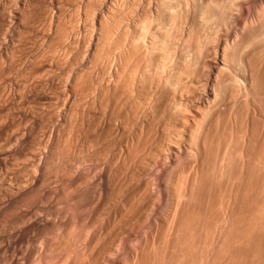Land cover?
I'll return each instance as SVG.
<instances>
[{
  "label": "rangeland",
  "instance_id": "1",
  "mask_svg": "<svg viewBox=\"0 0 264 264\" xmlns=\"http://www.w3.org/2000/svg\"><path fill=\"white\" fill-rule=\"evenodd\" d=\"M26 1V2H25ZM44 1V2H43ZM54 2V3H52V2ZM61 1V2H60ZM79 1V2H78ZM102 1H104V2H102ZM116 1V2H115ZM164 1H166V2H164ZM177 1V2H176ZM181 1H183V2H181ZM201 3H200V2ZM210 1V2H209ZM219 1V2H218ZM82 2V3H81ZM89 4H88V3ZM87 2H86V0L84 1V0H0V92H1V94H0V107L2 108V109H0V162L3 164V165H1V163H0V264H63V262H64V264H86V262L85 263H82V261H80L82 258L84 259V260H86V259H88V260H90V262H93V261H95V259H94V257H96V255H97V252H101L103 249H106V248H110V243L112 244L113 243V246L115 245H117L116 247L117 248H110L111 249V252L113 251V250H115V251H113L112 252V255H111V257H112V260H111V262H110V260L108 261V262H106V264H113L112 262H114V263H119V264H126V262H127V264H130V261L128 262L127 261V258H128V260H130L129 259V257L131 256V261L133 260V259H135V260H133L131 263L133 264H136V262L138 263V261L139 262H141V264H149V262L150 263H152L153 261H155L154 263L155 264H159V262H160V264H162L163 262L165 263V261H163L164 259H166V257L167 256H172V252L175 250L176 252L178 251V252H182V253H179L178 255H176L177 253L174 251L173 253H175V257H174V255H173V257L171 258L170 256H169V258H168V260H167V262H169V259H170V261H172L173 262V264H183V263H185L184 261H185V258L187 259V257L188 256H195L194 258H197V260L195 259L194 261H195V263L193 262V261H191L192 259H194V258H192L191 259V256L190 257H188L189 259H187L189 262L191 261V264L193 263V264H203L204 262V264H238L240 261V263L239 264H264V100H262V98L264 99V77H263V75H264V56H262V55H264V0H240V1H238V0H225V1H221V0H87ZM167 2H170V3H167ZM173 2V3H172ZM188 2V3H187ZM204 3V5H202L203 3ZM209 2V3H208ZM229 2V3H228ZM233 2V3H232ZM15 3V4H14ZM22 3H24V4H22ZM30 3V4H29ZM102 3V4H101ZM113 3V4H112ZM159 4V6H158V4ZM195 3V4H194ZM198 4V6H197V4ZM214 3V4H213ZM220 3V4H219ZM223 5H222V4ZM232 3V4H231ZM5 4V5H4ZM17 4V5H16ZM27 4V5H26ZM39 4H41V5H39ZM61 4V5H60ZM86 4V5H85ZM108 4V5H107ZM112 4V5H111ZM154 4V5H153ZM170 4V5H169ZM181 4V5H180ZM185 4H187L186 6H185ZM189 4V5H188ZM194 4V5H193ZM208 4V5H207ZM210 4V5H209ZM227 4H230V5H227ZM235 4V5H234ZM10 5V6H9ZM31 5V6H30ZM35 5V6H34ZM43 5V6H42ZM56 5V6H55ZM65 5V6H64ZM173 5V6H172ZM191 5V6H190ZM212 5V7L210 8V6ZM219 5V6H218ZM2 6H4V7H2ZM19 6H20V9H19ZM26 6V7H25ZM34 6V7H33ZM47 6V7H46ZM58 6V7H57ZM61 6V7H60ZM129 6V7H128ZM134 6V7H133ZM150 6H152V7H150ZM162 6V7H161ZM165 6V7H164ZM169 7V11L167 10L168 9V7ZM200 6V7H199ZM221 6V7H220ZM224 6V7H223ZM229 6V7H228ZM239 6V7H238ZM113 7V8H112ZM156 7V8H155ZM159 7V8H158ZM172 7V8H171ZM185 7V8H184ZM199 7V8H198ZM207 7V8H206ZM209 7V8H208ZM216 7V8H215ZM223 7V8H222ZM14 8V9H13ZM23 10H22V9ZM37 8V9H36ZM57 8H60V9H57ZM66 8V9H65ZM70 8V9H69ZM184 8V9H183ZM213 8V9H212ZM11 9V10H10ZM29 9V10H28ZM52 9V10H51ZM98 9H100V10H98ZM112 9V10H111ZM117 9V10H116ZM130 9H132L131 11H130ZM143 9H145V10H143ZM152 9V10H151ZM171 9V10H170ZM173 9V10H172ZM189 9H191V11L189 10ZM197 9V10H196ZM212 9V10H211ZM214 9H216V10H214ZM229 9V10H228ZM8 12H7V11ZM31 10H32V12H31ZM97 10V12H95ZM127 10V11H126ZM157 10L159 11V13H156L157 12ZM181 10V11H180ZM225 12H224V11ZM25 12V13H22V12ZM89 11V12H88ZM99 11V12H98ZM102 11V13H100ZM124 11V12H123ZM127 12V14H125L126 12ZM128 11L130 12L129 14H128ZM143 11V12H142ZM165 11V12H164ZM167 11V12H166ZM183 11V12H182ZM187 11H188V13H187ZM197 11V12H196ZM201 11V12H200ZM213 11V12H212ZM219 11H220V13H221V15H220V13H219ZM228 11V12H227ZM256 11V12H255ZM2 12V13H1ZM31 12V13H30ZM65 12V13H64ZM111 12H113V13H111ZM152 12V13H151ZM169 12V13H168ZM180 12V13H179ZM187 13V14H185V13ZM191 14H190V13ZM207 12V13H206ZM208 12H209V14H208ZM217 12V13H216ZM232 12V13H231ZM20 13H22V14H20ZM30 13V14H29ZM68 13V14H67ZM98 13V14H97ZM118 13H120V14H118ZM123 13V14H122ZM165 13V14H164ZM173 13V14H172ZM176 13V14H175ZM192 13L194 14V15H192ZM211 13H213V14H211ZM225 13V16L223 15ZM24 14H25V16H24ZM50 14V15H49ZM70 14V15H69ZM93 14V15H92ZM102 14V15H101ZM127 15V17L125 16V15ZM147 14H149V16H147ZM152 14V15H151ZM155 14V15H154ZM161 14H162V16H161ZM171 14V15H170ZM182 15V16H180V15ZM203 14V15H202ZM216 14V15H215ZM232 14V15H231ZM261 14V15H260ZM6 15V16H5ZM82 15V16H81ZM97 15V17H98V15H101V17H100V19L102 20H100V19H96V17L95 16ZM124 15V16H123ZM131 15V16H130ZM143 15V16H142ZM151 15V16H150ZM158 15V16H157ZM174 15V16H173ZM178 15V16H177ZM202 15V16H201ZM207 15V16H206ZM209 15V16H208ZM28 16H30V17H28ZM42 16V17H41ZM52 16H53V18H52ZM73 16V17H72ZM94 16V17H93ZM129 16V17H128ZM145 16V17H144ZM165 16V17H164ZM185 16H186V19H185ZM189 16V17H188ZM192 16H195V17H192ZM197 16V17H196ZM261 16V17H260ZM10 17H12V18H10ZM22 18V17H25V18H22V19H19V18ZM115 17V18H114ZM137 17V18H136ZM141 17V18H140ZM156 17H157V19H156ZM172 17V18H171ZM180 17V18H179ZM225 19H224V18ZM227 17V18H226ZM263 17V18H262ZM74 18V19H73ZM84 18V19H83ZM95 18V19H94ZM120 18V19H119ZM124 18H126V19H124ZM127 18H129V19H127ZM140 18V19H139ZM148 18V19H147ZM190 18V19H189ZM203 18V19H202ZM204 18H206V20L204 19ZM208 18V19H207ZM34 19V20H33ZM36 19V20H35ZM51 19V20H50ZM79 19V20H78ZM94 19V20H93ZM104 19V20H103ZM115 19H117V20H115ZM121 19H123V20H121ZM146 19V20H145ZM198 19V20H197ZM200 19V20H199ZM218 19V20H217ZM30 20V21H29ZM100 22H99V21ZM126 20V21H125ZM133 20V21H132ZM144 20V21H143ZM163 20H164V22H163ZM177 20V21H176ZM184 20V21H183ZM187 20V21H186ZM188 20H190L189 22H188ZM197 22V24H199V25H197L196 24V22ZM211 20H212V22H211ZM215 20V21H214ZM225 20V21H224ZM227 20V21H226ZM6 21V22H5ZM21 21V22H20ZM23 21V22H22ZM53 21V22H52ZM92 21V22H91ZM96 21V22H95ZM106 21V22H105ZM112 21V22H111ZM128 21H129V23H128ZM136 21V22H135ZM138 21V22H137ZM139 21H141V23L139 22ZM159 21V22H158ZM175 21V22H174ZM194 23H193V22ZM199 21H201L200 23H199ZM204 23H203V22ZM223 21V22H222ZM114 22V23H113ZM142 22H143V24H142ZM151 22V23H150ZM158 22V23H157ZM161 22H163V23H161ZM181 22V23H180ZM182 22H183V24H182ZM192 22V23H191ZM238 22V23H237ZM92 23H93V25H92ZM94 23H96L95 24V27H93L94 26ZM110 23H111V26H113V27H111V26H109L110 25ZM113 23V24H112ZM117 23V24H116ZM168 23V24H167ZM186 23H187V25H186ZM214 23V24H213ZM219 23V24H218ZM34 24V25H33ZM54 24V25H53ZM82 24V25H81ZM88 24V25H87ZM105 24V25H104ZM107 24V25H106ZM122 24V25H121ZM156 24V25H155ZM189 24H192V25H189ZM194 24V25H193ZM196 24V25H195ZM203 24V25H202ZM210 24V25H209ZM234 24V25H233ZM92 25V26H91ZM115 25H117V26H115ZM123 25H125V26H123ZM140 25V26H139ZM142 25H145V26H142ZM162 25V26H161ZM201 25V26H200ZM220 25V26H219ZM258 25V26H257ZM2 26V27H1ZM26 26V27H25ZM28 26V27H27ZM37 26V27H36ZM74 26V27H73ZM81 26V27H80ZM98 26V27H97ZM115 26V27H114ZM122 26V27H121ZM127 26H129V27H127ZM149 26V27H148ZM156 26H157V29H156ZM163 26L165 27V28H163ZM181 26V27H180ZM185 27V29H184V27ZM193 26V27H192ZM197 26V27H196ZM215 26V27H214ZM256 26V27H255ZM65 27V28H64ZM125 27H126V29H125ZM132 27V28H131ZM153 27V28H152ZM169 27V28H168ZM190 27H192V28H190ZM199 27V28H198ZM202 27H203V29H202ZM207 27H211V29L209 28V29H206ZM219 27V28H218ZM221 27V28H220ZM231 27V28H230ZM236 29H235V28ZM80 28V29H79ZM97 29V30H95V29ZM110 28V30H111V32H109L108 31V29ZM131 28V30L129 31V29ZM139 28V29H138ZM147 28V29H146ZM148 28H149V30H148ZM181 28V29H180ZM190 28V29H189ZM228 28V29H227ZM14 29V30H13ZM47 29V30H46ZM128 29V30H127ZM164 29V30H163ZM203 30V31H201V30ZM79 30H80V32H79ZM82 30V31H81ZM87 30V31H86ZM107 30V31H106ZM123 30V31H122ZM135 30V31H134ZM147 30V31H146ZM169 30V31H168ZM189 30V31H188ZM198 30V31H197ZM227 30H228V32H227ZM256 32H255V31ZM50 31H52V32H50ZM67 31V32H66ZM122 31V32H121ZM133 31V32H132ZM155 31V32H154ZM165 31V32H164ZM180 31V32H179ZM183 31H184V33H183ZM209 31H210V33L211 34H209ZM261 31V32H260ZM31 32V33H30ZM84 32V33H83ZM89 32V33H88ZM93 32H94V34H93ZM101 32L103 33V34H101ZM107 32H109V33H112V34H110L109 36H108V34H106ZM131 32V33H130ZM135 32V33H134ZM147 32H149V34L147 33ZM151 32V33H150ZM159 32H161V33H159ZM163 32V33H162ZM175 32V33H174ZM183 34H182V33ZM204 32V33H203ZM208 32V33H207ZM215 32V33H214ZM241 32V33H240ZM251 32V33H250ZM253 32V33H252ZM5 33V34H4ZM17 33V34H16ZM25 33V34H24ZM33 33V34H32ZM50 33V34H49ZM75 33V34H74ZM92 33V34H91ZM133 33V34H132ZM154 33V34H153ZM166 33V34H165ZM171 33V34H170ZM196 33V34H195ZM202 33V34H201ZM245 33V34H244ZM261 35H260V34ZM47 34V35H46ZM86 34V35H85ZM89 34V35H88ZM131 34V35H130ZM136 36H135V35ZM139 34H141V36L139 35ZM151 34V35H150ZM161 34V35H160ZM164 34V35H163ZM175 34V35H174ZM179 34V35H178ZM185 34V35H184ZM190 34V35H189ZM214 34V35H213ZM217 34V35H216ZM251 34V35H250ZM260 36H258V35ZM45 35V36H44ZM50 35V36H49ZM53 35H54V37H53ZM71 35V36H70ZM72 35H74V36H72ZM82 35V36H81ZM137 35H139L138 37H137ZM150 35V36H149ZM163 35V36H162ZM175 37H174V36ZM176 35H178V36H176ZM231 37H230V36ZM255 35V36H254ZM91 36V37H90ZM94 36V37H93ZM97 36V37H96ZM108 38H107V37ZM130 39V40H128L127 39V37ZM133 36V37H132ZM148 36V37H147ZM172 36V37H171ZM187 36H188V38H187ZM190 36V37H189ZM198 36H199V38H198ZM202 36V37H201ZM206 38H205V37ZM209 36H211V37H209ZM229 36V37H228ZM263 36V37H262ZM6 37H7V39H8V41H7V39H6ZM16 37V38H15ZM49 37H51V38H49ZM87 37V38H86ZM99 37V39H97ZM126 37V38H125ZM141 37V38H140ZM152 37H156V38H153L152 39ZM174 37V38H173ZM196 37V38H195ZM225 37V38H224ZM239 37V38H238ZM48 38V39H47ZM60 38V39H59ZM121 38V39H120ZM139 38V39H138ZM146 38V39H145ZM173 38V39H172ZM176 38V39H175ZM194 40H193V39ZM203 38V39H202ZM210 38V39H209ZM215 40V42H214V40ZM237 38V39H236ZM246 38H249V39H246ZM256 38V39H255ZM6 39V40H5ZM46 39V40H45ZM94 39V40H93ZM125 39V40H124ZM156 39V40H155ZM178 39V40H177ZM187 39H189V40H187ZM202 39V40H201ZM242 39V40H241ZM252 39V40H251ZM259 39V40H258ZM60 40V41H59ZM68 40V41H67ZM92 40V41H91ZM101 40V41H100ZM118 40H119V42H118ZM149 40V41H148ZM151 40V41H150ZM168 40V41H167ZM170 40V41H169ZM180 40V41H179ZM209 42H208V41ZM237 42H235V41ZM41 41V42H40ZM55 41V42H54ZM58 41V42H57ZM97 42V46L94 44V42ZM123 41V42H122ZM130 41H132V43L130 42ZM143 41V42H142ZM148 41V42H147ZM158 41V42H157ZM178 43H177V42ZM187 41H189V42H187ZM204 41V42H203ZM205 41H207V42H205ZM220 41V42H219ZM222 41V42H221ZM231 41V42H230ZM253 41V42H252ZM262 41V42H261ZM3 42V43H2ZM52 42H54V44L52 43ZM84 42V43H83ZM92 43V45H90L89 46V44H91ZM124 42L126 43H128V42H130L129 44H127L126 43V45L124 44ZM150 42V43H149ZM154 44H153V43ZM164 42V43H163ZM168 42V43H167ZM174 42V43H173ZM252 42V43H251ZM12 43V44H11ZM14 43V44H13ZM62 43V44H61ZM89 43V44H88ZM141 43V44H140ZM147 45H146V44ZM158 43V44H157ZM163 43V44H162ZM172 45H171V44ZM180 43V44H179ZM184 43H186V44H184ZM200 43H201V45H200ZM205 43V44H204ZM215 43V44H214ZM219 43V44H218ZM261 43V44H260ZM22 44V45H21ZM103 44V45H102ZM110 44V45H109ZM134 44V45H133ZM153 44V45H152ZM166 45V47H165V45ZM177 44H178V46H177ZM198 44V45H197ZM210 44V45H209ZM217 44V45H216ZM229 44V45H228ZM232 44V45H231ZM243 44V45H242ZM248 44V45H247ZM254 44H256V45H254ZM14 45H16V46H14ZM60 45V46H59ZM73 45V46H72ZM106 45V46H105ZM109 45V46H108ZM133 46V48H132V46ZM147 46V48H146V46ZM164 45V46H163ZM170 45V47H171V49L168 47ZM175 45V46H174ZM180 45V46H179ZM183 45V46H182ZM246 45V46H245ZM18 46V47H17ZM46 46H47V48H46ZM58 46V47H57ZM65 46V47H64ZM89 47V49H88V47ZM92 46V47H91ZM102 46V47H101ZM120 46V47H119ZM122 46V47H121ZM141 46V47H140ZM145 46V47H144ZM157 46V47H156ZM174 48H173V47ZM177 46V47H176ZM187 46V47H186ZM215 48H214V47ZM219 46H221L220 48H219ZM227 46H230V47H227ZM239 47V49H238V47ZM247 46H249V47H247ZM254 46H256V47H254ZM38 47V48H37ZM40 47V48H39ZM50 47V48H49ZM95 49H94V48ZM98 47H99V49H100V51H99V49H98ZM113 47V48H112ZM163 47H165V48H163ZM179 47V49H177ZM182 47V48H181ZM206 47V48H205ZM224 47V48H223ZM234 47V48H233ZM25 48V49H24ZM57 48V49H56ZM59 48V49H58ZM92 48H93V51H92ZM117 48V49H116ZM120 48V49H119ZM122 48H124L123 50H122ZM131 50H130V49ZM143 48V49H142ZM153 48V49H152ZM180 48H181V50H180ZM202 48V49H201ZM222 48V49H221ZM242 48V49H241ZM244 48V49H243ZM262 48V49H261ZM55 49V50H54ZM63 49V50H62ZM72 49V50H71ZM86 49H88V50H86ZM97 49V50H96ZM133 49H134V51H133ZM136 49V50H135ZM146 49H148L147 51H146ZM171 51H170V50ZM213 49V50H212ZM214 49H216V50H214ZM217 49H219V51H217ZM221 49V50H220ZM223 49H225V50H223ZM230 49H231V51H230ZM246 49H247V52H246ZM256 49V50H255ZM40 50V51H39ZM54 50V51H53ZM86 50V51H85ZM113 50V51H112ZM118 50H120V52L118 51ZM122 50V51H121ZM127 50V51H126ZM140 50V51H139ZM144 50V51H143ZM178 52L177 54H176V51ZM19 51V52H18ZM88 51H90V52H88ZM108 51H109V55H108ZM123 51H124V54L122 55V53H123ZM137 51H139V52H137ZM141 51H143L142 53H140ZM151 51H153V52H151ZM215 51V52H214ZM221 51V52H220ZM222 51H224V52H222ZM227 51V52H226ZM8 52V53H7ZM71 52V53H70ZM84 52H87V53H84V54H86V55H82ZM104 54H103V53ZM111 52V53H110ZM116 52H119V53H116ZM149 52L151 53V54H149ZM161 52H163V54H164V56H166V57H163V54H161ZM172 52H174V55H173V53ZM199 52V53H198ZM233 52H234V54L237 56H234L233 57ZM242 52V53H241ZM254 52V53H253ZM259 52V53H258ZM33 53V54H32ZM90 53V54H89ZM114 53V54H113ZM135 55H133V54ZM137 53V54H136ZM139 53H140V55H139ZM144 53V54H143ZM191 53V54H190ZM195 53V54H194ZM204 53H206V54H204ZM226 54V55H224V54ZM17 54V55H16ZM63 54H65V55H63ZM87 54H89V55H87ZM126 54V55H125ZM128 54V55H127ZM148 54V55H147ZM167 54V55H166ZM170 54V55H169ZM176 54V55H175ZM202 54V55H201ZM217 54V55H216ZM233 54V55H232ZM244 54V55H243ZM257 54V55H256ZM39 55V56H38ZM93 55V56H92ZM104 55V56H103ZM106 55V56H105ZM122 55V56H121ZM132 55H133V57H132ZM143 55V56H142ZM146 57H145V56ZM151 55V56H150ZM212 55V56H211ZM225 56L226 57V60H225V57H223V56ZM256 55V56H255ZM8 56V57H7ZM86 58H85V57ZM91 58H89V57ZM96 56V57H95ZM124 56V57H123ZM129 56H131L130 58H129ZM137 56V57H136ZM139 56V57H138ZM160 56H162L163 57V59H162V57H160ZM207 56V57H206ZM216 56H219V57H216ZM252 56H253V58H252ZM12 57V58H11ZM15 57V58H14ZM100 57V60L98 59ZM112 57V58H111ZM119 57H121V59L119 58ZM127 57V58H126ZM151 59H150V58ZM210 57V58H209ZM220 57H222V58H220ZM236 57V58H235ZM247 57V58H246ZM257 57V58H256ZM26 58V59H25ZM29 58H31V59H29ZM85 58V59H84ZM108 58V59H107ZM138 58V59H137ZM144 59V60H142V59ZM165 58V59H164ZM203 58V59H202ZM217 58H218V60H217ZM234 58V59H233ZM263 58V59H262ZM14 59V60H13ZM93 59V60H92ZM110 59V60H109ZM114 59H116V60H114ZM118 59V60H117ZM123 59V60H122ZM131 59V60H130ZM161 59V60H160ZM168 59V60H167ZM189 59V60H188ZM215 59H216V61H215ZM221 59H223V60H221ZM235 59H237V61L235 60ZM245 59V60H244ZM257 59V60H256ZM259 59V60H258ZM260 59H262V60H260ZM12 60V61H11ZM17 60V61H16ZM22 60H24V62L22 61ZM26 60V61H25ZM39 60V61H38ZM84 60H86L87 62H88V69H87V67H86V65L85 66H83V67H85V68H83L81 65H83L84 63ZM89 60H90V62H89ZM120 60H122V61H120ZM126 60V61H125ZM147 60V61H146ZM149 60V61H148ZM163 60V61H162ZM224 61V62H227V63H225V65H227V66H224V68H223V64H222V67H220V68H222L221 70H219V69H215V67H209L211 64V66H215V64H217V61ZM242 60H244V61H242ZM10 61V62H9ZM30 61V62H29ZM42 61V62H41ZM47 61V62H46ZM94 61V62H93ZM116 61V62H115ZM125 61V62H124ZM144 61V62H143ZM214 61L216 62V63H214ZM252 61V62H251ZM12 62H13V64H12ZM40 62V63H39ZM46 62V63H45ZM97 62V63H96ZM129 62V63H128ZM134 62V63H133ZM137 62L138 63H140V65L142 66L141 68L139 67L140 65L139 64H137ZM141 62H143V63H141ZM148 62H150V63H148ZM160 62H162V63H160ZM197 62V63H196ZM213 62V63H212ZM228 62H230V65H229V63ZM233 62V63H232ZM235 62H236V64H235ZM257 62V63H256ZM260 62V63H259ZM263 62V63H262ZM22 63H24V64H22ZM44 63H45V65H44ZM78 63V64H77ZM115 63H117L116 65H118V64H120L121 63V65H118L119 67H123L122 69L120 68V69H118L119 67H117V70H118V72L120 73V74H122L123 76H122V79L123 80H121V81H118L119 83H124L125 84V86H126V88H128L129 86H131L132 88H133V90H128L127 89V91H130V92H127L128 94L127 95H131V92H132V97H130V96H124L125 97V99H124V97L122 96L123 95V93L121 94H118V96H117V94H115V93H118V92H115V88H116V84L114 83V80H115V82H116V79H114V80H112V81H107L108 80V78H109V70H110V68L111 67H114V66H116L115 65ZM130 64V65H128V64ZM153 63V64H152ZM159 63V64H158ZM178 63V64H177ZM185 63V64H184ZM241 63H242V65H241ZM247 63V64H246ZM17 64H19V65H17ZM30 64V65H29ZM34 64V65H33ZM36 64V65H35ZM39 64V65H38ZM53 64V65H52ZM79 64H81V65H79ZM90 64H91V67H90ZM93 64V65H92ZM100 64V65H99ZM111 64V65H110ZM114 64V65H113ZM143 64V65H142ZM147 66H145V65ZM150 64V65H149ZM174 64V65H173ZM9 65V66H8ZM23 65V66H22ZM33 65V66H32ZM44 65V66H43ZM56 65V67H54ZM135 65L137 66V67H135ZM157 65V66H156ZM170 65V67H168L167 68V66H169ZM204 65V66H203ZM236 65V67H234ZM239 65V66H238ZM21 66H22V68H21ZM27 66V67H26ZM31 66V67H30ZM80 66V67H79ZM127 68H126V67ZM130 66V67H129ZM145 66V67H144ZM156 66V67H155ZM160 66V67H159ZM174 66V67H173ZM177 66H179V67H177ZM193 66V67H192ZM257 66V67H256ZM262 66V67H261ZM18 67V68H17ZM45 67H47V68H45ZM54 67V68H53ZM68 67V68H67ZM98 67V68H97ZM227 67V68H226ZM240 67V68H239ZM14 69V70H16V68H17V70L16 71H12L11 69ZM26 68V69H25ZM51 68V69H50ZM59 68V69H58ZM73 68V69H72ZM82 68H83V70H82ZM90 68V69H89ZM96 68V69H95ZM114 68H116V67H114ZM125 68V69H124ZM131 68V69H130ZM134 68H136V69H134ZM138 68V69H137ZM187 68H188V70H187ZM192 68V69H191ZM203 70H202V69ZM207 68H209V69H207ZM226 68V69H225ZM239 68V69H238ZM255 68V69H254ZM257 68H260V71H259V69H257ZM2 69H3V72H2ZM48 69H50V70H48ZM94 69V70H93ZM104 69V70H103ZM124 69V70H123ZM141 69H142V72H141ZM144 69V70H143ZM154 69V70H153ZM163 69V70H162ZM165 69V70H164ZM215 69V70H214ZM228 69V70H227ZM241 69V70H240ZM254 69V70H253ZM7 70V71H6ZM27 70V71H26ZM58 70V71H57ZM63 70V71H62ZM80 70V71H79ZM90 70V71H89ZM98 70V71H97ZM121 70H122V72H121ZM131 70V71H130ZM134 70H139V71H134ZM167 70V71H166ZM172 70V71H171ZM224 70H226V72H224ZM235 70H238V71H235ZM241 72H240V71ZM5 71V72H4ZM48 71V72H47ZM144 71H146V72H144ZM198 71V72H197ZM210 73L211 71V75L208 73V72ZM214 71V72H213ZM220 71H222L223 72V74L222 75H224L225 73V76H221L222 77V79L224 78V77H226V79L224 78L223 79V81L224 82H227L228 80H230L231 78L233 79V81H234V83H233V81L232 80H230V84L232 85V87L233 88H235V87H237L238 85L240 86H238L237 88H235L234 90H233V88L231 87V85L227 82V84L228 85H230V87H229V89H228V86H227V91L228 90H230V91H226L225 90V93H224V95H223V93L222 94H220L219 96H217V98H215L214 99V97L211 99V100H213V104H214V102H216L218 99H219V101L221 102L223 99H221V98H224V100L221 102V104H223V103H225L226 102V104L228 105V103L230 102L229 100L231 99V95L232 94H228L229 92L230 93H232L233 91L235 92V93H237V94H241V96H239V95H236V97H237V99L236 98H234V97H232L233 99H231L232 101L231 102H233V100H238L239 102L238 103H240L239 105H241V107L243 106V109L240 111L241 113H242V117L240 118L241 119V121L242 122H239V123H237L236 121H233L234 119H233V116L231 115V112L229 113V110H227L226 111V109H225V107L227 106H225V104H223V105H218L217 107L215 106V108H216V110L217 111H219V119L218 118H215V117H218L217 116V113H215V114H213L212 116L210 115V114H212V113H209V112H207L205 115H207V116H205L206 118H205V120L207 121V122H214V123H216V121L218 120V122L220 121V122H222L221 123V125H219L220 126V128H219V126H218V129L221 131L222 130V128L224 127V126H226V127H224V129L222 130L223 131V135L221 134V132L219 133V136H220V134H221V136H220V142H223V139L224 140H228V138H230L231 136H235L236 138L237 137H239L240 136V134H239V136H238V134H236V132H237V130H238V127H239V129H240V127H241V130H242V133H241V135H242V144L245 146H243L242 147V152H244V153H240V157L242 158H240L242 161L240 162V164L242 163V166L243 167H241V165L239 164V166L238 165H230V169H232L231 171H230V169H225V168H227L229 165H227V164H225V166H227V167H225V166H223L222 168H221V173H224V174H226V175H224V174H220V171H218L219 172V181H220V183H221V181H222V189H220L219 188V186H217L216 184H214V181H213V179L210 177V173H209V178H207L208 176H207V174H208V172H206V174L204 173L205 172V170L206 171H209L208 170V168L210 167H214L213 169H211V173H212V171L213 170H215V166L217 165V164H214L213 165V160H212V164H211V166H209L208 168H207V164L206 163H204V167H206L205 168V170L203 169V171H202V168H204L203 166H202V168L201 169H199L200 170V172L199 173H197V175H198V177H197V181L196 182H194L193 181V185L195 186V188L196 187H198V188H196V191H197V193H196V191H195V193L196 194H198V195H195L194 196V198L193 197H190L189 196V198H190V200L189 199H187L188 198V193L186 194V196H185V199H183L182 200V202H181V204L179 205V206H181V205H183V207L186 209L187 207H189V209H188V211H187V209L185 210V209H183V207L181 206L180 208L178 207V210L180 211V215H178V216H180L178 219H180V220H178V222L177 223H179L180 221H182V222H185V219H186V221H187V223L185 222V227H182L183 225H181V224H183L182 222L180 223V228L182 229H180V230H178V227L177 226H179V224H170V223H175V222H170V221H168V223H169V225H172L173 227V230H172V232L170 231V233L169 232H165L164 230V232L163 233H158V232H160V231H162V230H159V231H157L159 228L160 229H163L162 227H164V228H169V226H167L168 225V223H167V221H166V219L167 220H169V218H167L168 217V214H172V210H174L173 208L175 207V206H173L172 204H171V195H169L168 193L171 191V190H173V186L174 185H172V184H174L173 183V181L174 180H176L177 179V177H179L180 175L179 174H181L182 173V170H183V168H185L186 166V164H187V166H192V167H196V163L194 162V164L192 163L191 164V162H193L194 160H195V158H196V155H195V153L194 152H191V150H190V152H187V154H185V152L186 151H184V154H182L181 156H179L180 158L181 157H183L182 158V160H178V158L179 157H177L176 155L177 154H172L173 155V157H174V159H172L173 157H170V158H167L168 157V154H169V156H172L171 155V152L170 153H168L167 151H166V149H165V147L163 148L162 147V149L163 150H161V148H159L160 150H161V152L159 151L158 152V154H156V156H159L160 157V159L161 160H163L164 161V163L161 161V164H160V160H158V159H156V158H158V157H156L155 156V158L154 159H156L155 161L156 162H158L156 165H155V167L153 166V168H155V169H153V171H151V172H153L152 174L153 175H151V173H148V174H146L144 177H142V180L144 181H148V184L147 185H149V189H150V187H151V189H150V191L153 189V191L152 192H150V199L148 200V201H150L149 203H151L152 205L155 203V204H157V206H158V208L160 207L159 206V201L161 200V201H165V202H161L160 203V205H161V207H160V209L162 208V206H163V208L165 207V210L166 211H163V212H161L160 211V209H158L156 206H155V204H154V206L158 209V211H157V209L155 208L154 209V211H153V209H152V211H151V209L149 210V208H154V206H152V205H149V203H147L148 201H146V205H144V207L143 206H140L139 207V209L141 210L142 208H144V210H145V212L143 211V210H141V212H140V210H138L137 212L138 213H140L142 216L139 218V215H137L136 216V218L134 217V219L133 220H135V221H133L132 223H130L131 221H132V219L130 220V222H128V223H130V225H133V223L134 222H136V224L138 225V223H139V226L142 224L140 221H141V218H143L142 220H143V224H144V221H146L145 222V224L147 223V225H151V226H149V227H147L145 224L144 225H142L143 226V228H142V230H143V232H140V230H137V228L138 229H141V227H139V226H137V225H133L134 227L136 226L137 228L135 229V228H133V226L130 228L131 230H135L134 232L135 233H140L141 234V236L140 235H136L135 233H132L133 231H130L129 229H128V226H130V225H128L126 228H125V231L123 232L124 233V235H123V233H122V230H121V232H119V230H118V227H117V219L116 218H118V216L120 217V212H122V211H124L125 210V208L124 207H126L127 205H128V203H129V206H130V203H131V200H132V197H130L131 195H133L132 193L131 194H129L130 192H129V190L130 191H132L133 189V187H135L136 186V184H135V182H136V180H137V177L135 176V172L132 170V172L134 173V176H132V179L130 178L131 177V173H130V170H128L129 169V167L128 166H130V167H132V164H130V163H132L128 158H125L126 156H127V154H125V151L127 150L126 149V146L127 145H125V144H122L123 143V141H124V143H126V144H130V146H131V143H134L135 142V136L136 135H138L139 134V132L142 130V128H139V132H137L138 130H134V129H132L131 128V126H128V125H125V124H123V126L121 125L123 122V116L126 114V113H128L127 111H129L130 110V108L132 107V106H134L135 105V99H137L138 98V100H147L148 102H149V98H151L150 96H152L151 95V92L153 93V94H155V93H157V92H160V89H161V94H163V96L165 95H167V94H170V92L169 91H171L173 88V90H172V92L173 91H175L176 92V94H175V92H171L172 93V95H174V96H172L171 94V97H170V101H168V96L169 95H167V100L166 101H168V102H166L165 101V105L168 103V106L166 105V108H165V105H164V108L166 109V111L162 114V115H158V117L156 116V118H153V119H155V121H157V122H155L154 120H149V123L151 122V124H150V127L151 128H153V130H156V131H159V135H160V133H161V129H160V127H162V126H160L159 125V123L161 124V125H163V124H167L168 122V118H169V116L167 115V110L168 109H170L169 111H173V112H178V113H176V115H179V113H180V115L179 116H176V117H178V118H175V119H177V121H175V124H174V126H176V129H174L173 128V130L171 129V131H173L172 132V136L174 137V140H178V141H181V142H184L183 143V145L186 143V141H188V139H189V137L190 136H192L193 137V131H194V129L196 128L195 126H196V124H195V122L193 123L191 120H189V119H186L187 117L189 118V116L191 115V114H197L198 113V118H201L203 115V112H204V110L207 108L208 109V107L209 108H211L210 107V105L212 106V104H211V100L209 99V101H210V103H208L209 101H207V100H205V98H206V92H205V94L203 93L202 94V96L203 95H205V96H203V98H201V95H198L199 93L201 94V92H203L206 88V90H210V88H212V90H214V88H215V86L216 87H218L217 85H218V81L219 80H222L221 79V77H220V74L222 73V72H220ZM229 71V72H228ZM245 71V72H244ZM251 71H254L253 73L251 72ZM256 71V72H255ZM16 72V73H15ZM22 72V73H21ZM31 72V73H30ZM33 72H34V74H33ZM46 72V73H45ZM63 72V73H62ZM86 72V73H85ZM99 72V73H98ZM108 72V73H107ZM155 72V73H154ZM166 72V73H165ZM168 72V73H167ZM172 72V73H171ZM220 74H219V73ZM228 72V73H227ZM232 72V73H231ZM11 73V74H10ZM15 73V74H14ZM45 73V74H44ZM48 73V74H47ZM91 73V74H90ZM103 73V74H102ZM128 73V74H127ZM131 73H132V75H131ZM137 73H139V74H137ZM160 75H159V74ZM162 73V74H161ZM165 73V74H164ZM191 73V74H190ZM208 73V74H207ZM213 73H215L214 74V76H213ZM217 73V74H216ZM234 73H236V74H234ZM260 73V74H259ZM42 74V76L43 77H40V75ZM90 74V75H89ZM102 74V75H101ZM108 76H107V75ZM126 74V75H125ZM150 74V75H149ZM154 74V75H153ZM180 74V75H179ZM232 74H233V76H232ZM255 74V75H254ZM17 75V76H16ZM30 77H29V76ZM45 75H49L48 76V78H47V76H45ZM52 75H54V76H52ZM95 75V76H94ZM100 75V76H99ZM129 75V77L128 78H131V79H135L138 83H140V85L141 84H143L142 85V89H144L143 91H141L142 89H141V86H140V88H136V86H135V89H134V86H132L131 85V83L130 82H128V80L126 79V77ZM135 75L137 76V77H135ZM148 75V76H147ZM152 75V76H151ZM158 75V76H157ZM216 75V76H215ZM219 75V76H218ZM259 75H261V76H259ZM6 76H8V78L6 77ZM15 78H14V77ZM26 76H27V78H26ZM93 76V77H92ZM102 76V77H101ZM105 76V81L103 80V77ZM107 76V77H106ZM133 76V77H132ZM162 76V77H161ZM211 76L212 77H214V81L212 80L213 78H211ZM218 76V77H217ZM229 76V77H228ZM237 76H238V78H237ZM20 77V78H19ZM44 77H46L47 78V80H51V78L54 80V82H53V80H51V81H47L46 80V78L44 79ZM54 77V78H53ZM66 77V78H65ZM89 77V78H88ZM95 77V78H94ZM125 77V78H124ZM147 77V80L145 79ZM156 77V78H155ZM187 77L190 79V80H194V84L193 85H191L190 83L193 81H190L189 79H187ZM227 77L228 78H230V79H227ZM236 77V78H235ZM258 78V79H255V78ZM12 78V79H11ZM44 79V80H46V81H44V80H40V79ZM50 78V79H49ZM86 78V79H85ZM88 78V79H87ZM100 78V79H99ZM141 80H140V79ZM144 78V79H143ZM161 78H167L166 80H163V79H161ZM184 78V79H183ZM200 78H202V79H200ZM220 78V79H219ZM7 79V80H6ZM10 79V80H9ZM29 79L31 80V79H33V81H32V83H31V81H29ZM34 79H36V80H34ZM39 79V80H38ZM84 79V80H83ZM94 79V80H93ZM125 79V80H124ZM133 79V80H134ZM156 79V80H155ZM160 79V80H159ZM187 79V80H186ZM206 79H210L209 80V82H208V80H206ZM216 79H219V80H216ZM240 79V80H239ZM243 81H242V80ZM253 79H255V80H253ZM261 79V80H260ZM6 80V81H5ZM13 80H15V81H13ZM21 80V81H20ZM27 82H26V81ZM58 80V81H57ZM91 80H92V82H91ZM96 80H97V82H96ZM127 80V81H126ZM151 82H150V81ZM170 80V81H169ZM188 80L190 81V85H191V87H190V85H188L187 83H188ZM201 80V81H200ZM203 80L205 81V82H203ZM215 80H216V82H215ZM227 80V81H226ZM238 80V82H236ZM263 80V81H262ZM10 81V82H9ZM12 81V82H11ZM28 81L31 83H28ZM38 81H39V83H38ZM40 81H41V83L43 84V85H45V86H41L42 84H40ZM94 81V82H93ZM107 82V83H104V82ZM139 81H142V82H139ZM145 81V82H144ZM154 81V82H153ZM174 81V82H173ZM186 82L187 81V83H186V86L188 85V87L186 88V86H184L185 85V83H180V82ZM209 83V84H211V85H209V86H207L206 88H205V86L207 85V82ZM213 83H212V82ZM223 81H222V83H223ZM240 81V82H239ZM46 82V83H45ZM78 82V83H77ZM84 82V83H83ZM88 82V84L90 85H88L89 86V88H86L87 87V85H86V83ZM100 82H103L104 83V86L107 84V85H110L111 87L110 88H107V87H109V86H105L104 87V89L106 88L107 90H103V91H101V90H99V83ZM127 82V83H126ZM150 82V84L152 83V85H150L149 84V87L147 86L148 84L147 83H149ZM156 82V83H155ZM201 82V83H200ZM241 82H243V83H245L244 85H243V83L241 84ZM14 83H15V85H14ZM26 84L27 83V85H24V84ZM35 83H38V84H34ZM129 83V84H128ZM161 83V84H160ZM166 83V84H165ZM169 83V84H168ZM221 83V82H220ZM233 83V84H232ZM238 83H240V84H238ZM22 85V86H18V85ZM31 86H30V85ZM33 84V85H32ZM83 84V85H82ZM94 84V85H93ZM146 84V85H145ZM179 84V85H178ZM203 84V85H202ZM213 84V85H212ZM217 84V85H216ZM235 84H237L236 86H235ZM36 85H38V86H40L39 88H40V90L41 91H39L38 89H36L37 87H36ZM46 85H48V86H46ZM53 85V86H52ZM93 85V86H92ZM95 85H97V87L95 86ZM115 85V86H114ZM128 85V86H127ZM145 85V88L143 87ZM155 85V86H154ZM159 85V86H158ZM162 85H163V87H162ZM165 85H167V87L165 86ZM168 85H169V87H168ZM171 85V86H170ZM182 85V86H181ZM235 87H234V86ZM260 85V86H259ZM261 85H263V86H261ZM4 88H3V87ZM25 88H24V87ZM30 86V87H29ZM33 86H35L36 88L34 89V87ZM146 86L148 87V89L146 88ZM202 86H204V87H202ZM210 86H213V87H210ZM245 86V87H244ZM254 86H256V88H254ZM8 89H6V88ZM11 87V88H10ZM15 87V88H14ZM30 89H29V88ZM31 87H33V89L31 88ZM114 87V88H113ZM117 87H120L119 86V84H117ZM131 87H129V89L131 88ZM155 87H157L159 90L158 91H156V92H154V88ZM176 87V88H175ZM185 87V89H183ZM208 87H210V88H208ZM9 88H10V90H9ZM77 88V89H76ZM84 90H82V89ZM85 88V89H84ZM121 88V87H120ZM126 88H125V90H126ZM157 88H155L156 90H157ZM169 89V91H167V92H165L166 91V89ZM179 88V89H178ZM204 90H203V89ZM242 89V91H241V89ZM251 88V89H250ZM59 89V90H58ZM71 89H73L72 91H71ZM89 89V90H88ZM97 89V90H96ZM138 89V90H137ZM141 89V90H140ZM146 89H147V91H149V92H147L146 91ZM149 89H152L153 91H151V90H149ZM163 89V90H162ZM188 89V90H187ZM215 89H217V88H215ZM238 91H237V90ZM247 89V90H246ZM250 89V90H249ZM255 89V90H254ZM2 90V91H1ZM21 90V91H20ZM26 90H28V91H26ZM44 90V91H43ZM75 90H77L78 91V94L76 95V91ZM109 90H111V91H109ZM134 90H136V92H134L133 93V91ZM179 90V91H178ZM182 92H181V91ZM205 90V91H206ZM259 90V91H258ZM30 91H32V92H30ZM59 93H58V92ZM71 91V92H70ZM75 91V92H74ZM117 91V90H116ZM192 91V92H191ZM242 93H241V92ZM253 93H252V92ZM255 91H256V93H255ZM261 91H263V92H261ZM5 92V93H4ZM8 92H10V93H8ZM11 92H12V94H11ZM17 92V93H16ZM40 92H42V93H40ZM74 92V93H73ZM79 92H82V94L80 93V95H79ZM100 92V93H99ZM109 92V93H108ZM141 92V93H140ZM178 92H179V94H178ZM182 94H181V93ZM198 92V93H197ZM239 92V93H238ZM251 92V93H250ZM258 92V93H257ZM2 93H3V95H2ZM23 93V94H22ZM43 93H45V94H43ZM69 93V94H68ZM84 93V94H83ZM86 93V94H85ZM113 93V94H112ZM136 93V94H135ZM137 93H138V95H137ZM146 93V94H145ZM195 93V94H194ZM214 93H215V91H214ZM245 93V94H244ZM9 94V95H8ZM13 94H16L17 96H15V98L13 97L12 98V96H13ZM39 94V95H38ZM43 94V95H42ZM68 94V95H67ZM71 94H74V96H75V99H74V96L73 95H71ZM97 94V95H96ZM150 95V96H148V95ZM181 94V95H180ZM243 94L244 95H246L245 97L243 96ZM255 94V95H254ZM259 94V95H258ZM7 95V96H6ZM26 95V96H25ZM28 95V96H27ZM41 95V96H40ZM46 95V96H45ZM89 95V96H88ZM120 95V96H119ZM136 97H135V96ZM142 95H144V96H146V98L144 99V96H143V98L141 99L140 98V96ZM178 98H180V99H178V102H177V97ZM180 97H179V96ZM215 95V94H214ZM221 95H223V97L221 96ZM225 95H229V96H226V97H230V99L229 98H226V97H224ZM252 95V96H251ZM2 96V97H1ZM23 96L24 98H22V99H18V98H21V97ZM30 96V97H29ZM44 96V97H43ZM64 96V97H63ZM70 96H71V99H70ZM73 96V97H72ZM78 96V97H77ZM83 96V97H82ZM106 96V97H105ZM108 96V97H107ZM112 96V98H110V100H108L109 99V97H111ZM114 96V97H113ZM121 96L123 97V100H121ZM138 96V97H137ZM239 96V97H238ZM259 96V97H258ZM7 97V98H6ZM67 97V98H66ZM81 97V98H80ZM127 97V98H126ZM174 97V98H173ZM219 97V98H218ZM221 97V98H220ZM254 97V98H253ZM10 98H11V100L13 99L15 102H19V103H15L13 100V102L11 101V103L9 102V100H10ZM38 100H37V99ZM53 98V99H52ZM67 99V101H65V103L63 102V101H61L62 99L63 100H65V99ZM79 100H81V101H79ZM82 98H84V99H82ZM91 98H92V100H91ZM116 98H119V101H118V99H116ZM135 98V99H134ZM148 98V99H147ZM165 98V97H164ZM188 98V99H187ZM198 98V100H196ZM199 98H200V100H199ZM244 98V99H243ZM246 98V99H245ZM250 98H251V100H250ZM261 98V99H260ZM7 99V100H6ZM16 99V100H15ZM19 101H18V100ZM26 99V101H24ZM28 99V100H27ZM70 99V101H71V103H69L70 101H68ZM88 99H90V100H88ZM102 99V100H101ZM115 100V101H113V103H111L110 105L109 104H107V102L109 103V101H111L112 102V100ZM166 99V98H165ZM172 99L174 100H176V101H174V103H172ZM194 99V100H193ZM202 99V100H201ZM217 99V100H216ZM221 99V100H220ZM225 99H226V101H225ZM229 99V100H228ZM240 99V100H239ZM243 99V100H242ZM254 99V100H253ZM258 99H259V101H261V102H259L258 101ZM4 100V101H3ZM21 100H23V102L21 101ZM51 100V101H50ZM54 100V101H53ZM73 100H75V101H73ZM100 100V101H99ZM104 100V101H103ZM117 100V101H116ZM123 101V104L124 105H126L125 107H124V105L123 104H121L122 102L121 101ZM128 100V101H127ZM134 100V101H133ZM137 100V101H138ZM196 100V101H195ZM8 101V102H7ZM37 101V102H36ZM73 101V102H72ZM96 101V102H95ZM99 101V102H98ZM107 101V102H106ZM127 101V102H126ZM136 101V102H137ZM179 101H180V103H179ZM193 101V102H192ZM197 101H199V102H197ZM205 101V102H204ZM229 101V102H228ZM247 101V102H246ZM250 101V102H249ZM258 101V102H257ZM21 102V103H20ZM26 102V103H25ZM41 102V103H40ZM47 102V103H46ZM53 103V105H52V103ZM62 102H63V105H61L62 104ZM90 102V103H89ZM93 102H95V103H93ZM169 102H170V104H169ZM185 102H187V104L185 103ZM194 103V104H196V103H201L200 105H201V107H202V105H203V107L205 106L206 107V105H208V104H210V105H208L205 109L202 107V108H199V107H194L195 108V110L197 111V113H194V111H192L191 110V108L189 109V104L188 103H190L191 104V106H193V104L192 103ZM228 102V103H227ZM246 102V103H245ZM254 102V103H253ZM7 103V104H6ZM12 103H15V105H13ZM45 103V104H44ZM50 103H51V105H52V107L53 106H57V108H56V106L55 107H53V108H51V110L53 111H51V110H48V109H45V108H48V107H51V105H50ZM59 103V105H57ZM61 103V104H60ZM69 103V104H68ZM73 103V104H72ZM99 103H100V105H99ZM114 103H116V104H119L118 106L115 104L114 105ZM176 103H178L179 105H177ZM181 103H183V104H181ZM203 103V104H202ZM205 103V104H204ZM234 103V102H233ZM238 103H237V106H238ZM242 103H243V105H242ZM3 104V105H2ZM12 104V105H11ZM19 104H21V106H19ZM22 104H24V105H22ZM65 104V105H64ZM66 104H67V106H66ZM72 104V105H71ZM104 106H103V105ZM174 104V105H173ZM218 104V103H217ZM216 104V105H217ZM250 104V105H249ZM263 104V105H262ZM34 105H36V106H34ZM69 105V106H68ZM70 105H71V107H70ZM74 105V106H73ZM107 105H109V106H107ZM189 105V106H188ZM229 105H230V103H229ZM228 105V106H229ZM248 105V106H247ZM261 105V107H258V106H260ZM7 106H8V108H7ZM15 106V107H14ZM33 106V107H32ZM42 106V107H41ZM62 106H63V108H62ZM65 106V107H64ZM82 106V107H81ZM89 106V107H88ZM114 107V106H116V109L115 108H112L111 109V107ZM120 106V107H119ZM122 106V107H121ZM175 106V107H174ZM178 108H177V107ZM188 107V109H187V107ZM225 106V107H224ZM227 106V107H228ZM232 106H233V104H232ZM58 107H59V109L60 110H63V111H60L59 109H58ZM67 107V108H66ZM72 108V110H71V112L69 111V109L70 108ZM103 107H104V109H103ZM119 107V108H118ZM124 107V108H123ZM172 107L174 108V109H172ZM185 107V108H184ZM213 108H214V105L212 106ZM219 107V108H218ZM220 107H222V108H220ZM245 107V108H244ZM256 107H258L257 109H256ZM4 108V109H3ZM22 108V109H21ZM33 108H35V109H33ZM55 108L56 109H58V110H56V112H54L55 111ZM69 108V109H68ZM78 108V109H77ZM84 108H85V111H84ZM91 108V109H90ZM93 108V109H92ZM102 108V109H101ZM122 108V109H121ZM128 108H129V110H128ZM147 108V107H146ZM199 108V109H198ZM231 108V107H230ZM247 108V109H246ZM250 108V109H249ZM253 108V109H252ZM261 108V109H260ZM30 109V110H29ZM44 109V110H43ZM50 109V108H49ZM54 109V110H53ZM67 109V110H66ZM149 110L147 111L148 113H150V108H148ZM201 109V110H200ZM204 109V110H203ZM206 109V110H207ZM234 109H236V108H234ZM237 109L239 110V107H237ZM246 109V110H245ZM21 110V111H20ZM32 110H33V112H32ZM38 110V111H37ZM45 110H47V111H51L52 113H46L45 112ZM81 110V111H80ZM112 111V113H111V111ZM120 110V111H119ZM123 110V111H122ZM131 110H132V108H131ZM131 110L129 111V113L131 112ZM176 110H178V111H176ZM180 110V111H179ZM186 110V111H185ZM191 110V111H190ZM203 110V111H202ZM259 110H260V112H262V113H259ZM16 111V112H15ZM30 111V112H29ZM35 111H37V112H35ZM43 111V112H42ZM57 111H59V112H57ZM67 111H69V112H67ZM79 111V112H78ZM83 111V112H82ZM99 111V112H98ZM107 113H106V112ZM224 111H225V113L227 112V114H228V117H226V114L224 113ZM233 111V110H232ZM257 111V112H256ZM45 112V113H44ZM109 112V113H108ZM147 112H145V113H147ZM172 112V113H173ZM184 112H185V114L187 115H185L184 114ZM234 112V111H233ZM249 112V113H248ZM14 113V114H13ZM31 113H32V115H31ZM44 113V114H43ZM57 113H58V117H56V120H54L55 119V114H56V116H57ZM62 113V114H61ZM67 114V116H65L66 114ZM69 113V114H68ZM89 113V114H88ZM114 113V115H111V114H113ZM117 113V114H116ZM140 113V112H139ZM182 113V114H181ZM190 114V115H188V114ZM244 113V114H243ZM247 113H248V116H247ZM257 113V114H256ZM4 114V115H3ZM17 114V115H16ZM21 116H20V115ZM28 114V115H27ZM34 114V115H33ZM38 114H41V115H38ZM54 114V115H53ZM62 116H61V115ZM73 114V115H72ZM85 114V115H84ZM101 114V115H100ZM105 114V115H104ZM185 116H184V115ZM230 114V115H229ZM259 114H262V115H259ZM50 115V116H49ZM76 115V116H75ZM122 115V116H121ZM183 117H182V116ZM255 115V117H256V119H257V121H256V119H255V117H253ZM6 116V117H5ZM8 116V117H7ZM13 118H12V117ZM15 116V117H14ZM28 116V117H27ZM30 116H31V118H30ZM40 116V117H39ZM45 116V117H44ZM60 116H61V118H60ZM96 116V117H95ZM113 116V117H112ZM115 116V117H114ZM166 116V117H165ZM192 116V115H191ZM220 116L222 117H224V119L223 118H220ZM231 116V117H230ZM258 116V117H257ZM10 117V118H9ZM18 117V118H17ZM35 117H37V118H35ZM44 117V118H43ZM49 117H50V119H49ZM52 117H53V120H52ZM63 117L64 118H66V119H63ZM98 117H100L99 119H98ZM106 117V118H105ZM182 117V118H181ZM186 117V118H185ZM212 117L213 118H215V119H213V121H212ZM249 118V120H247L248 118ZM263 117V118H262ZM3 118V119H2ZM20 118H22V120L20 119ZM59 118H60V120H59ZM86 118V119H85ZM119 118H120V120H119ZM158 118H160L159 120H158ZM167 118V119H166ZM180 118V119H179ZM190 118H192V117H190ZM227 118H229V119H227ZM16 121H15V120ZM35 119H37V120H35ZM40 119H43V122H42V120H40ZM47 119V120H46ZM68 119V120H67ZM98 119V120H97ZM102 119V120H101ZM112 119H116V120H112ZM118 119V120H117ZM134 119H136V117L134 118ZM182 119V120H181ZM183 119H185V120H187V121H191V123H189V122H187V123H185L186 121L185 120H183ZM208 119V120H207ZM221 119H223V120H225V121H222ZM263 119V120H262ZM3 120H5L6 121V123H5V121H3ZM26 120V121H25ZM32 120V121H31ZM39 120V121H38ZM45 120H46V122H45ZM53 121V126L54 125H56V126H59L58 124L60 123V121H61V123H60V125H61V127L63 126V129H61V127L59 126V127H56V126H52V121ZM62 120H64V122L66 121L67 122V124L66 123H64L63 124V121ZM73 120H74V122H73ZM108 120V121H107ZM165 120V121H164ZM231 120H232V122H231ZM245 120V121H244ZM255 120V121H254ZM20 121V122H19ZM22 121V122H21ZM30 121V122H29ZM48 121V122H47ZM56 121V122H55ZM101 121V122H100ZM103 121V122H102ZM111 121V122H110ZM181 121H183V122H181ZM253 121V122H252ZM2 122V123H1ZM13 122V123H12ZM58 122V123H57ZM118 122V123H117ZM162 122V123H161ZM166 122V123H165ZM210 122V123H211ZM225 122L227 123V124H225ZM235 122V123H234ZM259 124H258V123ZM263 122V123H262ZM9 123V124H8ZM14 123H16V124H14ZM35 123H36V126H35ZM96 125H95V124ZM114 123H115V125H114ZM148 123V124H149ZM156 123V124H155ZM34 124V125H33ZM69 124V125H68ZM83 124V125H82ZM94 124V125H93ZM107 124H109V125H107ZM117 124H119L118 126H117ZM147 124V125H148ZM184 124H185V127H184ZM187 124H191V126L190 125H187ZM193 124H195V126L193 125ZM213 124V123H212ZM240 126H239V125ZM251 124H253V126L251 125ZM258 124V125H257ZM263 126H262V125ZM16 126V128H15V126ZM20 125H21V127H20ZM25 125V126H24ZM47 125H49L48 127H47ZM68 125V126H67ZM156 125V126H155ZM159 127H158V126ZM215 125V124H214ZM233 127V128H231V126ZM245 127H244V126ZM257 125V126H256ZM4 126V127H3ZM75 126V127H74ZM96 126H98V128L96 127ZM126 126V127H125ZM153 126V127H152ZM188 126V127H187ZM221 126H222V128H221ZM229 126H230V128H229ZM234 126H235V128H234ZM261 126V127H260ZM13 127V128H12ZM20 127V128H19ZM26 127V128H25ZM53 127V128H52ZM56 127V128H55ZM109 127H113V128H109ZM115 127V128H114ZM124 127V128H123ZM158 127V128H157ZM248 127V128H247ZM256 127V128H255ZM48 130H47V129ZM49 128H52V129H50L49 130ZM58 128V129H57ZM70 128V129H69ZM100 128V129H99ZM190 128H192V129H190ZM226 128H228L227 130H226ZM251 128V129H250ZM253 128V129H252ZM260 128V129H259ZM261 128H262V130H261ZM12 129H13V131H12ZM27 129V130H26ZM42 129V130H41ZM46 129V130H45ZM54 129V130H53ZM66 129V130H65ZM73 129V130H72ZM111 129H113V131H115V134H114V132L113 131H111ZM126 130L127 132H125L124 134H125V136H124V134H122L123 133V131L122 130ZM158 129V130H157ZM250 130L249 132L248 131H246V130ZM8 130V131H7ZM16 130V131H15ZM53 130V131H52ZM56 130V131H55ZM128 130H130L131 132H129V133H131V134H133L134 133V131H136L135 132V136L133 135H131V134H129L128 133ZM188 130V131H187ZM190 130V131H189ZM230 130V131H229ZM233 130L235 131L236 130V132H233ZM243 130H245L247 133H248V135H246L247 133L245 132V131H243ZM252 130V131H251ZM260 130H261V132H260ZM7 131V132H6ZM46 131V133L44 134V132ZM47 131H49V132H47ZM72 133H71V132ZM106 131V132H105ZM110 131V132H109ZM120 131V132H119ZM187 131V132H186ZM227 131V132H226ZM255 133H254V132ZM259 132V134L261 135H259L258 134V132ZM34 132V133H33ZM43 132V133H42ZM50 132H52V133H54L55 132V134H52L51 133V135H53V138H52V136L50 137ZM63 132V133H62ZM70 132V133H69ZM92 132V133H91ZM99 132V133H98ZM105 132V133H104ZM111 132H112V137L110 136L111 135ZM117 132V133H116ZM192 132V133H191ZM251 132H252V134H251ZM13 135H12V134ZM18 134V136L16 135V134ZM22 135V133H23V135H22V137H21V135ZM49 135H48V134ZM87 133H89V134H87ZM91 133V134H90ZM103 133V134H102ZM120 133V134H119ZM155 133V132H154ZM233 133V134H232ZM234 133L237 135H234ZM256 133H257V135H256ZM31 134V135H30ZM44 136V137H42V135ZM66 134V135H65ZM106 134H108V137L109 138H107V136H106ZM122 134V135H121ZM129 134V135H128ZM226 136H225V135ZM228 134H229V136H228ZM231 134V135H230ZM245 134V135H244ZM263 134V135H262ZM33 135V136H32ZM40 136V137H38V136ZM69 135V136H68ZM83 135V136H82ZM114 135H116L115 136V138L117 137V135H119V138L117 137V139H115L116 141V143L114 142V139H111V138H113V136ZM126 135H127V137H126ZM130 135H131V138H130V140L128 139V136L130 137ZM254 135H256V136H254ZM4 136V137H3ZM47 136V137H46ZM81 136V137H80ZM85 136V137H84ZM93 136V137H92ZM95 136V137H94ZM122 136V137H121ZM258 136V137H257ZM9 137L11 138V139H9ZM17 137V138H16ZM19 137V138H18ZM27 137V138H26ZM28 137H29V139H28ZM62 137V138H61ZM91 137V138H90ZM101 137V138H100ZM111 137V138H110ZM125 137V138H124ZM180 137H181V139H180ZM223 137V138H222ZM225 137V138H224ZM241 137V136H240ZM239 137V138H240ZM252 137H254L253 139H251ZM256 137V138H255ZM34 138H36V139H34ZM44 138V139H43ZM46 138L48 139V140H46ZM54 139L53 141L51 140V139ZM66 138V139H65ZM93 138V139H92ZM104 138V139H103ZM107 138V139H106ZM123 138V140H121V139ZM222 138V139H221ZM244 138V139H243ZM245 138H247V139H245ZM249 138V139H248ZM14 140V142H13V140ZM18 139V140H17ZM25 139V141L23 142V140ZM28 139V140H27ZM31 139H34V140H31ZM38 139V140H37ZM42 139V140H41ZM105 139L106 140H108L107 142L108 143H112L113 144V147H111V145H110V147L108 146H106L105 148L103 147L104 145H105ZM250 139L252 140V141H250ZM255 139H256V141H255ZM21 140V141H20ZM29 140H30V142H29ZM38 141V143H37V141ZM44 140V141H43ZM64 140H66V141H64ZM112 142H111V141ZM118 140H120V142L118 141ZM125 140H126V142H125ZM248 140V141H247ZM259 140V141H258ZM1 141H3V142H1ZM26 141H28V144L26 143ZM33 141V142H32ZM43 141V142H42ZM49 141V142H48ZM51 141H52V144H51ZM70 141V142H69ZM73 141V142H72ZM103 141H105V142H103ZM118 141V142H117ZM122 141V142H121ZM128 141H132L131 143L129 142L128 143ZM250 141V142H249ZM263 141V142H262ZM31 142H32V144H31ZM39 142H41L40 144H39ZM106 142V145H108V143ZM189 143H190V145H191V142L190 141H188ZM243 142H246V143H243ZM254 142V143H253ZM259 142H260V144H259ZM20 143V144H19ZM29 143H30V145H29ZM47 143V144H46ZM50 143V144H49ZM104 143V144H103ZM249 143V144H248ZM258 143V144H257ZM27 144V145H26ZM40 145V147H38V145ZM44 146H43V145ZM83 144V145H82ZM91 144V145H90ZM120 144H122L121 146H122V150L120 149L121 148V146H120ZM136 144H137V142H136ZM47 145V146H46ZM51 145V146H50ZM73 145V146H72ZM81 145V146H80ZM89 145V147H87ZM116 145H118L117 147H116ZM132 145H134V144H132ZM187 147H188V143H186L185 144ZM251 145V146H250ZM254 145V146H253ZM4 146V147H3ZM26 146V147H25ZM41 146H42V148H41ZM49 146L51 147V148H49ZM71 146V147H70ZM77 146V147H76ZM101 146V147H100ZM115 146V147H114ZM128 147V148H130L131 149V147ZM185 146V147H186ZM8 147V148H7ZM35 147V148H34ZM37 147H38V149H37ZM44 147H47V148H49V149H45ZM67 147V148H66ZM250 147H251V149H250ZM253 147V148H252ZM28 148V149H27ZM31 148H32V150H31ZM44 148V149H43ZM71 148V149H70ZM107 148H108V150H107ZM113 148H115V149H113ZM124 148V149H123ZM188 148H190V146L188 147ZM246 148V149H245ZM250 149V152L252 153V151L253 152H255V153H250V152H248L249 151V149ZM254 148H256V149H254ZM259 148H261V149H259ZM25 149V150H24ZM30 149V150H29ZM39 149L41 150V149H43V150H41L42 151V153L43 152H48L47 153V155L44 157V158H42L41 156H40V154H42V153H39L40 151H39ZM51 149V150H50ZM103 150V152L104 151H106L105 153H103V154H105V155H103V154H101L102 153V150ZM113 149V152L111 151ZM244 149V150H243ZM259 149V151H257ZM2 150V151H1ZM21 150V151H20ZM36 150H37V152H36ZM49 150V151H48ZM129 150V149H128ZM246 150V151H245ZM252 150V151H251ZM256 150V151H255ZM32 151V152H31ZM39 151V152H38ZM54 151V152H53ZM56 151V152H55ZM65 151V152H64ZM88 151V152H87ZM100 151V152H99ZM4 152V153H3ZM6 152V153H5ZM14 152V153H13ZM24 152V153H23ZM34 152V153H33ZM71 152V153H70ZM110 153L109 155H107L106 156V153ZM117 152V153H116ZM121 152V153H120ZM165 152H166V154H165ZM246 152V153H245ZM259 154H258V153ZM36 153H38V154H36ZM64 153V154H63ZM117 155H116V154ZM124 153V154H123ZM160 153H163L164 155H162V157L164 156H166V160H165V158H162L161 156H160ZM190 153V154H189ZM261 153V154H260ZM3 154H5V156H3ZM9 156V157H7V155ZM13 154V155H12ZM21 154V155H20ZM31 154H35V155H31ZM75 154V155H74ZM100 154V155H99ZM121 154V155H120ZM207 154V153H206ZM252 155L251 157H250V155ZM258 154V155H257ZM87 155V156H86ZM90 155V156H89ZM98 155V156H97ZM101 155H103L102 157H101ZM124 155H126V156H124ZM189 155H191L190 156V160H191V162L189 161V157L188 156ZM249 155V156H248ZM257 155V156H256ZM10 156H11V158H10ZM38 156H39V163H37L36 161H38ZM53 158H52V157ZM69 156V157H68ZM83 156V157H82ZM102 158V159H99L100 157ZM186 156L188 157V159L186 158ZM35 157V158H34ZM37 157V158H36ZM46 157H47V160H46ZM98 157V158H97ZM176 157H177V160H175L176 159ZM6 158V159H5ZM9 158V159H8ZM58 158V159H57ZM79 158V159H78ZM86 158V159H85ZM122 158V159H121ZM179 158V159H180ZM245 158H246V160H245ZM251 158H252V160H251ZM254 158V159H253ZM5 159V160H4ZM8 159V160H7ZM12 161H11V160ZM19 159V160H18ZM37 159V160H36ZM70 159V160H69ZM88 159V160H87ZM99 159V160H98ZM168 159V160H167ZM169 159H171L170 161H169ZM185 159H187V160H185ZM261 159V160H260ZM29 160V161H28ZM46 160V161H45ZM115 161V163H114V161ZM118 160V161H117ZM263 160V161H262ZM45 161V162H44ZM169 161V162H168ZM181 161V162H180ZM188 161V162H187ZM254 161V162H253ZM6 164H5V163ZM12 162V163H11ZM18 162V163H17ZM36 162V163H35ZM42 162V163H41ZM119 163V162H121V164L119 163V164H117V163ZM128 162H130V163H128ZM165 162H166V164H165ZM174 162V163H173ZM205 162H207V160L205 159ZM244 162V163H243ZM256 162H258V163H256ZM16 163H17V167L15 166L16 165ZM31 163V164H30ZM75 163V164H74ZM87 163V164H86ZM111 163H112V167H111ZM163 163V164H162ZM167 163L169 164V165H167ZM183 163V164H182ZM186 163V164H185ZM188 163H190V164H188ZM215 163V162H214ZM254 163V164H253ZM262 163V164H261ZM13 164H14V166H13ZM36 164H40L41 166H40V168H42L43 170L41 171V169L39 168V165H36ZM45 164V165H44ZM100 164V165H99ZM113 164H114V166H113ZM128 164V165H127ZM159 164V165H158ZM205 164H206V166H205ZM12 165V166H11ZM32 165H33V167H32ZM44 165V166H43ZM47 165H49L48 167H47ZM54 165H56V166H54ZM67 165V166H66ZM126 165H127V168L128 169H124V170H127L126 171V173H127V175H128V178L126 177L127 175H124L125 174V171L123 172V168H126ZM158 165V166H157ZM162 165H164V166H162ZM165 165L167 166V168H165ZM259 165H261V168L263 169H261L260 168V166ZM4 166V167H3ZM6 166V167H5ZM20 166V167H19ZM43 166V167H42ZM71 166H73V167H71ZM161 166L162 167H164V168H161ZM234 166H236V167H234ZM258 166V168H256ZM9 167H11V168H9ZM14 167V168H13ZM109 167H111V168H109ZM160 168L162 171H160V173H163L162 174V178L161 179H159V181L156 179L157 177H155L154 178V174L156 175V172H157V170H160V169H157L156 170V168ZM192 167H188L189 168V170L192 168ZM192 168V170H196V168ZM232 167V168H231ZM238 167V168H237ZM252 167V168H251ZM3 168H5V170L6 171H8V172H6V171H3L4 169ZM13 168V169H12ZM19 168H23V169H19ZM97 168H98V171H97ZM114 168V169H113ZM117 168V169H116ZM133 168V167H132ZM176 168V169H175ZM237 168V169H236ZM241 169V170H238V169ZM256 168V169H255ZM16 169V170H15ZM40 169V170H39ZM75 169H77V170H75ZM96 169V170H95ZM113 169V170H112ZM135 169H137V168H135ZM169 171V172H172V173H169V172H167V170ZM172 169H175V171H173ZM225 169V170H224ZM234 169H236L235 171H234ZM249 169V170H248ZM257 169H259V170H257ZM20 170V171H19ZM28 170V171H27ZM36 170V171H35ZM71 170V171H70ZM72 170H74V171H72ZM102 170V171H101ZM138 170V169H137ZM154 170H155V172H154ZM164 170V171H163ZM188 170V171H189ZM191 170V171H192ZM237 170L240 172H237ZM244 170V171H243ZM247 170V171H246ZM11 171V172H10ZM14 171H17V173H15ZM27 171V172H26ZM32 171V172H31ZM97 171V172H96ZM99 171H100V173H99ZM113 171V172H112ZM129 171V172H128ZM139 171V170H138ZM187 171V172H188ZM216 171V170H215ZM214 171V172H215ZM223 171V172H222ZM229 173V171H230V174H228L227 172ZM246 171V172H245ZM258 171V172H257ZM262 171V172H261ZM3 172V173H2ZM23 172V173H22ZM37 172V173H36ZM50 172V173H49ZM58 172V173H57ZM60 172V173H59ZM73 172V173H72ZM79 172V173H78ZM108 172V173H107ZM159 172V171H158ZM157 172V173H158ZM180 172V173H179ZM194 172V171H193ZM203 172V173H202ZM237 172V174H235ZM243 172V173H242ZM254 172V173H253ZM259 173V174H257V173ZM33 174L34 175V173H36V178H34V176L32 175V178H30L31 177V175L30 174ZM42 173V174H41ZM45 173V174H44ZM54 173V174H53ZM97 173V174H96ZM129 173V174H128ZM168 173L169 174H172L173 176H171V175H168ZM177 175H175V174ZM179 173V174H178ZM232 173H233V176L234 177H232ZM3 174H5V175H3ZM7 174H9L8 176H7ZM17 174H20L19 176L17 175ZM23 175V177H22V175ZM25 174V175H24ZM29 176H28V175ZM38 174V175H37ZM52 174V175H51ZM104 174V175H103ZM107 174H109V175H107ZM151 175V177H150V175ZM189 174V176L188 177H190V174H192V172H188L187 173V175ZM201 174V177H199V175ZM206 175V178H205V175ZM213 174V173H212ZM216 174V173H215ZM238 174H241V175H238ZM247 174V175H246ZM256 174V175H255ZM2 175V176H1ZM12 175V176H11ZM15 175V176H14ZM17 175V176H16ZM59 175V176H58ZM71 175V176H70ZM97 175V176H96ZM166 175H168V176H170V178L168 177V176H166ZM187 175L185 176V179H186V177H187ZM222 175H223V180L222 179H220L221 177H222ZM227 175H229V176H227ZM39 176V177H38ZM42 176V177H41ZM50 176V177H49ZM65 176V177H64ZM69 176V177H68ZM125 176V177H124ZM152 176H153V178L154 179H156L155 181H154V179L152 178ZM165 176V177H164ZM196 176V175H195ZM202 176H204V177H202ZM221 176V177H220ZM245 176V177H244ZM254 176V177H253ZM7 179H6V178ZM15 177V178H14ZM64 177V178H63ZM80 177V178H79ZM103 177V178H102ZM119 177V178H118ZM123 177V178H122ZM133 177L135 178V180H133ZM149 177H150V179H149ZM171 177H172V179H171ZM174 177H176V179L174 178ZM183 177V176H182ZM238 179H236V178ZM12 178V179H11ZM40 178V179H39ZM146 178V179H145ZM164 178V179H163ZM166 178H168V179H166ZM198 178L201 180H198ZM202 178H205V179H203L202 180ZM231 178L233 179V180H231ZM252 178V179H251ZM254 178H256V179H254ZM258 178V179H257ZM25 179V180H24ZM29 181H28V180ZM37 179V180H36ZM58 179V180H57ZM64 179V180H63ZM99 179V180H98ZM119 179H121V180H119ZM126 179H129L128 181L126 180ZM134 182V185H133V187L131 188L130 186H132V185H129L130 184V182L129 181H131V180ZM153 179V180H152ZM206 179H208V181L209 182H211V183H208L207 182V180ZM210 179H212V180H210ZM240 179V180H239ZM4 180H9V183H8V181L6 182V181H4ZM10 180H12L11 182H10ZM32 180V181H31ZM94 180V181H93ZM124 180L125 181H127L126 183L128 184H126L125 182H124ZM150 180H152V181H154V182H158V183H160V184H156V185H154L155 183H152V181H150ZM164 180V181H163ZM169 182H168V181ZM205 180H206V182H205ZM242 180V181H241ZM53 181V182H52ZM80 183H79V182ZM98 181V182H97ZM161 181V182H160ZM166 181V182H165ZM170 181H172L171 183H170ZM198 181H200V183L201 184H204V183H207L208 185H210V184H213V185H211L210 186V188H209V186L207 185V184H204L206 187H208V188H206L207 190H206V192H204V191H202V190H205V186L204 185H202V187H200V183L198 182ZM202 181H203V183H202ZM238 183H236V182ZM244 181V182H243ZM256 181V182H255ZM6 182V183H5ZM13 182V183H12ZM18 182V183H17ZM28 182V183H27ZM34 183V184H31V183ZM36 182V183H35ZM75 182V183H74ZM83 182H85V183H83ZM119 182H120V184H119ZM122 182V183H121ZM132 182V183H133ZM150 182V183H149ZM188 182V181H187ZM197 182H198V184H197ZM227 182V183H226ZM229 182V183H228ZM235 182V183H234ZM241 182V183H240ZM4 183V184H3ZM53 183V184H52ZM78 183V184H77ZM82 183V184H81ZM91 183V184H90ZM162 183V184H161ZM170 183V184H169ZM234 183V184H233ZM15 186H14V185ZM17 184H20V186L19 185H17ZM25 184V185H24ZM51 184V185H50ZM81 184V185H80ZM121 184H125L126 186L124 187V185H121ZM152 184V185H151ZM228 184V185H227ZM8 185V186H7ZM16 185L17 186H19V187H16ZM75 185V186H74ZM79 185V186H78ZM118 185V186H117ZM120 185L121 186H123L124 188H129V189H126V190H128L127 192H125L126 190L125 189H122L124 192H122L121 191V189H120ZM154 185V186H153ZM158 185V186H157ZM163 185V186H162ZM169 185H171L172 187H168ZM241 185H242V187H241ZM254 185V186H253ZM262 185H263V187H262ZM23 186H24V188L26 189H24L23 188ZM26 186V187H25ZM81 186V187H80ZM83 186H84V188H83ZM116 186H117V188H116ZM129 186V187H128ZM162 186V187H161ZM167 186V187H166ZM203 186H204V188H203ZM229 186V187H228ZM233 186V187H232ZM237 186V188H235ZM239 186V187H238ZM6 187V188H5ZM14 187V188H13ZM48 189H47V188ZM58 187V188H57ZM199 187H200V189L201 188H203V189H201V190H198L199 189ZM218 187V188H217ZM259 187V188H258ZM8 188V189H7ZM71 188V189H70ZM73 188V189H72ZM116 188V189H115ZM118 188L120 189L119 191H118ZM122 188V187H121ZM132 190H131V189ZM159 188H160V190H159ZM169 188V189H168ZM215 188V189H214ZM239 188V189H238ZM5 189V190H4ZM42 189V190H41ZM70 191H69V190ZM163 189V190H162ZM212 189V194H211V190ZM214 189V190H213ZM52 190H54V191H52ZM67 190V191H66ZM73 192H72V191ZM156 190H157V192L158 193H160V194H158V196L156 195L155 196V194L157 193L156 192ZM159 190V191H158ZM162 190V191H161ZM167 190V191H166ZM170 190V191H169ZM223 191V193H224V196H225V194L226 193H228V194H226V196L225 197H227V198H223L224 199V202H223V205L221 204V202H220V205L218 204V202H219V199H218V197H217V194H216V192H219V191ZM232 190V191H231ZM234 190V191H233ZM2 191H3V193H2ZM22 191V192H21ZM59 191V192H58ZM64 191V192H63ZM77 191V192H76ZM102 191V192H101ZM119 192V193H117V192ZM155 191V192H154ZM169 191V192H168ZM228 191H230V192H228ZM236 191V192H235ZM254 191V192H253ZM17 192V193H16ZM28 192V193H27ZM30 192V193H29ZM58 192V193H57ZM76 192V194H74ZM98 192V193H97ZM100 192V193H99ZM129 192V193H128ZM163 192L164 193H167V194H163ZM201 192V193H200ZM206 193V197L204 196V197H202L204 194H202V193ZM241 192V193H240ZM8 193V194H7ZM114 193V194H113ZM124 193H126V194H129L128 195V197L129 198H131V200H130V202H127V197L125 198V197H122V195ZM152 193H154L153 195L155 196V198H154V196L152 195ZM161 193H162V195H161ZM21 194V195H20ZM113 194V195H112ZM119 195L123 200H124V198L126 199L125 200V202H127V204L125 203H122V199L121 200H119V203H120V205H118L119 203H118V199L116 198V195ZM122 194V195H121ZM200 194V195H199ZM201 194H202V196H201ZM230 194V195H229ZM20 195V196H19ZM94 195V196H93ZM168 196V198H167V196ZM232 195V196H231ZM235 195V196H234ZM11 196V197H10ZM112 196V197H111ZM114 196V197H113ZM124 196H127V195H124ZM151 196H153V198H154V200H153V202H151V200H152V198H151ZM160 196V199L158 200H156V198H158ZM162 196V197H161ZM170 196V197H169ZM199 198H198V197ZM219 196V195H218ZM230 198H229V197ZM234 196V197H233ZM237 196V197H236ZM67 197H68V199H67ZM118 197V196H117ZM197 197V198H196ZM211 197V198H210ZM244 197V198H243ZM257 197V198H256ZM12 200H11V199ZM54 198V199H53ZM88 198H89V200H88ZM116 198V201H114L113 199H115ZM119 198V197H118ZM162 198H164V199H162ZM167 198V199H166ZM236 198V199H235ZM247 198V199H246ZM258 198H259V200H258ZM194 199H197L196 201H197V203H196V201L194 200ZM198 199H200V201L198 200ZM232 199V200H231ZM235 199V200H234ZM246 199V200H245ZM85 200H86V202H85ZM98 200V201H97ZM156 200V201H155ZM238 200V201H237ZM29 201V202H28ZM38 201V202H37ZM55 201V202H54ZM70 203H69V202ZM169 201L170 203H167V202ZM234 201H235V204H233L234 203ZM241 201V202H240ZM57 202V203H56ZM77 202V203H76ZM97 202V203H96ZM107 202V203H106ZM112 202H115L114 204L112 203ZM116 202H117V205H115L116 204ZM159 202V203H158ZM183 202H185L186 203V205L185 204H183ZM188 202V203H187ZM230 202V203H229ZM240 202V203H239ZM254 202V203H253ZM26 203V204H25ZM74 203V204H73ZM113 204V205H111V204ZM163 203H164V205H163ZM168 205H167V204ZM173 204H174V201L172 202ZM199 203V204H198ZM215 203H216V205H215ZM232 203V204H231ZM238 203H239V206H238ZM261 203V204H260ZM78 204V205H77ZM107 204V205H106ZM169 204H171L170 206H169ZM187 204H189V205H187ZM197 204H198V206H197ZM209 204V205H208ZM212 204V205H211ZM214 204V205H213ZM226 204V205H225ZM229 204V205H228ZM230 204H231V206H232V208H231V206H230ZM240 204H242V206H240ZM254 204V205H253ZM76 205V206H75ZM104 205V206H103ZM122 205H124V206H122ZM126 205V206H125ZM148 205V206H147ZM167 205V206H166ZM187 206V207H185V206ZM218 205V206H217ZM235 205H236V207H235ZM47 206V207H46ZM70 206H72V207H70ZM78 206H79V208H78ZM110 206H111V208H110ZM114 206H116V207H114ZM118 206H120V207H122V208H124V210L122 209V208H120L119 207V209H118ZM128 206V207H129ZM152 206V207H151ZM168 206L172 209H170V208H168ZM173 206V207H172ZM191 206V207H190ZM195 206V207H194ZM197 206V207H196ZM208 206V207H207ZM215 207V208H212V207ZM220 206H223V207H221L220 208ZM239 208H238V207ZM257 206V207H256ZM63 207V208H62ZM77 207V208H76ZM99 207V208H98ZM147 207H149L148 208V210H149V215L146 213V211H147V209H145V208H147ZM194 207V208H193ZM220 209H219V208ZM226 207V208H225ZM234 207V208H233ZM242 207V208H241ZM11 208V209H10ZM70 208V209H69ZM71 208H72V211H71ZM87 208V209H86ZM95 208V209H94ZM108 208V209H107ZM112 209V208H114L115 210H114V213H113V209H112V212H110L111 210L110 209ZM162 208V209H163ZM191 208V209H190ZM224 208V209H223ZM229 208V209H228ZM57 209V210H56ZM75 209V210H74ZM121 209V210H120ZM170 209V210H169ZM207 209V210H206ZM215 209V210H214ZM219 209V210H218ZM231 209V210H230ZM236 211H235V210ZM33 210H35V211H33ZM74 210V211H73ZM78 210V211H77ZM89 212H88V211ZM102 210V211H101ZM103 210H104V212H103ZM155 210H156V212L158 213H156L155 214ZM183 210H185V211H183ZM208 210H209V212H208ZM226 211L227 212V210H228V212H227V216L225 215V217L226 218H224L223 216V214H221L222 213V211ZM234 210V212H232ZM101 211V212H100ZM105 211H106V213H105ZM109 211V212H108ZM120 211V212H119ZM169 211V213H167ZM206 211V212H205ZM217 211V212H216ZM218 211H219V213H218ZM224 211V212H225ZM229 211H231V212H229ZM27 212V213H26ZM73 212V213H72ZM76 212H78V213H76ZM92 212V213H91ZM116 212L117 213H119V215H117L116 214ZM142 212L144 213V214H142ZM150 212H153V214H155V216H156V219H155V217H154V215L153 214H151ZM160 212V213H159ZM171 212V213H170ZM185 212V213H184ZM188 212V218H190V216H191V218L192 217H194V215H195V218L194 219H197L198 217L200 218H198L197 220H187L188 218H185L184 216L186 215V213ZM214 212V213H213ZM238 212L239 213H241L240 215L238 214ZM69 213V214H68ZM70 213H71V215H70ZM76 213V214H75ZM89 213V214H88ZM111 213V214H110ZM114 215H113V214ZM203 213V214H202ZM204 213H206V214H204ZM212 213V214H211ZM216 213V214H215ZM29 214V215H28ZM57 214V215H56ZM73 214V215H72ZM74 214H75V216L77 217V219L79 220V222H77L78 220L76 219L75 220V216H74ZM102 214V215H101ZM106 214H107V216H106ZM109 214L111 215V216H113L114 218H112L111 216L109 217ZM146 214V215H145ZM182 214V215H181ZM189 214H190V216H189ZM193 216H192V215ZM198 214V215H197ZM210 214H211V216H210ZM217 216L218 214H220L219 216H220V218H219V216H217L219 219H217V217H215V215ZM226 214V213H225ZM230 214V215H229ZM11 215V216H10ZM18 215V216H17ZM32 215V216H31ZM44 215V216H43ZM79 215V216H78ZM105 215V216H104ZM115 215H116V217H115ZM147 215H148V217H147ZM153 215V216H152ZM160 215V216H159ZM214 215V216H213ZM223 215V216H222ZM232 215H234V216H240V217H236V218H234ZM261 215V216H260ZM15 216V217H14ZM74 218H73V217ZM80 216H82V217H80ZM90 218H88V217ZM150 216H151V218H150ZM201 216V217H200ZM213 216V217H212ZM224 218V220L226 219V221H224L223 219H222V217ZM230 216V217H229ZM32 217V218H31ZM69 217H71V218H69ZM78 217H80V219L78 218ZM148 219H147V218ZM154 217V218H153ZM203 217H205L206 219L204 220V218ZM212 217V218H211ZM215 217V218H214ZM229 217V218H228ZM54 218V219H53ZM69 218V219H68ZM92 218V219H91ZM99 220H98V219ZM100 218H102V219H100ZM112 218V219H111ZM145 218V219H144ZM212 220H211V219ZM108 219V220H107ZM114 219V220H113ZM119 219V218H118ZM151 219V220H150ZM154 219L157 221V220H159V222L157 221V223H158V225H160V226H162V227H159L158 225H157V223H155V221H154ZM171 219V218H170ZM204 220V222H203V220ZM207 219H209V220H207ZM214 219H216L217 220V222H216V224L214 223L215 221H213ZM223 220L224 222H225V224H226V222H227V220H228V222H227V227L225 228V227H223V226H226L225 224H223V221H222V226H220L221 225V221L220 220ZM232 219H235V221L236 222H234V221H232ZM242 219V221H240ZM260 219V220H259ZM3 220V221H2ZM32 220V221H31ZM70 221L69 223H68V221ZM81 220V221H80ZM83 220V221H82ZM105 220V221H104ZM116 220V221H115ZM139 220V221H138ZM148 220H150L151 222L149 223V221ZM162 220V221H161ZM164 220V221H163ZM211 220V221H210ZM76 222L77 224H79V225H81V227L83 226V229L82 228H77V226L79 227V225H75V223L74 222ZM90 221V222H89ZM99 223H98V222ZM102 221H103V223H102ZM110 221V222H109ZM111 221H113V222H111ZM114 221H115V223H116V225H115V227H116V229H117V231L120 233H118V232H115L116 230H112L108 235H105L104 236V233H107L108 231H110L112 228L113 229H115L114 228V225H113V223H114ZM154 221V222H153ZM172 221H173V219H172ZM191 221V222H190ZM195 221L197 222V221H200V224H199V222H197V223H195ZM206 221V222H205ZM247 221V222H246ZM40 222V223H39ZM58 222V223H57ZM86 222V223H85ZM107 222V223H106ZM161 222V223H160ZM162 222H164L165 224H163ZM191 223V224H189L188 225V223ZM192 222H193V224H192ZM210 222V223H209ZM213 223V225H212V223ZM220 222V223H219ZM239 222V223H238ZM241 222V223H240ZM14 223V224H13ZM33 223V224H32ZM61 223V224H60ZM74 223V224H73ZM83 223V224H82ZM95 223V224H94ZM98 223V224H97ZM101 223L102 224H104L105 225V227H104V225L101 227ZM112 224L111 226L112 227H110L109 225H107V224ZM156 224V225H154V224ZM202 223H204V224H202ZM209 223V224H208ZM219 223V224H218ZM236 223V224H235ZM251 223V224H250ZM258 223V224H257ZM32 224V225H31ZM73 226H72V225ZM135 224V223H134ZM153 224V225H152ZM167 224V225H166ZM187 224V225H186ZM194 224H195V226H194ZM208 224V225H207ZM240 226H238V225ZM254 224V225H253ZM96 225V226H95ZM106 225L108 226V227H110L106 232H105V229L106 228H108V227H106ZM165 225L167 226V227H165ZM177 225V226H176ZM198 225V226H197ZM206 227H205V226ZM214 225H215V227H214ZM236 227H235V226ZM20 226V227H19ZM66 226H67V228H66ZM76 226V227H75ZM91 226H92V228H91ZM153 226V227H152ZM154 226H156V228H158V229H156V228H154ZM176 226V227H175ZM187 226H189V229H186V227ZM191 226L193 227V228H191ZM210 226H212V228L210 227ZM218 226H220V228H224V229H227V231L225 230V231H223L222 229L221 230H219V228H218ZM233 226V227H232ZM6 227V228H5ZM53 227V228H52ZM64 227V228H63ZM87 227V228H86ZM97 227V228H96ZM105 228V229H103V231H101V228ZM195 227V228H194ZM202 227V228H201ZM231 227V228H230ZM263 227V228H262ZM77 228V229H76ZM144 228H146V229H144ZM150 228H152V229H154V230H152V232H150L151 231V229ZM176 228V229H175ZM193 229V230H191V229ZM199 228V229H198ZM213 230V232H214V234H212L211 233V229ZM214 228V229H213ZM235 228V229H234ZM78 231L79 229H82V231H80L79 230V234L76 232V230ZM96 229H97V231H96ZM147 229H149V230H147ZM167 229H166V231H167ZM175 229V230H174ZM184 229H186V230H184ZM203 229V230H202ZM206 229V230H205ZM210 229V230H209ZM216 229H218V230H216ZM231 229V230H230ZM234 229V230H233ZM252 229V230H251ZM67 230V231H66ZM83 230H84V232H83ZM87 230V231H86ZM88 230H89V232H88ZM94 230V231H93ZM147 230V231H146ZM155 230L157 231V232H155ZM168 230H170V228L168 229ZM176 230H178L177 231V233L175 234L174 233V231L176 232ZM188 230V231H187ZM191 230V231H190ZM205 230V231H204ZM214 230H216V231H214ZM262 230V231H261ZM102 233H101V232ZM179 231H181V233H179V234H182V236L180 235H178L179 237H177V238H182V241L179 239V241L176 239V237L174 236V238L172 237V235H176L177 236V234H178V232ZM199 231V232H198ZM201 231V232H200ZM203 231V232H202ZM209 231V232H208ZM232 231V232H231ZM233 231H234V233H233ZM238 231V232H237ZM242 231V232H241ZM5 232V233H4ZM33 232V233H32ZM66 232V233H65ZM70 232H71V234H70ZM74 232V233H73ZM76 232V233H75ZM81 232H83L84 233V236H82L83 235V233H81ZM86 232H88L89 233V235H86ZM92 232H93V234H92ZM95 232V233H94ZM113 232H114V235L115 234H117L118 235V240L119 239H121V237H122V239H121V241L119 240H117L116 238H117V235H115L116 237H114V239H113ZM130 233V235L132 236L133 234V236H132V239L134 240V239H136V237H138V236H140V237H138L136 240H138V239H144L145 238V240H147L146 242L149 244V242H150V240H151V243H152V245H151V243L149 244L151 247L149 248V245H148V247H147V249H148V251H147V249L145 248V246L147 245V243H145V240H142V241H134L135 242V244H134V247H135V250L137 251V253H143V254H145V255H142V254H140L141 256L139 257V255H136L137 253H136V251L135 250H132V248L134 249V247H133V240H131V238H128L127 236L129 235V233L126 235V233ZM145 232H146V235L147 236H145ZM148 232V233H147ZM153 232L154 233H156L157 234V236H156V234H155V236L156 237H154V234H153ZM188 232V233H187ZM196 234H195V233ZM205 232H207V234L209 233V234H212V235H214V236H211V235H205ZM221 232V233H220ZM224 232V233H223ZM226 232V233H225ZM229 234H228V233ZM258 232V233H257ZM261 233V236H260V233ZM11 233V234H10ZM81 233V234H80ZM87 233V234H88ZM91 233V234H90ZM142 233L144 234V237L142 236ZM153 235H152V234ZM164 233L166 234V235H168V234H170L171 236H167V238H169V242L168 241H166V240H168L167 238H166V236H163L164 235ZM195 235H194V234ZM219 235V237H218V235ZM223 233V234H222ZM236 233V234H235ZM8 234V235H7ZM61 234V235H60ZM78 234V235H77ZM100 234V235H99ZM107 239H105V238H103L102 237V235ZM151 235V236H149V235ZM158 234L160 235L159 237H158ZM192 234V235H191ZM197 234H199V235H197ZM227 234V235H226ZM235 234V235H234ZM263 234V235H262ZM92 235V236H91ZM109 235H112L111 236V239H113V240H110V239H108V238H110V237H108ZM119 235H121V236H119ZM123 235V236H122ZM126 235V236H125ZM130 235H129V237H130ZM161 235L164 237L163 239L165 240V241H163L162 240V237H161ZM199 236V237H197V236ZM221 235V236H220ZM223 235V236H222ZM224 235L226 236V238H224V242H223V237H224ZM229 235V236H228ZM233 235V236H232ZM237 235V236H236ZM240 235V236H239ZM242 235V236H241ZM248 235V236H247ZM15 236V237H14ZM25 236H26V238H25ZM60 236V237H59ZM66 236V237H65ZM76 236V237H75ZM80 236H82V238H86V242H84V240L80 237ZM95 236V237H94ZM101 236V237H100ZM124 236H125V238H124ZM190 236V238L188 239V237ZM195 236V237H194ZM207 236H208V238H209V240H208V238H207ZM211 236V237H210ZM217 236V237H216ZM251 236H253V237H251ZM52 237V238H51ZM74 237V238H73ZM94 237V238H93ZM100 238V240L98 239V238ZM108 237V238H107ZM133 237H135V238H133ZM142 237V238H141ZM150 237H151V239H150ZM172 237V238H171ZM212 237H214V239H212ZM229 239H228V238ZM231 237H232V239L234 240V241H232V239H231ZM236 239H234V238ZM261 238V239H259V238ZM39 238V239H38ZM61 238V239H60ZM96 238V240H94ZM124 238V239H123ZM150 240H149V239ZM152 238H155V240H153L152 241ZM156 238H157V240H156ZM159 238H161V240L163 241V242H167L166 244H164L163 243V245L162 244H160L161 242V240L159 241L160 243H158V239ZM197 238V239H196ZM205 238H207V239H205ZM218 238V239H217ZM5 239V240H4ZM55 239V240H54ZM66 239V240H65ZM68 239V240H67ZM72 239V240H71ZM75 239H77V241L75 240ZM81 239V240H80ZM89 240V242H91L90 241V239L93 241V242H91L92 244H90L89 242L87 243V241ZM104 239V240H103ZM117 241H116V240ZM126 239H127V241H126ZM131 241H130V240ZM177 240V244L178 243H180L181 244V246H180V244H178V246L176 247L175 245H177L176 244V242H175V244H174V242H173V245H172V243H170V242H172L171 240ZM205 239V241H207V242H210V244H205L204 242L205 241H203ZM217 239V240H216ZM219 239H220V241H219ZM226 239V240H225ZM254 239V240H253ZM62 240V241H61ZM124 240V241H123ZM129 240V241H128ZM190 240V241H189ZM200 240V241H199ZM211 240H214V241H211ZM246 242H245V241ZM43 241V242H42ZM52 241V242H51ZM84 242V245H86V243H87V245L89 246V247H86V246H84L83 244L81 245V243H83ZM96 241V242H95ZM98 241H100V242H98ZM102 241H105L104 243H102ZM108 241H110V243L108 242ZM113 241V242H112ZM123 241V242H122ZM126 241V242H125ZM194 241V242H193ZM199 241V242H198ZM222 241V242H221ZM225 241H227V242H225ZM235 241H237L238 243H239V241L240 242H242V243H239V245H238V243L237 242H235ZM74 242H76V243H74ZM79 242H81V243H79ZM122 243V245L121 246H119L121 243ZM142 242H144V243H142ZM154 242V243H153ZM188 242H190V243H188ZM194 244H193V243ZM217 242V243H216ZM221 242V244H219ZM235 242V243H234ZM252 242V243H251ZM74 243V244H73ZM116 243V244H115ZM123 243H127L126 245L128 246V247H130L131 246V248H126V246L123 244ZM131 244L132 243V245H128V244ZM136 243L138 244V243H142V245L141 244H138V245H136ZM156 243V244H155ZM184 243L185 244H187V246L188 247H190V248H188V247H185V245H184ZM198 245H197V244ZM199 243H201V244H199ZM224 243H226L225 245H224ZM233 243V244H232ZM237 243V244H236ZM29 244V245H28ZM54 244V245H53ZM100 245L101 246V244L102 245H104L103 247H101L100 248V246H96L97 248H99V249H95V245ZM119 244V245H118ZM146 244V245H145ZM205 244V245H204ZM212 244V245H211ZM216 244V245H215ZM230 244V245H229ZM92 245H93V247H92ZM109 245V246H108ZM124 245V246H123ZM144 245V247L142 248V246ZM160 245L164 248H160ZM169 245H171V246H169ZM182 245H184V246H182ZM197 247L198 246V248H196L195 246ZM207 245V246H206ZM215 245V246H214ZM239 247H238V246ZM255 245V246H254ZM76 246H78L77 248H76ZM112 246V245H111ZM139 247V248H137V247ZM141 246V247H140ZM159 247V248H156V247ZM165 246H168L169 248H172V249H170L169 250V248H167V247H165ZM173 246V247H172ZM175 246V247H174ZM192 246L193 247H195L194 249L192 248ZM204 246V247H203ZM209 246L211 247V248H209ZM221 246H222V248H221ZM226 246V247H225ZM251 246H253V247H251ZM51 247V248H50ZM53 247V248H52ZM59 247V248H58ZM69 247V248H68ZM84 247V248H83ZM90 247L92 248L91 249V251H93V248H94V250H95V253L93 254V252L91 253V251L89 250L90 249ZM125 247V248H124ZM153 247V248H152ZM178 247L180 248L179 250H181V251H179L178 250ZM185 248V251H184V248ZM223 247H224V249H223ZM228 247V248H227ZM75 248H76V250H78L77 252H75L76 250H75ZM79 248V249H78ZM86 248L88 249L87 251H86ZM122 248V249H121ZM126 249V250H124V249ZM137 248V249H136ZM140 248H142V249H140ZM145 248V249H144ZM152 248V249H151ZM155 248H156V250L158 251V252H160V255L162 254L163 255V253H164V255L163 256H159V254H156V253H158L156 250H155ZM173 248H174V250H173ZM176 248H177V250H176ZM183 248V249H182ZM187 248V249H186ZM193 249V253L192 254H190L189 255V253H191V251H192V249ZM213 248V249H212ZM232 248V249H231ZM242 248V249H241ZM55 249V250H54ZM64 249V250H63ZM82 249V250H81ZM121 249V250H120ZM128 249V250H127ZM132 251H131V250ZM139 249H140V251H139ZM144 249V250H143ZM154 249V250H153ZM163 249V250H162ZM189 249V250H188ZM199 251H198V250ZM203 249V250H202ZM206 249V250H205ZM217 249H219V250H217ZM50 250V251H49ZM52 250V251H51ZM69 250V251H68ZM81 252H83V253H81ZM96 250H97V252H96ZM131 252H130V251ZM142 250L143 251H147V252H142ZM151 250V251H150ZM162 250V251H161ZM167 250V252H168V255H167V252H165ZM222 250H224L223 252H222ZM231 250V251H230ZM235 250H237V251H235ZM241 250H242V252H241ZM258 250V251H257ZM262 250V251H261ZM65 251V252H64ZM68 251V252H67ZM90 251V252H89ZM117 251V252H116ZM118 251L120 252L119 254H118ZM133 251H135V253L136 254H134L133 253V255L131 254ZM139 251V252H138ZM149 251H150V253L152 254H150L149 253ZM164 251V252H163ZM171 251V252H170ZM188 251V252H187ZM198 251V252H197ZM204 251H206V252H204ZM218 251V252H217ZM220 251H221V253H220ZM226 251V252H225ZM236 253H235V252ZM7 252V253H6ZM60 252V253H59ZM89 252V253H88ZM128 252H130V253H128ZM153 252H156V253H153ZM229 252V253H228ZM241 252V253H240ZM251 252V253H250ZM63 253V254H62ZM79 253H81V256H80V254ZM86 254V256H85V254ZM115 253L118 255H116L115 256ZM151 255H149V254ZM165 253H166V255H165ZM209 253V254H208ZM229 254V255H232V256H230L229 257V255H227V254ZM241 255H240V254ZM9 254V255H8ZM57 254V255H56ZM61 254V255H60ZM88 254H89V257H90V259L88 258ZM91 254H92V259L93 260H91ZM128 254H131V255H128ZM147 254H148V256H150L149 257V259L151 258L152 259V257L154 258V255H155V258L154 259H152L153 261H150L149 259H147L148 257H147ZM154 254V255H153ZM202 256H201V255ZM204 254V255H203ZM206 254V255H205ZM208 254V255H207ZM219 254V255H218ZM221 254L222 255H224V257L222 256L221 257ZM226 254V255H225ZM234 254V255H233ZM237 256H236V255ZM27 255V256H26ZM64 255V256H63ZM101 255V254H100ZM121 255V256H120ZM135 255H136V257H135ZM211 257H210V256ZM247 255V256H246ZM250 255V256H249ZM46 256V257H45ZM78 257V259H79V256H80V260H79V262H77V257ZM86 257V259H85V257ZM129 256V257H128ZM157 256V257H156ZM183 256V257H182ZM185 256H187V257H185ZM226 256V257H225ZM227 256H228V258H227ZM51 257V258H50ZM57 257V258H56ZM68 257V258H67ZM117 257V258H116ZM122 257V258H121ZM126 259H125V258ZM139 257V258H138ZM142 257V258H141ZM144 257H145V261H143L144 260ZM147 257V258H146ZM161 257H163V258H161ZM179 259V257H181L180 259H182L183 258V260H178V262H177V258ZM200 257V258H199ZM208 257V258H207ZM215 257V258H214ZM220 257V258H219ZM235 257V258H234ZM249 259H248V258ZM253 257V258H252ZM55 258V259H54ZM76 258V259H75ZM100 258V260L98 261L99 263L98 264H101L100 262H102L103 260H101V259H103V257H102V255L99 257ZM114 258H115V260H114ZM157 258H159L160 260H158ZM224 258H226V259H224ZM233 258V259H232ZM121 261H120V260ZM136 259H137V261H136ZM163 259V260H162ZM204 259H205V261H204ZM208 259V260H207ZM211 259H212V261H211ZM218 259H219V262H218ZM222 259V260H221ZM224 259V260H223ZM255 259H257V261L255 260ZM83 260V261H84ZM114 260V261H113ZM116 260H117V262H116ZM141 260V261H140ZM147 260H148V262H147ZM159 262H158V261ZM202 260V261H201ZM254 260V261H253ZM45 261V262H44ZM61 261H63V262H61ZM74 261V262H73ZM97 261V260H96ZM122 261H124V262H122ZM136 261V262H135ZM144 263H143V262ZM207 261V262H206ZM209 261V262H208ZM228 261V262H227ZM232 261V262H231ZM245 261V262H244ZM54 262V263H53ZM67 262V263H66ZM88 262V261H87ZM90 262H88V263H90ZM146 262V263H145ZM157 262V263H156ZM165 263V264H170V262L169 263ZM172 262H171V264H172ZM175 262V263H174ZM182 262V263H181ZM198 262V263H197ZM221 262V263H220ZM87 263V264H88ZM97 264V262H94L93 264ZM103 263H104V261H103ZM117 263V264H118ZM163 263V264H164ZM187 264H188V262H186ZM105 264V263H104ZM138 264H140V263H138ZM190 264V263H189Z\"/></svg>",
  "mask_w": 264,
  "mask_h": 264
},
{
  "label": "bare ground",
  "instance_id": "2",
  "mask_svg": "<svg viewBox=\"0 0 264 264\" xmlns=\"http://www.w3.org/2000/svg\"><path fill=\"white\" fill-rule=\"evenodd\" d=\"M10 1H11V0H10ZM15 1H16V0H15ZM17 1H18V0H17ZM56 1H57V0H56ZM68 1H69V0H68ZM84 1H85V0H84ZM100 1H101V0H100ZM122 1H123V0H122ZM136 1H137V0H136ZM192 1H193V0H192ZM206 1H207V0H206ZM221 1H222V0H221ZM223 1H225V0H223ZM238 1H240V0H238ZM25 2H26V1H25ZM43 2H44V1H43ZM51 2H52V1H51ZM54 2H55V1H54ZM54 2H52V3H54ZM60 2H61V1H60ZM78 2H79V1H78ZM86 2H87V0H86ZM102 2H104V1H102ZM115 2H116V1H115ZM164 2H166V1H164ZM176 2H177V1H176ZM181 2H183V1H181ZM199 2H200V1H199ZM209 2H210V1H209ZM209 2H208V3H209ZM218 2H219V1H218ZM81 3H82V2H81ZM87 3H88V2H87ZM167 3H170V2H167ZM172 3H173V2H172ZM187 3H188V2H187ZM200 3H201V2H200ZM202 3H203V2H202ZM228 3H229V2H228ZM232 3H233V2H232ZM232 3H231V4H232ZM14 4H15V3H14ZM22 4H24V3H22ZM29 4H30V3H29ZM88 4H89V3H88ZM101 4H102V3H101ZM112 4H113V3H112ZM112 4H111V5H112ZM157 4H158V3H157ZM194 4H195V3H194ZM194 4H193V5H194ZM196 4H197V3H196ZM213 4H214V3H213ZM219 4H220V3H219ZM221 4H222V3H221ZM223 4H224V3H223ZM223 4H222V5H223ZM4 5H5V4H4ZM16 5H17V4H16ZM26 5H27V4H26ZM39 5H41V4H39ZM60 5H61V4H60ZM85 5H86V4H85ZM107 5H108V4H107ZM153 5H154V4H153ZM169 5H170V4H169ZM180 5H181V4H180ZM186 5H187V4H185V6H186ZM188 5H189V4H188ZM202 5H204V3H203ZM207 5H208V4H207ZM209 5H210V4H209ZM227 5H230V4H227ZM234 5H235V4H234ZM9 6H10V5H9ZM30 6H31V5H30ZM34 6H35V5H34ZM34 6H33V7H34ZM42 6H43V5H42ZM55 6H56V5H55ZM64 6H65V5H64ZM158 6H159V4H158ZM172 6H173V5H172ZM190 6H191V5H190ZM197 6H198V4H197ZM218 6H219V5H218ZM2 7H4V6H2ZM25 7H26V6H25ZM46 7H47V6H46ZM57 7H58V6H57ZM60 7H61V6H60ZM128 7H129V6H128ZM133 7H134V6H133ZM150 7H152V6H150ZM161 7H162V6H161ZM164 7H165V6H164ZM167 7H168V6H167ZM199 7H200V6H199ZM199 7H198V8H199ZM211 7H212V5L210 6V8H211ZM220 7H221V6H220ZM223 7H224V6H223ZM223 7H222V8H223ZM228 7H229V6H228ZM238 7H239V6H238ZM112 8H113V7H112ZM155 8H156V7H155ZM158 8H159V7H158ZM171 8H172V7H171ZM184 8H185V7H184ZM184 8H183V9H184ZM206 8H207V7H206ZM208 8H209V7H208ZM215 8H216V7H215ZM13 9H14V8H13ZM19 9H20V6H19ZM21 9H22V8H21ZM36 9H37V8H36ZM57 9H60V8H57ZM65 9H66V8H65ZM69 9H70V8H69ZM212 9H213V8H212ZM212 9H211V10H212ZM10 10H11V9H10ZM22 10H23V9H22ZM28 10H29V9H28ZM51 10H52V9H51ZM98 10H100V9H98ZM111 10H112V9H111ZM116 10H117V9H116ZM131 10H132V9H130V11H131ZM143 10H145V9H143ZM151 10H152V9H151ZM167 10L169 11V7H168ZM170 10H171V9H170ZM172 10H173V9H172ZM189 10L191 11V9H189ZM196 10H197V9H196ZM214 10H216V9H214ZM228 10H229V9H228ZM6 11H7V10H6ZM126 11H127V10H126ZM126 11H125V12H126ZM180 11H181V10H180ZM223 11H224V10H223ZM7 12H8V11H7ZM31 12H32V10H31ZM31 12H30V13H31ZM88 12H89V11H88ZM95 12H97V10H96ZM98 12H99V11H98ZM123 12H124V11H123ZM142 12H143V11H142ZM164 12H165V11H164ZM166 12H167V11H166ZM182 12H183V11H182ZM196 12H197V11H196ZM200 12H201V11H200ZM212 12H213V11H212ZM224 12H225V11H224ZM227 12H228V11H227ZM255 12H256V11H255ZM1 13H2V12H1ZM22 13H25V12L23 11ZM22 13H20V14H22ZM30 13H29V14H30ZM64 13H65V12H64ZM100 13H102V11H101ZM111 13H113V12H111ZM129 13H130V12L128 11V14H129ZM151 13H152V12H151ZM156 13H159V11L157 10ZM168 13H169V12H168ZM179 13H180V12H179ZM184 13H185V12H184ZM187 13H188V11H187ZM187 13H185V14H187ZM189 13H190V12H189ZM206 13H207V12H206ZM216 13H217V12H216ZM219 13H220V11H219ZM221 13H222V12H221ZM221 13H220V15H221ZM231 13H232V12H231ZM67 14H68V13H67ZM97 14H98V13H97ZM102 14H103V13H102ZM102 14H101V15H102ZM118 14H120V13H118ZM122 14H123V13H122ZM125 14H127V12H126ZM125 14H124V15H125ZM164 14H165V13H164ZM172 14H173V13H172ZM175 14H176V13H175ZM190 14H191V13H190ZM194 14H195V13H194ZM194 14L192 13V15H194ZM208 14H209V12H208ZM211 14H213V13H211ZM49 15H50V14H49ZM69 15H70V14H69ZM92 15H93V14H92ZM101 15H98V17H97V15H96V16L94 15V16L96 17V19H97V18L100 19ZM124 15H123V16H124ZM151 15H152V14H151ZM151 15H150V16H151ZM154 15H155V14H154ZM170 15H171V14H170ZM179 15H180V14H179ZM202 15H203V14H202ZM202 15H201V16H202ZM209 15H210V14H209ZM209 15H208V16H209ZM215 15H216V14H215ZM223 15L225 16V13H224ZM231 15H232V14H231ZM260 15H261V14H260ZM5 16H6V15H5ZM24 16H25V14H24ZM81 16H82V15H81ZM94 16H93V17H94ZM125 16L127 17V15H125ZM130 16H131V15H130ZM142 16H143V15H142ZM147 16H149V14H147ZM157 16H158V15H157ZM161 16H162V14H161ZM173 16H174V15H173ZM177 16H178V15H177ZM180 16H182V15H180ZM206 16H207V15H206ZM263 16H264V15H263ZM28 17H30V16H28ZM41 17H42V16H41ZM72 17H73V16H72ZM128 17H129V16H128ZM144 17H145V16H144ZM164 17H165V16H164ZM188 17H189V16H188ZM192 17H195V16H192ZM196 17H197V16H196ZM260 17H261V16H260ZM10 18H12V17H10ZM18 18H19V17H18ZM22 18H25V17H22ZM22 18H19V19H22ZM52 18H53V16H52ZM101 18H102V17H101ZM114 18H115V17H114ZM136 18H137V17H136ZM140 18H141V17H140ZM140 18H139V19H140ZM171 18H172V17H171ZM179 18H180V17H179ZM223 18H224V17H223ZM226 18H227V17H226ZM262 18H263V17H262ZM73 19H74V18H73ZM83 19H84V18H83ZM94 19H95V18H94ZM94 19H93V20H94ZM119 19H120V18H119ZM124 19H126V18H124ZM127 19H129V18H127ZM147 19H148V18H147ZM156 19H157V17H156ZM185 19H186V16H185ZM189 19H190V18H189ZM202 19H203V18H202ZM204 19L206 20V18H204ZM207 19H208V18H207ZM224 19H225V18H224ZM33 20H34V19H33ZM35 20H36V19H35ZM50 20H51V19H50ZM78 20H79V19H78ZM100 20H101V19H100ZM103 20H104V19H103ZM115 20H117V19H115ZM121 20H123V19H121ZM145 20H146V19H145ZM197 20H198V19H197ZM199 20H200V19H199ZM217 20H218V19H217ZM29 21H30V20H29ZM98 21H99V20H98ZM101 21H102V20H101ZM123 21H124V20H123ZM125 21H126V20H125ZM132 21H133V20H132ZM143 21H144V20H143ZM176 21H177V20H176ZM183 21H184V20H183ZM186 21H187V20H186ZM189 21H190V20H188V22H189ZM194 21H195V20H194ZM214 21H215V20H214ZM224 21H225V20H224ZM226 21H227V20H226ZM5 22H6V21H5ZM20 22H21V21H20ZM22 22H23V21H22ZM52 22H53V21H52ZM91 22H92V21H91ZM95 22H96V21H95ZM99 22H100V21H99ZM105 22H106V21H105ZM111 22H112V21H111ZM135 22H136V21H135ZM137 22H138V21H137ZM139 22L141 23V21H139ZM158 22H159V21H158ZM158 22H157V23H158ZM163 22H164V20H163ZM163 22H161V23H163ZM174 22H175V21H174ZM192 22H193V21H192ZM192 22H191V23H192ZM195 22H196V21H195ZM200 22H201V21H199V23H200ZM202 22H203V21H202ZM211 22H212V20H211ZM222 22H223V21H222ZM113 23H114V22H113ZM113 23H112V24H113ZM128 23H129V21H128ZM150 23H151V22H150ZM180 23H181V22H180ZM193 23H194V22H193ZM203 23H204V22H203ZM237 23H238V22H237ZM95 24H96V23H94V26H93V27H95ZM116 24H117V23H116ZM142 24H143V22H142ZM167 24H168V23H167ZM182 24H183V22H182ZM196 24H197V22H196ZM196 24H195V25H196ZM213 24H214V23H213ZM218 24H219V23H218ZM33 25H34V24H33ZM53 25H54V24H53ZM81 25H82V24H81ZM87 25H88V24H87ZM92 25H93V23H92ZM92 25H91V26H92ZM104 25H105V24H104ZM106 25H107V24H106ZM121 25H122V24H121ZM155 25H156V24H155ZM186 25H187V23H186ZM189 25H192V24H189ZM193 25H194V24H193ZM197 25H199V24H197ZM202 25H203V24H202ZM209 25H210V24H209ZM233 25H234V24H233ZM109 26H111V23H110ZM115 26H117V25H115ZM115 26H114V27H115ZM123 26H125V25H123ZM139 26H140V25H139ZM142 26H145V25H142ZM161 26H162V25H161ZM200 26H201V25H200ZM219 26H220V25H219ZM257 26H258V25H257ZM1 27H2V26H1ZM25 27H26V26H25ZM27 27H28V26H27ZM36 27H37V26H36ZM73 27H74V26H73ZM80 27H81V26H80ZM97 27H98V26H97ZM111 27H113V26H111ZM121 27H122V26H121ZM127 27H129V26H127ZM148 27H149V26H148ZM180 27H181V26H180ZM183 27H184V26H183ZM185 27H186V26H185ZM185 27H184V29H185ZM192 27H193V26H192ZM192 27H190V28H192ZM196 27H197V26H196ZM214 27H215V26H214ZM255 27H256V26H255ZM64 28H65V27H64ZM131 28H132V27H131ZM131 28L129 29V31L131 30ZM152 28H153V27H152ZM163 28H165V27L163 26ZM168 28H169V27H168ZM190 28H189V29H190ZM198 28H199V27H198ZM209 28L211 29V27H207L206 29H209ZM218 28H219V27H218ZM220 28H221V27H220ZM230 28H231V27H230ZM234 28H235V27H234ZM79 29H80V28H79ZM94 29H95V28H94ZM125 29H126V27H125ZM138 29H139V28H138ZM146 29H147V28H146ZM156 29H157V26H156ZM180 29H181V28H180ZM202 29H203V27H202ZM227 29H228V28H227ZM235 29H236V28H235ZM13 30H14V29H13ZM46 30H47V29H46ZM95 30H97V29H95ZM109 30H110V28L108 29V31H109ZM127 30H128V29H127ZM148 30H149V28H148ZM163 30H164V29H163ZM200 30H201V29H200ZM263 30H264V29H263ZM81 31H82V30H81ZM86 31H87V30H86ZM106 31H107V30H106ZM122 31H123V30H122ZM122 31H121V32H122ZM134 31H135V30H134ZM146 31H147V30H146ZM168 31H169V30H168ZM188 31H189V30H188ZM197 31H198V30H197ZM201 31H203V30H201ZM254 31H255V30H254ZM256 31H257V30H256ZM256 31H255V32H256ZM50 32H52V31H50ZM66 32H67V31H66ZM79 32H80V30H79ZM109 32H111V30H110ZM109 32H107L106 34H108ZM132 32H133V31H132ZM154 32H155V31H154ZM164 32H165V31H164ZM179 32H180V31H179ZM227 32H228V30H227ZM260 32H261V31H260ZM30 33H31V32H30ZM83 33H84V32H83ZM88 33H89V32H88ZM130 33H131V32H130ZM134 33H135V32H134ZM147 33L149 34V32H147ZM150 33H151V32H150ZM159 33H161V32H159ZM162 33H163V32H162ZM174 33H175V32H174ZM181 33H182V32H181ZM183 33H184V31H183ZM183 33H182V34H183ZM203 33H204V32H203ZM207 33H208V32H207ZM214 33H215V32H214ZM240 33H241V32H240ZM250 33H251V32H250ZM252 33H253V32H252ZM4 34H5V33H4ZM16 34H17V33H16ZM24 34H25V33H24ZM32 34H33V33H32ZM49 34H50V33H49ZM74 34H75V33H74ZM91 34H92V33H91ZM93 34H94V32H93ZM101 34H103V33L101 32ZM110 34H112V33H109L108 36H109ZM132 34H133V33H132ZM153 34H154V33H153ZM165 34H166V33H165ZM170 34H171V33H170ZM195 34H196V33H195ZM201 34H202V33H201ZM209 34H211L210 31H209ZM244 34H245V33H244ZM259 34H260V33H259ZM46 35H47V34H46ZM85 35H86V34H85ZM88 35H89V34H88ZM130 35H131V34H130ZM134 35H135V34H134ZM139 35L141 36V34H139ZM139 35H137V37H138ZM150 35H151V34H150ZM150 35H149V36H150ZM160 35H161V34H160ZM163 35H164V34H163ZM163 35H162V36H163ZM174 35H175V34H174ZM174 35H173V36H174ZM178 35H179V34H178ZM178 35H176V36H178ZM184 35H185V34H184ZM189 35H190V34H189ZM213 35H214V34H213ZM216 35H217V34H216ZM250 35H251V34H250ZM257 35H258V34H257ZM260 35H261V34H260ZM44 36H45V35H44ZM49 36H50V35H49ZM70 36H71V35H70ZM72 36H74V35H72ZM81 36H82V35H81ZM110 36H111V35H110ZM135 36H136V35H135ZM229 36H230V35H229ZM229 36H228V37H229ZM231 36H232V35H231ZM231 36H230V37H231ZM254 36H255V35H254ZM258 36H259V35H258ZM53 37H54V35H53ZM90 37H91V36H90ZM93 37H94V36H93ZM96 37H97V36H96ZM106 37H107V36H106ZM126 37H127V36H126ZM126 37H125V38H126ZM132 37H133V36H132ZM147 37H148V36H147ZM171 37H172V36H171ZM174 37H175V36H174ZM174 37H173V38H174ZM189 37H190V36H189ZM201 37H202V36H201ZM204 37H205V36H204ZM209 37H211V36H209ZM259 37H260V36H259ZM262 37H263V36H262ZM15 38H16V37H15ZM49 38H51V37H49ZM86 38H87V37H86ZM107 38H108V37H107ZM140 38H141V37H140ZM153 38H156V37H152V39H153ZM173 38H172V39H173ZM187 38H188V36H187ZM195 38H196V37H195ZM198 38H199V36H198ZM205 38H206V37H205ZM224 38H225V37H224ZM238 38H239V37H238ZM6 39H7V37H6ZM6 39H5V40H6ZM47 39H48V38H47ZM59 39H60V38H59ZM97 39H99V37H98ZM120 39H121V38H120ZM127 39L130 40L128 37H127ZM138 39H139V38H138ZM145 39H146V38H145ZM175 39H176V38H175ZM192 39H193V38H192ZM202 39H203V38H202ZM202 39H201V40H202ZM209 39H210V38H209ZM212 39H213V38H212ZM236 39H237V38H236ZM246 39H249V38H246ZM255 39H256V38H255ZM45 40H46V39H45ZM93 40H94V39H93ZM124 40H125V39H124ZM153 40H154V39H153ZM155 40H156V39H155ZM177 40H178V39H177ZM187 40H189V39H187ZM193 40H194V39H193ZM213 40H214V39H213ZM241 40H242V39H241ZM251 40H252V39H251ZM258 40H259V39H258ZM7 41H8V39H7ZM59 41H60V40H59ZM67 41H68V40H67ZM91 41H92V40H91ZM100 41H101V40H100ZM148 41H149V40H148ZM148 41H147V42H148ZM150 41H151V40H150ZM167 41H168V40H167ZM169 41H170V40H169ZM179 41H180V40H179ZM207 41H208V40H207ZM207 41H205V42H207ZM234 41H235V40H234ZM40 42H41V41H40ZM54 42H55V41H54ZM54 42H52V43L54 44ZM57 42H58V41H57ZM118 42H119V40H118ZM122 42H123V41H122ZM130 42L132 43V41H130ZM130 42H128V43L126 42V43L129 44ZM142 42H143V41H142ZM157 42H158V41H157ZM176 42H177V41H176ZM187 42H189V41H187ZM203 42H204V41H203ZM208 42H209V41H208ZM208 42H207V43H208ZM214 42H215V40H214ZM219 42H220V41H219ZM221 42H222V41H221ZM230 42H231V41H230ZM235 42H236V41H235ZM252 42H253V41H252ZM252 42H251V43H252ZM261 42H262V41H261ZM2 43H3V42H2ZM83 43H84V42H83ZM90 43H91V42H90ZM95 43L97 44L96 41L94 42V44H95ZM126 43L124 42L125 45H126ZM149 43H150V42H149ZM152 43H153V42H152ZM163 43H164V42H163ZM163 43H162V44H163ZM167 43H168V42H167ZM173 43H174V42H173ZM177 43H178V42H177ZM236 43H237V42H236ZM11 44H12V43H11ZM13 44H14V43H13ZM61 44H62V43H61ZM88 44H89V43H88ZM94 44H93V45H94ZM96 44H95V45H96ZM140 44H141V43H140ZM145 44H146V43H145ZM153 44H154V43H153ZM153 44H152V45H153ZM157 44H158V43H157ZM170 44H171V43H170ZM179 44H180V43H179ZM184 44H186V43H184ZM204 44H205V43H204ZM214 44H215V43H214ZM218 44H219V43H218ZM260 44H261V43H260ZM21 45H22V44H21ZM90 45H92V43L89 44V46H90ZM93 45H92V46H93ZM102 45H103V44H102ZM109 45H110V44H109ZM109 45H108V46H109ZM133 45H134V44H133ZM146 45H147V44H146ZM146 45H145V46H146ZM164 45H165V44H164ZM164 45H163V46H164ZM171 45H172V44H171ZM197 45H198V44H197ZM200 45H201V43H200ZM209 45H210V44H209ZM216 45H217V44H216ZM228 45H229V44H228ZM231 45H232V44H231ZM242 45H243V44H242ZM247 45H248V44H247ZM254 45H256V44H254ZM14 46H16V45H14ZM59 46H60V45H59ZM72 46H73V45H72ZM92 46H91V47H92ZM96 46H97V45H96ZM105 46H106V45H105ZM126 46H127V45H126ZM131 46H132V45H131ZM145 46H144V47H145ZM174 46H175V45H174ZM177 46H178V44H177ZM177 46H176V47H177ZM179 46H180V45H179ZM182 46H183V45H182ZM245 46H246V45H245ZM17 47H18V46H17ZM57 47H58V46H57ZM64 47H65V46H64ZM87 47H88V46H87ZM101 47H102V46H101ZM119 47H120V46H119ZM121 47H122V46H121ZM140 47H141V46H140ZM156 47H157V46H156ZM165 47H166V45H165ZM165 47H163V48H165ZM168 47L171 49L170 45H169ZM172 47H173V46H172ZM186 47H187V46H186ZM213 47H214V46H213ZM220 47H221V46H219V48H220ZM227 47H230V46H227ZM237 47H238V46H237ZM247 47H249V46H247ZM254 47H256V46H254ZM37 48H38V47H37ZM39 48H40V47H39ZM46 48H47V46H46ZM49 48H50V47H49ZM93 48H94V47H93ZM93 48H92V51H93ZM112 48H113V47H112ZM132 48H133V46H132ZM146 48H147V46H146ZM173 48H174V47H173ZM181 48H182V47H181ZM181 48H180V50H181ZM205 48H206V47H205ZM214 48H215V47H214ZM223 48H224V47H223ZM233 48H234V47H233ZM24 49H25V48H24ZM47 49H48V48H47ZM56 49H57V48H56ZM58 49H59V48H58ZM88 49H89V47H88ZM88 49H86V50H88ZM94 49H95V48H94ZM98 49H99V47H98ZM116 49H117V48H116ZM119 49H120V48H119ZM123 49H124V48H122V50H123ZM129 49H130V48H129ZM142 49H143V48H142ZM152 49H153V48H152ZM170 49H169V50H170ZM177 49H179V47H178ZM201 49H202V48H201ZM221 49H222V48H221ZM221 49H220V50H221ZM238 49H239V47H238ZM241 49H242V48H241ZM243 49H244V48H243ZM261 49H262V48H261ZM54 50H55V49H54ZM54 50H53V51H54ZM62 50H63V49H62ZM71 50H72V49H71ZM86 50H85V51H86ZM89 50H90V49H89ZM96 50H97V49H96ZM122 50H121V51H122ZM130 50H131V49H130ZM135 50H136V49H135ZM147 50H148V49H146V51H147ZM182 50H183V49H182ZM182 50H181V51H182ZM212 50H213V49H212ZM214 50H216V49H214ZM223 50H225V49H223ZM255 50H256V49H255ZM39 51H40V50H39ZM99 51H100V49H99ZM112 51H113V50H112ZM118 51L120 52V50H118ZM126 51H127V50H126ZM133 51H134V49H133ZM139 51H140V50H139ZM139 51H137V52H139ZM143 51H144V50H143ZM143 51H141L140 53H142ZM170 51H171V50H170ZM175 51H176V50H175ZM217 51H219V49H217ZM230 51H231V49H230ZM18 52H19V51H18ZM88 52H90V51H88ZM119 52H116V53H119ZM147 52H148V51H147ZM151 52H153V51H151ZM214 52H215V51H214ZM220 52H221V51H220ZM222 52H224V51H222ZM226 52H227V51H226ZM246 52H247V49H246ZM7 53H8V52H7ZM70 53H71V52H70ZM82 53H83V52H82ZM84 53H87V52H84ZM84 53H83L82 55H86V54H84ZM102 53H103V52H102ZM110 53H111V52H110ZM140 53H139V55H140ZM172 53H173V55H174V52H172ZM177 53H178V52L176 51V54H177ZM198 53H199V52H198ZM241 53H242V52H241ZM253 53H254V52H253ZM258 53H259V52H258ZM0 54H1V53H0ZM32 54H33V53H32ZM89 54H90V53H89ZM89 54H87V55H89ZM103 54H104V53H103ZM113 54H114V53H113ZM123 54H124V51H123L122 55H123ZM132 54H133V53H132ZM134 54H135V53H134ZM134 54H133V55H134ZM136 54H137V53H136ZM143 54H144V53H143ZM149 54H151V53L149 52ZM161 54H163V52H161ZM176 54H175V55H176ZM190 54H191V53H190ZM194 54H195V53H194ZM204 54H206V53H204ZM223 54H224V53H223ZM233 54H234V52H233ZM233 54H232V55H233ZM16 55H17V54H16ZM63 55H65V54H63ZM108 55H109V51H108ZM122 55H121V56H122ZM125 55H126V54H125ZM127 55H128V54H127ZM133 55H132V57H133ZM147 55H148V54H147ZM166 55H167V54H166ZM169 55H170V54H169ZM201 55H202V54H201ZM216 55H217V54H216ZM224 55H226V54H224ZM243 55H244V54H243ZM256 55H257V54H256ZM256 55H255V56H256ZM38 56H39V55H38ZM92 56H93V55H92ZM103 56H104V55H103ZM105 56H106V55H105ZM109 56H110V55H109ZM134 56H135V55H134ZM142 56H143V55H142ZM144 56H145V55H144ZM150 56H151V55H150ZM211 56H212V55H211ZM222 56H223V55H222ZM226 56H227V55H226ZM234 56H236V55L234 54L233 57H234ZM262 56H264V55H262ZM7 57H8V56H7ZM84 57H85V56H84ZM88 57H89V56H88ZM95 57H96V56H95ZM123 57H124V56H123ZM130 57H131V56H129V58H130ZM136 57H137V56H136ZM138 57H139V56H138ZM145 57H146V56H145ZM160 57H162V56H160ZM163 57H166V56H164V54H163ZM163 57H162V59H163ZM206 57H207V56H206ZM216 57H219V56H216ZM223 57H225V56H223ZM227 57H228V56H227ZM236 57H237V56H236ZM236 57H235V58H236ZM11 58H12V57H11ZM14 58H15V57H14ZM85 58H86V57H85ZM85 58H84V59H85ZM89 58H90V57H89ZM111 58H112V57H111ZM119 58L121 59V57H119ZM126 58H127V57H126ZM149 58H150V57H149ZM209 58H210V57H209ZM220 58H222V57H220ZM246 58H247V57H246ZM252 58H253V56H252ZM256 58H257V57H256ZM25 59H26V58H25ZM29 59H31V58H29ZM90 59H91V58H90ZM98 59L100 60V57H99ZM107 59H108V58H107ZM137 59H138V58H137ZM141 59H142V58H141ZM150 59H151V58H150ZM164 59H165V58H164ZM202 59H203V58H202ZM233 59H234V58H233ZM262 59H263V58H262ZM262 59H260V60H262ZM13 60H14V59H13ZM92 60H93V59H92ZM109 60H110V59H109ZM114 60H116V59H114ZM117 60H118V59H117ZM122 60H123V59H122ZM122 60H120V61H122ZM130 60H131V59H130ZM142 60H144V59H142ZM160 60H161V59H160ZM167 60H168V59H167ZM188 60H189V59H188ZM217 60H218V58H217ZM221 60H223V59H221ZM221 60H220V61H217V64H215V66H211V65H212V64H211L209 67H210V68H211V67H215V69H219V70H221L222 68H220V67H222V64H223V68H224V66H227V65H225V63H227V62H224V61L222 62ZM225 60H226V57H225ZM235 60L237 61V59H235ZM244 60H245V59H244ZM244 60H242V61H244ZM256 60H257V59H256ZM258 60H259V59H258ZM11 61H12V60H11ZM16 61H17V60H16ZM22 61L24 62V60H22ZM25 61H26V60H25ZM38 61H39V60H38ZM125 61H126V60H125ZM125 61H124V62H125ZM146 61H147V60H146ZM148 61H149V60H148ZM162 61H163V60H162ZM215 61H216V59H215ZM215 61H214V63H216ZM226 61H227V60H226ZM9 62H10V61H9ZM29 62H30V61H29ZM41 62H42V61H41ZM46 62H47V61H46ZM46 62H45V63H46ZM89 62H90V60H89ZM93 62H94V61H93ZM115 62H116V61H115ZM143 62H144V61H143ZM143 62H141V63H143ZM251 62H252V61H251ZM39 63H40V62H39ZM45 63H44V65H45ZM83 63H84L83 65H81V64H79V65H81L82 67L86 65V67H87V69H88V62H87L86 60H84ZM96 63H97V62H96ZM128 63H129V62H128ZM128 63H127V64H128ZM133 63H134V62H133ZM148 63H150V62H148ZM160 63H162V62H160ZM196 63H197V62H196ZM212 63H213V62H212ZM228 63H229V65H230V62H228ZM232 63H233V62H232ZM256 63H257V62H256ZM259 63H260V62H259ZM262 63H263V62H262ZM12 64H13V62H12ZM22 64H24V63H22ZM77 64H78V63H77ZM116 64H117V63H115V65H116ZM137 64L140 65V63H138V62H137ZM152 64H153V63H152ZM158 64H159V63H158ZM177 64H178V63H177ZM184 64H185V63H184ZM235 64H236V62H235ZM246 64H247V63H246ZM17 65H19V64H17ZM29 65H30V64H29ZM33 65H34V64H33ZM33 65H32V66H33ZM35 65H36V64H35ZM38 65H39V64H38ZM44 65H43V66H44ZM52 65H53V64H52ZM92 65H93V64H92ZM99 65H100V64H99ZM110 65H111V64H110ZM113 65H114V64H113ZM118 65H121V63L118 64ZM118 65L114 66V67H116V68H114V67H111V68H110V70H109V78H108L107 81L110 82V81L116 79V82H115V80H114V83L116 84V88H115V89L117 90V91L115 90V92H118V93H115V94H117V96H118V94H120V93L122 94V93H123V95H122L123 97H124L125 95H126V96H130V97H132V92H131V95H130V94L127 95V94H128L127 92H130V91H127V89H128V90H133V88H132L131 86H129V87H131L130 89H129V87L126 88V86H125L124 83H119V82H118V81L123 80V79H122V76H123V75L120 74V73L118 72V70H117V67H119ZM128 65H130V64H128ZM142 65H143V64H142ZM144 65H145V64H144ZM149 65H150V64H149ZM173 65H174V64H173ZM236 65H237V64H236ZM236 65H235L234 67H236ZM241 65H242V63H241ZM8 66H9V65H8ZM22 66H23V65H22ZM22 66H21V68H22ZM130 66H131V65H130ZM130 66H129V67H130ZM145 66H146V65H145ZM145 66H144V67H145ZM156 66H157V65H156ZM156 66H155V67H156ZM203 66H204V65H203ZM238 66H239V65H238ZM26 67H27V66H26ZM30 67H31V66H30ZM54 67H56V65H55ZM54 67H53V68H54ZM79 67H80V66H79ZM90 67H91V64H90ZM125 67H126V66H125ZM131 67H132V66H131ZM135 67H137V66L135 65ZM139 67L141 68L142 66L140 65ZM146 67H147V66H146ZM159 67H160V66H159ZM168 67H170V65L167 66V68H168ZM173 67H174V66H173ZM177 67H179V66H177ZM192 67H193V66H192ZM256 67H257V66H256ZM261 67H262V66H261ZM17 68H18V67H17ZM17 68H16V70H17ZM45 68H47V67H45ZM67 68H68V67H67ZM83 68H85V67H83ZM83 68H82V70H83ZM97 68H98V67H97ZM120 68H121V67H119L118 69H120ZM122 68H123V67H122ZM122 68H121V69H122ZM126 68H127V67H126ZM132 68H133V67H132ZM226 68H227V67H226ZM226 68H225V69H226ZM239 68H240V67H239ZM239 68H238V69H239ZM25 69H26V68H25ZM50 69H51V68H50ZM50 69H48V70H50ZM58 69H59V68H58ZM72 69H73V68H72ZM89 69H90V68H89ZM95 69H96V68H95ZM124 69H125V68H124ZM124 69H123V70H124ZM130 69H131V68H130ZM134 69H136V68H134ZM137 69H138V68H137ZM191 69H192V68H191ZM201 69H202V68H201ZM207 69H209V68H207ZM211 69H212V68H211ZM215 69H214V70H215ZM254 69H255V68H254ZM254 69H253V70H254ZM257 69H259V71H260V68H257ZM263 69H264V68H263ZM11 70L13 71L14 69L12 68ZM16 70H14V71H16ZM93 70H94V69H93ZM103 70H104V69H103ZM143 70H144V69H143ZM153 70H154V69H153ZM162 70H163V69H162ZM164 70H165V69H164ZM187 70H188V68H187ZM202 70H203V69H202ZM212 70H213V69H212ZM227 70H228V69H227ZM240 70H241V69H240ZM240 70H239V71H240ZM0 71H1V70H0ZM6 71H7V70H6ZM14 71H13V72H14ZM26 71H27V70H26ZM57 71H58V70H57ZM62 71H63V70H62ZM79 71H80V70H79ZM83 71H84V70H83ZM89 71H90V70H89ZM97 71H98V70H97ZM130 71H131V70H130ZM134 71L136 72V71H139V70H134ZM166 71H167V70H166ZM171 71H172V70H171ZM235 71H238V70H235ZM2 72H3V69H2ZM4 72H5V71H4ZM47 72H48V71H47ZM121 72H122V70H121ZM139 72H140V71H139ZM141 72H142V69H141ZM144 72H146V71H144ZM197 72H198V71H197ZM207 72H208V71H207ZM211 72H212V71H211ZM211 72H210V73H211ZM213 72H214V71H213ZM220 72H222V71H220ZM224 72H226V70H224ZM228 72H229V71H228ZM228 72H227V73H228ZM240 72H241V71H240ZM244 72H245V71H244ZM251 72L253 73L254 71H251ZM255 72H256V71H255ZM263 72H264V71H263ZM15 73H16V72H15ZM15 73H14V74H15ZM21 73H22V72H21ZM30 73H31V72H30ZM45 73H46V72H45ZM45 73H44V74H45ZM62 73H63V72H62ZM85 73H86V72H85ZM98 73H99V72H98ZM107 73H108V72H107ZM142 73H143V72H142ZM154 73H155V72H154ZM165 73H166V72H165ZM165 73H164V74H165ZM167 73H168V72H167ZM171 73H172V72H171ZM208 73H209V72H208ZM208 73H207V74H208ZM210 73H209V74H210ZM218 73H219V72H218ZM231 73H232V72H231ZM10 74H11V73H10ZM33 74H34V72H33ZM47 74H48V73H47ZM90 74H91V73H90ZM90 74H89V75H90ZM102 74H103V73H102ZM102 74H101V75H102ZM127 74H128V73H127ZM137 74H139V73H137ZM158 74H159V73H158ZM161 74H162V73H161ZM190 74H191V73H190ZM211 74H212V73H211ZM211 74H210V75H211ZM214 74H215V73H213V76H214ZM216 74H217V73H216ZM219 74H220V73H219ZM222 74H223V72L220 74V77H221V76H225L226 73H225L224 75H222ZM234 74H236V73H234ZM259 74H260V73H259ZM34 75H35V74H34ZM106 75H107V74H106ZM125 75H126V74H125ZM131 75H132V73H131ZM149 75H150V74H149ZM153 75H154V74H153ZM159 75H160V74H159ZM179 75H180V74H179ZM254 75H255V74H254ZM16 76H17V75H16ZM28 76H29V75H28ZM45 76H47V75H45ZM48 76H49V75H48ZM48 76H47V78H48ZM52 76H54V75H52ZM94 76H95V75H94ZM99 76H100V75H99ZM107 76H108V75H107ZM107 76H106V77H107ZM147 76H148V75H147ZM151 76H152V75H151ZM157 76H158V75H157ZM215 76H216V75H215ZM218 76H219V75H218ZM218 76H217V77H218ZM232 76H233V74H232ZM259 76H261V75H259ZM6 77L8 78V76H6ZM13 77H14V76H13ZM29 77H30V76H29ZM40 77H43L42 74L40 75ZM92 77H93V76H92ZM101 77H102V76H101ZM128 77H129V75L126 77V79L128 80V82L131 83L132 86H134V89H135V86H136V88H140V86H141V89H142V85H143L144 83L140 85V83H138L134 78H133V79H134V80H133V79L128 78ZM132 77H133V76H132ZM135 77H137V76L135 75ZM161 77H162V76H161ZM228 77H229V76H228ZM228 77H227V79H230V78H231V77H230V78H228ZM263 77H264V75H263ZM14 78H15V77H14ZM19 78H20V77H19ZM26 78H27V76H26ZM45 78H46V77H44V79H45ZM47 78H46V80H47ZM53 78H54V77H53ZM65 78H66V77H65ZM88 78H89V77H88ZM88 78H87V79H88ZM94 78H95V77H94ZM124 78H125V77H124ZM155 78H156V77H155ZM211 78H213L212 80L214 81V77L211 76ZM224 78L226 79V77H224ZM224 78H223V79H224ZM235 78H236V77H235ZM237 78H238V76H237ZM11 79H12V78H11ZM44 79L41 78L40 80L42 81V80H44ZM49 79H50V78H49ZM85 79H86V78H85ZM99 79H100V78H99ZM106 79H107V78H106ZM106 79H105V76H104V77H103V80L105 81ZM139 79H140V78H139ZM141 79H142V78H141ZM141 79H140V80H141ZM143 79H144V78H143ZM145 79L147 80V77H146ZM161 79H163V78H161ZM166 79H167V78H166ZM166 79L164 78L163 80H166ZM183 79H184V78H183ZM187 79H189V78L187 77ZM187 79H186V80H187ZM200 79H202V78H200ZM219 79H220V78H219ZM219 79H216V80H219ZM221 79H222V77H221ZM223 79L218 81V85L216 84L218 87L215 86V88H217V89H215L213 86H210V87H213L214 90H212V88H210V87H208V88H210V90H206V89H207L206 87L209 86V85H211V84L208 83L210 79H209V80L206 79V80H208V82L206 81V82H207V85L205 86V88H206L205 90H206V91L202 88L204 91L201 92V94L199 93L198 95H201V98H203V96H205V95L202 96V94H203V93L205 94V92H206V98H205V100H207V101H209V99L211 100L213 97H214V99L217 98V96H219V95L222 94V93H223V95H224L225 90L227 91V89H226L227 86H228V89H229V87H230V85H231V84H230V83H231L230 80L233 81V79L231 78L230 80H228L230 83L226 80L230 85H228L227 82H224L225 80L223 81ZM255 79H258V78L256 77ZM255 79H253V80H255ZM6 80H7V79H6ZM6 80H5V81H6ZM9 80H10V79H9ZM31 80L33 81V79H31ZM31 80L29 79V81H31ZM34 80H36V79H34ZM38 80H39V79H38ZM46 80H44V81H46ZM51 80H53V79L51 78ZM51 80H47V81L49 82V81H51ZM83 80H84V79H83ZM93 80H94V79H93ZM124 80H125V79H124ZM127 80H126V81H127ZM155 80H156V79H155ZM159 80H160V79H159ZM189 80H190V79H189ZM189 80H188V83H187V81H186V82L183 81V82H180V83H182V84L185 83L184 86H186V83H187L188 85H190V84L193 85V84H194V83H193L194 80H193V79H192L193 81L190 80V81H192L191 83H190ZM216 80H215V82H216ZM239 80H240V79H239ZM241 80H242V79H241ZM260 80H261V79H260ZM13 81H15V80H13ZM20 81H21V80H20ZM25 81H26V80H25ZM29 81H28V83H30ZM32 81H31V83H32ZM41 81H40V84H42ZM47 81H46V82H47ZM57 81H58V80H57ZM104 81H103V82H104ZM149 81H150V80H149ZM169 81H170V80H169ZM200 81H201V80H200ZM222 81H223V83H222ZM242 81H243V80H242ZM262 81H263V80H262ZM9 82H10V81H9ZM11 82H12V81H11ZM26 82H27V81H26ZM33 82H34V81H33ZM46 82H45V83H46ZM51 82H52V81H51ZM53 82H54V80H53ZM91 82H92V80H91ZM93 82H94V81H93ZM96 82H97V80H96ZM103 82H100V83L98 82V83H99V87H98L99 90H101V91H103V90H107L106 88L104 89L105 86H106V87L109 86V87H107V88H110V87H111L110 85H107V84L104 86V83H107V82H104V83H103ZM139 82H142V81H139ZM144 82H145V81H144ZM150 82H151V81H150ZM150 82L147 83V84H148V85H147L148 87H149ZM153 82H154V81H153ZM173 82H174V81H173ZM203 82H205V81L203 80ZM211 82H212V81H211ZM220 82H221V83H220ZM236 82H238V80H237ZM239 82H240V81H239ZM263 82H264V81H263ZM31 83H30V84H31ZM38 83H39V81H38ZM38 83H35V84H38ZM77 83H78V82H77ZM83 83H84V82H83ZM85 83H86V82H85ZM126 83H127V82H126ZM155 83H156V82H155ZM189 83H190V84H189ZM200 83H201V82H200ZM212 83H213V82H212ZM233 83H234V81H233ZM233 83H232V84H233ZM242 83H243V82H241V84H242ZM23 84H24V83H23ZM23 84H22V85H23ZM30 84H29V85H30ZM33 84H34V83H33ZM33 84H32V85H33ZM35 84H34V85H35ZM87 84H88V82L86 83V85H87ZM117 84H119V86H120L121 88H120V87H117ZM128 84H129V83H128ZM160 84H161V83H160ZM165 84H166V83H165ZM168 84H169V83H168ZM238 84H240V83H238ZM244 84H245V83H243V85H244ZM14 85H15V83H14ZM22 85L19 84L18 86H22ZM24 85H27V83L24 84ZM82 85H83V84H82ZM88 85H89V84H88ZM88 85H87L86 88H89L90 85H89V86H88ZM93 85H94V84H93ZM93 85H92V86H93ZM145 85H146V84H145ZM145 85L143 86L144 88H145ZM150 85H152V83H151ZM178 85H179V84H178ZM188 85L186 86V88L188 87ZM191 85H190V87H191ZM194 85H195V84H194ZM202 85H203V84H202ZM212 85H213V84H212ZM236 85H237V84H235V86H236ZM15 86H16V85H15ZM30 86H31V85H30ZM30 86H29V87H30ZM37 86H38V85H36V87H37ZM41 86L43 87V86H45V85L42 84ZM46 86H48V85H46ZM52 86H53V85H52ZM95 86L97 87V85H95ZM114 86H115V85H114ZM127 86H128V85H127ZM147 86H146V88L148 89ZM154 86H155V85H154ZM158 86H159V85H158ZM165 86L167 87V85H165ZM170 86H171V85H170ZM181 86H182V85H181ZM233 86H234V85H233ZM235 86H234V87H235ZM238 86H239V85H238ZM238 86H237V87H238ZM259 86H260V85H259ZM261 86H263V85H261ZM2 87H3V86H2ZM23 87H24V86H23ZM29 87H28V88H29ZM33 87H34V89L36 88L35 86H33ZM33 87H31V88L33 89ZM39 87H40V86H38L36 89H38L39 91H41V90H40L41 87H40V88H39ZM150 87H151V86H150ZM150 87H149V88H150ZM162 87H163V85H162ZM168 87H169V85H168ZM202 87H204V86H202ZM231 87H232V85H231ZM237 87H235V88H237ZM239 87H240V86H239ZM239 87H238V88H239ZM244 87H245V86H244ZM3 88H4V87H3ZM5 88H6V87H5ZM10 88H11V87H10ZM10 88H9V90H10ZM14 88H15V87H14ZM24 88H25V87H24ZM113 88H114V87H113ZM125 88H126V90H125ZM151 88H152V87H151ZM153 88H154V87H153ZM155 88H157V87H155ZM155 88H154V92H156V91L159 90L158 88H157V90H156ZM175 88H176V87H175ZM232 88H233V87H232ZM235 88H233V90H234ZM254 88H256V86H254ZM6 89H7V88H6ZM29 89H30V88H29ZM34 89H33V90H34ZM76 89H77V88H76ZM81 89H82V88H81ZM84 89H85V88H84ZM141 89H140V90H141ZM147 89H146V91H147ZM173 89H174V88H173ZM173 89H172V90H173ZM178 89H179V88H178ZM183 89H185V87H184ZM240 89H241V88H240ZM250 89H251V88H250ZM250 89H249V90H250ZM7 90H8V89H7ZM58 90H59V89H58ZM72 90H73V89H71V91H72ZM82 90H83V89H82ZM88 90H89V89H88ZM96 90H97V89H96ZM137 90H138V89H137ZM143 90H144V89H142L141 91H143ZM149 90L153 91L152 89H149ZM162 90H163V89H162ZM172 90L169 91V89L167 88L165 92L169 91L170 94L172 95V93L175 92V91L172 92ZM187 90H188V89H187ZM230 90H231V89H230ZM230 90H228V91H230ZM236 90H237V89H236ZM238 90H239V89H238ZM238 90H237V91H238ZM246 90H247V89H246ZM254 90H255V89H254ZM1 91H2V90H1ZM10 91H11V90H10ZM20 91H21V90H20ZM26 91H28V90H26ZM43 91H44V90H43ZM71 91H70V92H71ZM75 91L77 92V93H76V95H77V94H78V91H77V90H75ZM75 91H74V92H75ZM83 91H84V90H83ZM109 91H111V90H109ZM144 91H145V90H144ZM144 91H143V92H144ZM178 91H179V90H178ZM180 91H181V90H180ZM214 91H215V93H214ZM228 91H227V92H228ZM241 91H242V89H241ZM241 91H240V92H241ZM258 91H259V90H258ZM30 92H32V91H30ZM57 92H58V91H57ZM74 92H73V93H74ZM103 92H104V91H103ZM134 92H136V90H134L133 93H134ZM147 92H149V91H147ZM162 92H163V91H162ZM162 92H161V89H160V92H157V93H155V94H153V93L151 92V95H152V96H150V95L147 94L148 96L151 97V98H149V99H150L149 102L145 99L146 96H144V95H143V96H144V99H145V100H138V98H137V99L134 98L136 101H137V100H138V101H137V102H136V101L134 102L135 105L131 107L132 110H131V108H130L131 112L129 113L130 110H129V108H128V110H129V111H127L128 113H126V114L123 116V121H122L123 123L121 124L122 126H123V124L128 125V126H131L132 129H134V130H138L137 132L140 131L139 128H142V130L139 132L138 135L135 134L136 131H134V133L131 134L132 132H131L130 130H128V133L131 132V133H129V134H131L132 136H133V135H134V136L136 135V136L134 137V138H135V142H134V143H131L132 141H131V142L128 141V143H129V142L131 143V146H130V144L128 145V144L124 143V141H123V143H122V144L127 145V146H126V149H127V150L125 151V154H127V156H126V155H124V156H126L125 158H128V159L132 162V163H130V162H128V163L132 164V167H133V168L130 167V166H131V165H130V166H128V167H129V169H128V168H127V165H128V164H127V165H126V168H123V172L125 171V174H124V175H127V173H126L127 170H124V169H128V170H130V173H131L132 170H133V171L135 172V176L137 177V180H136V182H135L136 186H135V185H134V182L131 180V179H132V176H134V173L132 172V173L130 174V175H131V177H130V178H131V179H130L131 181H129V182H130L129 185H132V184H133V185L135 186V187H133V185L130 186L131 188L133 187V188H132L133 190L130 188L132 191L129 190L130 193L128 192L129 194H131V193L133 194V195L130 196V197H132V200H131V198L128 197L129 194H126V193H124V194L122 193L123 195L121 194L122 197H125V198L127 197V199H128L127 202H130V200H131L130 206H129V203H128L127 206L125 205V206H126V207H124L125 210H124V208L118 206V209H119V207H120V208H122V209L124 210V211H122V212L119 211V212H120V217L118 216L119 219L116 218V219H117V227H118V230H119V232H121V230H122V233L125 231V228H126L128 225H130V223H132L133 221H135V220H133L134 217L136 218V216L140 214V213L137 212L138 210H140L139 207H140V206H143V207H144V205H146L147 203L150 202V201H148V200L150 199V192H152L154 188L150 191L151 187H150V189H149V185H147V184H148V181H145V180L143 181V180H142V177H144V176H145L146 174H148V173H151V175H153V174H152L153 172H151V171H153V169H155V168H153V166L155 167V165L158 163V162L155 161L156 159L160 160V164H161V161L164 163V161H163L164 159L161 160L159 156H156V154H158L159 151L161 152V150H163L162 147H163V148L165 147V149H166V151H167L168 153L171 152V155H172V154H174V155L177 154V155H176L177 157H179V156H181L182 154H184V151H186L185 154H187V152H190V150H191V152H194L195 155H196V158H195V160H194L193 162H191V160H190V156H191V155H189V156L187 155V156L189 157V161L191 162V164H192V163L194 164V162L196 163L195 165H196L197 168L194 166V167L196 168V170H192V168H194V167H192V166H187V164L185 163V164H186V165H185L186 167L183 168L182 173H181V174H179L180 172L178 173L180 176L177 177V179H176V177H174L176 180H174V181H173L174 184H172V185H174V186H173V187H174L173 190H171V191L169 190L170 192L168 191V192H169L168 194L171 195V201H172V202L174 201V204H173L172 202H171V204H172L173 206H175V207L173 208L174 210H172V209L169 207L171 204H169L168 208H170L173 212H172V214H168V217H167V218L170 217L171 219H170V218H169V220L166 219V221H167V223H168V221H170V222H175V223H170V222H169V223L172 224V225H173V224H174V225H175V224H179V226L176 225V226L178 227V230L181 229V228H180L181 225H183L182 227H185V226H184V225H185V222L187 223L186 219H185V222H182V221H183V220H182V221H180L179 223H177L178 220H180V219H178V218L180 217V216H178V215H180V211L178 210V207H179V208H180L181 206L183 207V205H181V206H179V205L181 204L182 200L185 199V196H186L187 193H188V195H187L188 198H187V199H189V200H190L189 196L194 198L195 195H198V194H196V193H197L196 188H198V187L195 188L196 185H195V184H194L195 186L193 185V181H194V182L197 181V180H196L197 177H198L197 173L200 172L199 169H201L202 166L204 167V163L207 164V168H208L209 166H211V164H212V160H213V165H214V164H217V165L215 166V170H216V171H215V170L212 171L213 174L211 173V169L214 168L213 166H212L211 168H210V167L208 168L209 171H206V170H205L206 167L202 168V171H203V169H204V170H205V172H204L205 174H206V172H208V174H207L208 177H207V178H209V173H210V177L213 179L214 184H216L217 186H219L220 189H222V181H221V183H220V181H219V175H220V174H224V173H221V168H222L223 166H225V164H227V165H229V164L232 165V164H233V165H238V166H239L240 162L242 161V160H241L242 158L240 157V153H241V154L244 153V152H242V147H243L245 144H244V145L242 144V135H241L242 130H241V127H240V129H239V127H238L237 132H236V130H235V131L233 130V132H236V134H238V136H239V134H240V136H241V137L239 136L240 138H239V137L236 138L235 136H231L230 138H228V140H224V139H223V142H220V136H221V134L223 135V131H222V130H223L224 127H226L227 125L224 126L223 128H222V126H221L222 130L220 131V130L218 129V126L221 125L222 122H220V121L218 122V120H217L216 123L211 122V121H210V122H211V123H210V122H207V121L205 120V118H206L205 116H207V115H205V114H206L207 112L212 113V114H210L211 116H212L213 114H215V113H217V116L219 115V114H218L219 111L216 110L215 106L217 107L218 105H220L221 102L224 100V98H221V97H220L221 99H223L221 102L219 101V99H218V100L216 99L217 101L214 102V104H213V100H214V99L211 100V101H212L211 104H212V106L214 105V108H213L210 104H208V105H210L211 108L208 107V109H207L206 107H207L208 105H206V107L204 106V107L207 109V110H206V109L203 107V105H202V107H203L205 110L203 109L204 112H203V114H202L203 116H202L201 118H198L199 115H198L197 111H196L195 108H194V107H196V108H197V107L202 108L201 105H200L201 103H199V104H198V103L194 104V103H192V102H193V101H192L191 103L193 104V106H191V104L188 103V104L190 105V106L188 105V106H189V109L191 108V110L194 111V113H197V114H191L192 116H191L190 114L187 113V114L190 115V116H189V118H188V117H187V118L185 117L186 119L191 120L193 123L196 121V122H195L196 126H195V124H193V125L196 127V128L194 129V131H193V137L190 136L189 139H188V141L191 142V145H190V143H189L188 141H186V143L189 144L188 147L190 146V148H188V147L185 145L186 143L183 145L184 142H181V141H178V140H174V137L172 136V132H173V131H171V129H172V130H173V128L176 129V126H174V124H175V121H177V119H175V118H178V117H176V116H179L180 113H179V115H176V113H178V112H173V111H172V112H173V113H172L171 111H169L171 108L168 109L167 112H166L167 115L169 116L168 121H167L168 123H167L166 125H165V124L161 125V124L159 123V125L162 126V127H160V129H161V133H160V135H159V131L153 130V128L150 127L151 122L149 123V120L152 119V120L155 121V119H153V118H156V116L158 117V115H162V114L166 111L165 108H166V105L168 106V103H167L166 105H165L164 103H165V101L167 100V95H169V96H168V101H170L169 99H170L171 95H170V94H167L166 96H165V95L163 96V94H161ZM171 92H172V93H171ZM181 92H182V91H181ZM181 92H180V93H181ZM191 92H192V91H191ZM251 92H252V91H251ZM251 92H250V93H251ZM261 92H263V91H261ZM4 93H5V92H4ZM8 93H10V92H8ZM16 93H17V92H16ZM40 93H42V92H40ZM58 93H59V92H58ZM80 93L82 94V92H79V95H80ZM99 93H100V92H99ZM104 93H105V92H104ZM108 93H109V92H108ZM140 93H141V92H140ZM167 93H168V92H167ZM197 93H198V92H197ZM238 93H239V92H238ZM241 93H242V92H241ZM252 93H253V92H252ZM255 93H256V91H255ZM257 93H258V92H257ZM0 94H1V92H0ZM11 94H12V92H11ZM22 94H23V93H22ZM43 94H45V93H43ZM43 94H42V95H43ZM68 94H69V93H68ZM68 94H67V95H68ZM83 94H84V93H83ZM85 94H86V93H85ZM112 94H113V93H112ZM135 94H136V93H135ZM145 94H146V93H145ZM173 94H174V93H173ZM175 94H176V92H175ZM178 94H179V92H178ZM181 94H182V93H181ZM181 94H180V95H181ZM194 94H195V93H194ZM214 94H215V95H214ZM228 94H232L231 96L234 97V98H236V99H237L236 95H239V94L235 93L234 91H233L232 93L229 92ZM244 94H245V93H244ZM244 94H243V96L245 97L246 95H244ZM2 95H3V93H2ZM8 95H9V94H8ZM38 95H39V94H38ZM71 95L74 96V94H71ZM76 95H75V96H76ZM96 95H97V94H96ZM137 95H138V93H137ZM223 95H221V96L223 97ZM254 95H255V94H254ZM258 95H259V94H258ZM6 96H7V95H6ZM15 96H17V95H16V94H13L12 98H13V97L15 98ZM25 96H26V95H25ZM27 96H28V95H27ZM40 96H41V95H40ZM45 96H46V95H45ZM73 96H72V97H73ZM75 96H74V99H75ZM88 96H89V95H88ZM119 96H120V95H119ZM122 96H121V100H123V97H122ZM134 96H135V95H134ZM139 96H140V95H139ZM143 96L141 95L140 98L142 99ZM172 96H174V95H172ZM175 96H176V95H175ZM178 96H179V95H178ZM226 96H229V95H225L224 97H226ZM239 96H241V94H240ZM239 96H238V97H239ZM251 96H252V95H251ZM1 97H2V96H1ZM20 97H21V96H20ZM29 97H30V96H29ZM43 97H44V96H43ZM63 97H64V96H63ZM77 97H78V96H77ZM82 97H83V96H82ZM105 97H106V96H105ZM107 97H108V96H107ZM113 97H114V96H113ZM135 97H136V96H135ZM137 97H138V96H137ZM164 97H165L166 99H165ZM176 97H177V96H176ZM179 97H180V96H179ZM232 97H231V99H233ZM258 97H259V96H258ZM6 98H7V97H6ZM22 98H24V97L22 96L21 98H18V99L20 100V99H22ZM66 98H67V97H66ZM80 98H81V97H80ZM110 98H112V96L109 97L108 100H110ZM126 98H127V97H126ZM132 98H133V97H132ZM173 98H174V97H173ZM218 98H219V97H218ZM226 98H229V99H230V97H226ZM253 98H254V97H253ZM18 99H17V100H18ZM36 99H37V98H36ZM52 99H53V98H52ZM64 99H65V98H64ZM70 99H71V96H70ZM70 99H69L68 101H70ZM77 99H78V98H77ZM82 99H84V98H82ZM116 99H118V101H119V98H116ZM124 99H125V97H124ZM147 99H148V98H147ZM178 99H180V98L177 97V102H178ZM187 99H188V98H187ZM203 99H204V98H203ZM221 99H220V100H221ZM229 99H228V100H229ZM231 99L229 100L230 102L228 101V102L230 103V105H229V103L227 102L229 106L226 104V102L223 103V104H225V106H226V105L228 106V107H227V106H226V107L224 106V107H225V109L227 108L226 111L229 110V113L231 112V115L233 116V119H234L233 121H236L237 123L242 122L241 119H240V118L242 117V113H241L240 111L243 109V106L241 107V105H239L240 103H238V102H239L238 100H237V101H236V100H233V102H234V103H233V102H231V101H232ZM243 99H244V98H243ZM243 99H242V100H243ZM245 99H246V98H245ZM260 99H261V98H260ZM6 100H7V99H6ZM12 100H13V99H12ZM12 100H11V98H10L9 102L11 103ZM15 100H16V99H15ZM19 100H18V101H19ZM27 100H28V99H27ZM37 100H38V99H37ZM75 100H76V99H75ZM75 100H73V101H75ZM78 100H79V99H78ZM88 100H90V99H88ZM91 100H92V98H91ZM101 100H102V99H101ZM111 100H112V99H111ZM121 100H120V101H121ZM193 100H194V99H193ZM196 100H198V98H197ZM196 100H195V101H196ZM199 100H200V98H199ZM201 100H202V99H201ZM239 100H240V99H239ZM250 100H251V98H250ZM253 100H254V99H253ZM262 100H264V99L262 98ZM3 101H4V100H3ZM13 101H14V100H13ZM13 101H12V102H13ZM21 101L23 102V100H21ZM24 101H26V99H25ZM50 101H51V100H50ZM53 101H54V100H53ZM61 101H63V102L65 103V101H67V99H65V100L62 99ZM73 101H72V102H73ZM79 101H81V100H79ZM99 101H100V100H99ZM99 101H98V102H99ZM103 101H104V100H103ZM113 101H115V100H112V102L109 101V103H108L107 101H106V102H107V104L110 105L111 103H113ZM116 101H117V100H116ZM127 101H128V100H127ZM127 101H126V102H127ZM133 101H134V100H133ZM168 101H166V102H168ZM174 101H176V100H175V99H174V100L172 99V103H174ZM225 101H226V99H225ZM258 101H259V99H258ZM258 101H257V102H258ZM7 102H8V101H7ZM14 102H15V101H14ZM36 102H37V101H36ZM63 102H62V104H61V103H60V104L63 105ZM95 102H96V101H95ZM95 102H93V103H95ZM121 102H122L121 104H123V101H121ZM197 102H199V101H197ZM204 102H205V101H204ZM246 102H247V101H246ZM246 102H245V103H246ZM249 102H250V101H249ZM259 102H261V101H259ZM15 103H19V102H15ZM15 103H12V104L15 105ZM20 103H21V102H20ZM25 103H26V102H25ZM40 103H41V102H40ZM46 103H47V102H46ZM51 103H52V102H51ZM51 103H50V105H51ZM69 103H71V101H70ZM69 103H68V104H69ZM89 103H90V102H89ZM179 103H180V101H179ZM185 103L187 104V102H185ZM208 103H210V101H209ZM217 103H218V104H217ZM237 103H238V106H237ZM253 103H254V102H253ZM6 104H7V103H6ZM12 104H11V105H12ZM44 104H45V103H44ZM72 104H73V103H72ZM72 104H71V105H72ZM115 104H116V103H114V105H115ZM169 104H170V102H169ZM176 104L179 105L178 103H176ZM181 104H183V103H181ZM202 104H203V103H202ZM204 104H205V103H204ZM216 104H217V105H216ZM223 104H221V105H223ZM232 104H233V106H232ZM0 105H1V104H0ZM2 105H3V104H2ZM22 105H24V104H22ZM52 105H53V103H52ZM52 105H51V107H48V108H45V109L51 110V108H53V107L56 106V105H55V106L52 107ZM57 105H59V103H58ZM64 105H65V104H64ZM71 105H70V107H71ZM99 105H100V103H99ZM102 105H103V104H102ZM109 105H107V106H109ZM116 105L118 106L119 104H116ZM123 105H124V104H123ZM164 105H165V108H164ZM173 105H174V104H173ZM221 105H220V106H221ZM242 105H243V103H242ZM249 105H250V104H249ZM262 105H263V104H262ZM19 106H21V104H19ZM34 106H36V105H34ZM66 106H67V104H66ZM68 106H69V105H68ZM73 106H74V105H73ZM103 106H104V105H103ZM125 106H126V105H124V107H125ZM247 106H248V105H247ZM14 107H15V106H14ZM32 107H33V106H32ZM41 107H42V106H41ZM64 107H65V106H64ZM70 107H69V108H70ZM81 107H82V106H81ZM88 107H89V106H88ZM110 107H111V106H110ZM119 107H120V106H119ZM119 107H118V108H119ZM121 107H122V106H121ZM124 107H123V108H124ZM146 107H147V108H146ZM168 107H169V106H168ZM174 107H175V106H174ZM176 107H177V106H176ZM186 107H187V106H186ZM230 107H231V108H230ZM237 107H239V110L237 109ZM258 107H261V105L258 106ZM258 107H256V109H257ZM7 108H8V106H7ZM49 108H50V109H49ZM56 108H57V106H56ZM56 108H55V111H54V112H56V110L59 109V107H58V109H56ZM62 108H63V106H62ZM66 108H67V107H66ZM69 108H68V109H69ZM112 108H115V109H116V106L111 107V109H112ZM148 108H150V110H151L150 113L147 112V111L149 110ZM177 108H178V107H177ZM184 108H185V107H184ZM199 108H198V109H199ZM218 108H219V107H218ZM220 108H222V107H220ZM234 108H236V109H234ZM241 108H242V109H241ZM244 108H245V107H244ZM0 109H2V108L0 107ZM3 109H4V108H3ZM21 109H22V108H21ZM33 109H35V108H33ZM77 109H78V108H77ZM90 109H91V108H90ZM92 109H93V108H92ZM101 109H102V108H101ZM103 109H104V107H103ZM121 109H122V108H121ZM172 109H174V108L172 107ZM187 109H188V107H187ZM240 109H241V110H240ZM246 109H247V108H246ZM246 109H245V110H246ZM249 109H250V108H249ZM252 109H253V108H252ZM258 109H259V108H258ZM258 109H257V110H258ZM260 109H261V108H260ZM29 110H30V109H29ZM43 110H44V109H43ZM53 110H54V109H53ZM59 110H60V109H59ZM66 110H67V109H66ZM71 110H72V108L69 109L70 112H71ZM191 110H190V111H191ZM200 110H201V109H200ZM203 110H202V111H203ZM232 110H233L234 112H233ZM20 111H21V110H20ZM37 111H38V110H37ZM37 111H35V112H37ZM46 111H47V110H45V112H46ZM51 111H52V110H51ZM51 111H47L46 113H49V112L52 113L53 111H52V112H51ZM60 111H63V110H60ZM69 111H67V112H69ZM80 111H81V110H80ZM84 111H85V108H84ZM110 111H111V110H110ZM119 111H120V110H119ZM122 111H123V110H122ZM176 111H178V110H176ZM179 111H180V110H179ZM185 111H186V110H185ZM15 112H16V111H15ZM29 112H30V111H29ZM32 112H33V110H32ZM42 112H43V111H42ZM45 112H44V113H45ZM57 112H59V111H57ZM78 112H79V111H78ZM82 112H83V111H82ZM98 112H99V111H98ZM105 112H106V111H105ZM139 112H140V113H139ZM145 112H147V113H145ZM256 112H257V111H256ZM262 112H263V111H262ZM262 112H260V110H259V113H262ZM33 113H34V112H33ZM44 113H43V114H44ZM50 113H49V114H50ZM106 113H107V112H106ZM108 113H109V112H108ZM111 113H112V111H111ZM224 113H225V111H224ZM248 113H249V112H248ZM248 113H247V116H248ZM0 114H1V113H0ZM13 114H14V113H13ZM61 114H62V113H61ZM61 114H60V115H61ZM65 114H66V113H65ZM68 114H69V113H68ZM88 114H89V113H88ZM116 114H117V113H116ZM181 114H182V113H181ZM184 114H185V112H184ZM184 114H183V115H184ZM225 114H226V117H228L227 112H226ZM243 114H244V113H243ZM256 114H257V113H256ZM262 114H263V113H262ZM262 114H259V115H262ZM3 115H4V114H3ZM16 115H17V114H16ZM19 115H20V114H19ZM27 115H28V114H27ZM31 115H32V113H31ZM33 115H34V114H33ZM38 115H41V114H38ZM53 115H54V114H53ZM72 115H73V114H72ZM84 115H85V114H84ZM100 115H101V114H100ZM104 115H105V114H104ZM111 115H114V113L111 114ZM163 115H164V114H163ZM163 115H162V116H163ZM185 115H186V114H185ZM185 115H184V116H185ZM215 115H216V114H215ZM229 115H230V114H229ZM20 116H21V115H20ZM49 116H50V115H49ZM61 116H62V115H61ZM61 116H60V118H61ZM65 116H67V114H66ZM75 116H76V115H75ZM121 116H122V115H121ZM181 116H182V115H181ZM186 116H187V115H186ZM5 117H6V116H5ZM7 117H8V116H7ZM11 117H12V116H11ZM14 117H15V116H14ZM27 117H28V116H27ZM39 117H40V116H39ZM44 117H45V116H44ZM44 117H43V118H44ZM56 117H58V113H57V116H56V114H55V119H54V120H56ZM95 117H96V116H95ZM112 117H113V116H112ZM114 117H115V116H114ZM135 117H136V119H134ZM165 117H166V116H165ZM182 117H183V116H182ZM182 117H181V118H182ZM190 117H192V118H190ZM230 117H231V116H230ZM253 117H255V115H254ZM257 117H258V116H257ZM9 118H10V117H9ZM12 118H13V117H12ZM17 118H18V117H17ZM30 118H31V116H30ZM35 118H37V117H35ZM60 118H59V120H60ZM66 118H67V117H66ZM66 118L63 117V119H66ZM99 118H100V117H98V119H99ZM105 118H106V117H105ZM215 118H218V119H219V116H218V117H215ZM215 118L212 117V121H213V119H215ZM220 118H223V119H224L223 116H222V117L220 116ZM247 118H248V117H247ZM262 118H263V117H262ZM2 119H3V118H2ZM20 119L22 120V118H20ZM49 119H50V117H49ZM85 119H86V118H85ZM98 119H97V120H98ZM159 119H160V118H158V120H159ZM166 119H167V118H166ZM179 119H180V118H179ZM223 119H221V120H222V121H225V120H223ZM227 119H229V118H227ZM255 119H256V117H255ZM14 120H15V119H14ZM35 120H37V119H35ZM40 120H42V122H43V119H40ZM46 120H47V119H46ZM46 120H45V122H46ZM52 120H53V117H52ZM52 120H51V121H52ZM67 120H68V119H67ZM101 120H102V119H101ZM112 120H116V119H112ZM117 120H118V119H117ZM119 120H120V118H119ZM181 120H182V119H181ZM183 120H185V119H183ZM207 120H208V119H207ZM219 120H220V119H219ZM247 120H249V118H248ZM262 120H263V119H262ZM3 121H5V120H3ZM15 121H16V120H15ZM25 121H26V120H25ZM31 121H32V120H31ZM38 121H39V120H38ZM62 121H63V124H64V123L67 124L66 121H65V122H64V120H62ZM107 121H108V120H107ZM159 121H160V120H159ZM164 121H165V120H164ZM185 121H186L185 123H187V122L191 123V121H187V120H185ZM244 121H245V120H244ZM254 121H255V120H254ZM256 121H257V119H256ZM19 122H20V121H19ZM21 122H22V121H21ZM29 122H30V121H29ZM47 122H48V121H47ZM55 122H56V121H55ZM73 122H74V120H73ZM100 122H101V121H100ZM102 122H103V121H102ZM110 122H111V121H110ZM155 122H157V121H155ZM181 122H183V121H181ZM231 122H232V120H231ZM252 122H253V121H252ZM1 123H2V122H1ZM5 123H6V121H5ZM12 123H13V122H12ZM43 123H44V122H43ZM57 123H58V122H57ZM60 123H61V121H60ZM60 123H59L58 125L61 127ZM117 123H118V122H117ZM148 123H149V124H148ZM161 123H162V122H161ZM165 123H166V122H165ZM183 123H184V122H183ZM212 123H213V124H212ZM232 123H233V122H232ZM234 123H235V122H234ZM257 123H258V122H257ZM262 123H263V122H262ZM8 124H9V123H8ZM14 124H16V123H14ZM53 124H54V123H53V121H52V126H53ZM94 124H95V123H94ZM94 124H93V125H94ZM147 124H148V125H147ZM155 124H156V123H155ZM214 124H215V125H214ZM222 124H223V123H222ZM225 124H227V123L225 122ZM239 124H240V123H239ZM239 124H238V125H239ZM258 124H259V123H258ZM258 124H257V125H258ZM16 125H17V124H16ZM33 125H34V124H33ZM64 125H65V124H64ZM68 125H69V124H68ZM68 125H67V126H68ZM82 125H83V124H82ZM95 125H96V124H95ZM107 125H109V124H107ZM114 125H115V123H114ZM118 125H119V124H117V126H118ZM187 125H190V126H191V124H187ZM251 125L253 126V124H251ZM257 125H256V126H257ZM261 125H262V124H261ZM14 126H15V125H14ZM24 126H25V125H24ZM35 126H36V123H35ZM48 126H49V125H47V127H48ZM54 126H56V125H54ZM54 126H53V127H54ZM59 126H56V127H59ZM65 126H66V125H65ZM155 126H156V125H155ZM157 126H158V125H157ZM230 126H231V125H230ZM230 126H229V128H230ZM239 126H240V125H239ZM243 126H244V125H243ZM262 126H263V125H262ZM0 127H1V126H0ZM3 127H4V126H3ZM20 127H21V125H20ZM20 127H19V128H20ZM53 127H52V128H53ZM56 127H55V128H56ZM74 127H75V126H74ZM96 127L98 128V126H96ZM125 127H126V126H125ZM152 127H153V126H152ZM158 127H159V126H158ZM158 127H157V128H158ZM184 127H185V124H184ZM187 127H188V126H187ZM191 127H192V126H191ZM244 127H245V126H244ZM260 127H261V126H260ZM12 128H13V127H12ZM15 128H16V126H15ZM25 128H26V127H25ZM52 128H49V130L52 129ZM109 128H113V127H109ZM114 128H115V127H114ZM123 128H124V127H123ZM219 128H220V126H219ZM231 128H233V127L231 126ZM234 128H235V126H234ZM247 128H248V127H247ZM255 128H256V127H255ZM46 129H47V128H46ZM46 129H45V130H46ZM57 129H58V128H57ZM61 129H63V126L61 127ZM69 129H70V128H69ZM99 129H100V128H99ZM190 129H192V128H190ZM227 129H228V128H226V130H227ZM235 129H236V128H235ZM250 129H251V128H250ZM252 129H253V128H252ZM259 129H260V128H259ZM26 130H27V129H26ZM41 130H42V129H41ZM47 130H48V129H47ZM53 130H54V129H53ZM53 130H52V131H53ZM63 130H64V129H63ZM65 130H66V129H65ZM72 130H73V129H72ZM157 130H158V129H157ZM245 130H246V129H245ZM245 130H243V131H245ZM261 130H262V128H261ZM261 130H260V132H261ZM263 130H264V129H263ZM7 131H8V130H7ZM7 131H6V132H7ZM12 131H13V129H12ZM15 131H16V130H15ZM50 131H51V130H50ZM55 131H56V130H55ZM111 131H113V129H111ZM122 131H123L122 134H124L125 132H127V131L124 130V129H123ZM187 131H188V130H187ZM187 131H186V132H187ZM189 131H190V130H189ZM219 131L221 132L220 136H219V133H220ZM229 131H230V130H229ZM246 131H248V130H246ZM246 131H245V132H246ZM249 131H250V130H249ZM249 131H248V132H249ZM251 131H252V130H251ZM47 132H49V131H47ZM70 132H71V131H70ZM70 132H69V133H70ZM105 132H106V131H105ZM105 132H104V133H105ZM109 132H110V131H109ZM113 132H114V134H115V131H113ZM119 132H120V131H119ZM154 132H155V133H154ZM226 132H227V131H226ZM253 132H254V131H253ZM257 132H258V131H257ZM33 133H34V132H33ZM42 133H43V132H42ZM45 133H46V131L44 132V134H45ZM51 133H52V132H50V137L52 136V138H53V135H51ZM62 133H63V132H62ZM71 133H72V132H71ZM91 133H92V132H91ZM91 133H90V134H91ZM98 133H99V132H98ZM116 133H117V132H116ZM191 133H192V132H191ZM246 133H247V132H246ZM254 133H255V132H254ZM11 134H12V133H11ZM15 134H16V133H15ZM19 134H20V133H19ZM47 134H48V133H47ZM52 134H55V132L52 133ZM87 134H89V133H87ZM102 134H103V133H102ZM119 134H120V133H119ZM122 134H121V135H122ZM129 134H128V135H129ZM232 134H233V133H232ZM236 134L234 133V135H236ZM251 134H252V132H251ZM258 134H259V132H258ZM12 135H13V134H12ZM16 135L18 136V134H16ZM20 135H21V134H20ZM22 135H23V133H22ZM22 135H21V137H22ZM30 135H31V134H30ZM41 135H42V134H41ZM48 135H49V134H48ZM55 135H56V134H55ZM65 135H66V134H65ZM131 135H130V137L128 136V139H129V140H130V138H131ZM224 135H225V134H224ZM226 135H227V134H226ZM226 135H225V136H226ZM230 135H231V134H230ZM244 135H245V134H244ZM246 135H248V133H247ZM256 135H257V133H256ZM256 135H254V136H256ZM259 135H260V134H259ZM262 135H263V134H262ZM32 136H33V135H32ZM37 136H38V135H37ZM68 136H69V135H68ZM82 136H83V135H82ZM106 136H107V138H109V137H108V134H106ZM110 136L112 137V132H111V135H110ZM115 136H116V135H114L113 138H111V137H110V138H111V139H114ZM124 136H125V134H124ZM228 136H229V134H228ZM236 136H237V135H236ZM260 136H261V135H260ZM3 137H4V136H3ZM38 137H40V136H38ZM42 137H44V136L42 135ZM46 137H47V136H46ZM80 137H81V136H80ZM84 137H85V136H84ZM92 137H93V136H92ZM94 137H95V136H94ZM117 137L119 138V135H117ZM117 137H116L115 139H117ZM121 137H122V136H121ZM126 137H127V135H126ZM257 137H258V136H257ZM16 138H17V137H16ZM18 138H19V137H18ZM22 138H23V137H22ZM26 138H27V137H26ZM61 138H62V137H61ZM90 138H91V137H90ZM100 138H101V137H100ZM107 138H106V139H107ZM124 138H125V137H124ZM222 138H223V137H222ZM222 138H221V139H222ZM224 138H225V137H224ZM253 138H254V137H252L251 139H253ZM255 138H256V137H255ZM9 139H11V138L9 137ZM28 139H29V137H28ZM28 139H27V140H28ZM34 139H36V138H34ZM34 139H31V140H34ZM43 139H44V138H43ZM50 139H51V138H50ZM65 139H66V138H65ZM92 139H93V138H92ZM103 139H104V138H103ZM106 139H105V141L107 142L108 140H106ZM115 139H114V142L116 141ZM120 139H121V138H120ZM131 139H132V138H131ZM180 139H181V137H180ZM243 139H244V138H243ZM245 139H247V138H245ZM248 139H249V138H248ZM251 139H250V141H252ZM263 139H264V138H263ZM12 140H13V139H12ZM17 140H18V139H17ZM37 140H38V139H37ZM37 140H36V141H37ZM41 140H42V139H41ZM46 140H48V139L46 138ZM51 140L53 141L54 139H51ZM121 140H123V138H122ZM253 140H254V139H253ZM20 141H21V140H20ZM24 141H25V139L23 140V142H24ZM34 141H35V140H34ZM43 141H44V140H43ZM43 141H42V142H43ZM52 141H51V144H52ZM64 141H66V140H64ZM105 141H103V142H105ZM110 141H111V140H110ZM118 141L120 142V140H118ZM118 141H117V142H118ZM247 141H248V140H247ZM250 141H249V142H250ZM255 141H256V139H255ZM258 141H259V140H258ZM1 142H3V141H1ZM13 142H14V140H13ZM29 142H30V140H29ZM32 142H33V141H32ZM32 142H31V144H32ZM48 142H49V141H48ZM69 142H70V141H69ZM72 142H73V141H72ZM106 142H105V145L103 146L104 148H105L106 146H107V147H108V146L110 147V145L113 143L112 141H111V142H112L111 144L107 142L108 145H106ZM121 142H122V141H121ZM125 142H126V140H125ZM136 142H137V144H136ZM262 142H263V141H262ZM26 143L28 144V141H26ZM37 143H38V141H37ZM40 143H41V142H39V144H40ZM115 143H116V142H115ZM243 143H246V142H243ZM253 143H254V142H253ZM19 144H20V143H19ZM27 144H26V145H27ZM46 144H47V143H46ZM49 144H50V143H49ZM103 144H104V143H103ZM109 144H110V145H109ZM113 144H114V143H113ZM113 144L111 145V147H113ZM122 144H120V146H121ZM132 144H134V145H132ZM248 144H249V143H248ZM257 144H258V143H257ZM259 144H260V142H259ZM29 145H30V143H29ZM37 145H38V144H37ZM42 145H43V144H42ZM44 145H45V144H44ZM44 145H43V146H44ZM82 145H83V144H82ZM90 145H91V144H90ZM242 145H243V146H242ZM46 146H47V145H46ZM50 146H51V145H50ZM50 146H49V148H51ZM72 146H73V145H72ZM80 146H81V145H80ZM117 146H118V145H116V147H117ZM129 146L131 147V149L128 148ZM185 146H186V147H185ZM250 146H251V145H250ZM253 146H254V145H253ZM0 147H1V146H0ZM3 147H4V146H3ZM25 147H26V146H25ZM38 147H40V145H38ZM38 147H37V149H38ZM70 147H71V146H70ZM76 147H77V146H76ZM87 147H89V145H88ZM100 147H101V146H100ZM114 147H115V146H114ZM244 147H245V146H244ZM7 148H8V147H7ZM34 148H35V147H34ZM41 148H42V146H41ZM44 148L46 149L47 147H44ZM44 148H43V149H44ZM49 148H47V149H49ZM66 148H67V147H66ZM159 148H161V150H160ZM252 148H253V147H252ZM27 149H28V148H27ZM43 149H41V150H43ZM70 149H71V148H70ZM113 149H115V148H113ZM113 149L111 150L112 152H113ZM120 149L122 150V146H121ZM123 149H124V148H123ZM128 149H129V150H128ZM245 149H246V148H245ZM248 149H249V148H248ZM250 149H251V147H250ZM250 149H249L248 152H250ZM254 149H256V148H254ZM259 149H261V148H259ZM259 149H258L257 151H259ZM24 150H25V149H24ZM29 150H30V149H29ZM31 150H32V148H31ZM41 150L39 149L40 152H39V151H38V152H39V153H42ZM50 150H51V149H50ZM101 150H102V149H101ZM107 150H108V148H107ZM243 150H244V149H243ZM1 151H2V150H1ZM20 151H21V150H20ZM43 151H44V150H43ZM48 151H49V150H48ZM108 151H109V150H108ZM245 151H246V150H245ZM251 151H252V150H251ZM255 151H256V150H255ZM260 151H261V150H260ZM260 151H259V152H260ZM31 152H32V151H31ZM36 152H37V150H36ZM53 152H54V151H53ZM55 152H56V151H55ZM64 152H65V151H64ZM87 152H88V151H87ZM99 152H100V151H99ZM105 152H106V151L103 152V150H102V153H101V154H103V153H105ZM191 152H190V153H191ZM3 153H4V152H3ZM5 153H6V152H5ZM13 153H14V152H13ZM23 153H24V152H23ZM33 153H34V152H33ZM47 153H48V152H46V153L43 152L42 154H40V156H41L42 158H44V157L47 155ZM70 153H71V152H70ZM116 153H117V152H116ZM116 153H115V154H116ZM120 153H121V152H120ZM190 153H189V154H190ZM206 153H207V154H206ZM245 153H246V152H245ZM250 153H251V152H250ZM252 153H255V152L252 151ZM252 153H251V154H252ZM257 153H258V152H257ZM36 154H38V153H36ZM63 154H64V153H63ZM109 154H110V153L107 152V153H106V156L109 155ZM123 154H124V153H123ZM165 154H166V152H165ZM258 154H259V153H258ZM258 154H257V155H258ZM260 154H261V153H260ZM6 155H7V154H6ZM12 155H13V154H12ZM20 155H21V154H20ZM31 155H35V154H31ZM74 155H75V154H74ZM99 155H100V154H99ZM103 155H105V154H103ZM103 155H101V157H102ZM110 155H111V154H110ZM116 155H117V154H116ZM120 155H121V154H120ZM158 155H159V154H158ZM162 155H164V154H163V153H160V156H161V157H162ZM166 155H167V154H166ZM249 155H250V154H249ZM249 155H248V156H249ZM257 155H256V156H257ZM3 156H5V154H3ZM86 156H87V155H86ZM89 156H90V155H89ZM97 156H98V155H97ZM155 156L158 157V158L154 159ZM187 156H186V158L188 159ZM251 156H252V155H250V157H251ZM7 157H9V156L7 155ZM51 157H52V156H51ZM68 157H69V156H68ZM82 157H83V156H82ZM99 157H100V156H99ZM101 157H100L99 159H102L104 156H103L102 158H101ZM170 157H173V155H172V156H169V154H168V157H167V158H170ZM174 157H175V156H174ZM174 157H173L172 159H174ZM177 157H176L175 160H177ZM0 158H1V157H0ZM10 158H11V156H10ZM34 158H35V157H34ZM36 158H37V157H36ZM52 158H53V157H52ZM97 158H98V157H97ZM162 158H165V160H166V156H165V157L163 156ZM179 158H180V157H179ZM179 158H178V160H182L183 157H181L180 159H179ZM240 158H241V159H240ZM5 159H6V158H5ZM5 159H4V160H5ZM8 159H9V158H8ZM8 159H7V160H8ZM37 159H38V161H36V162L39 163V162L41 161V160L39 161V156H38ZM37 159H36V160H37ZM57 159H58V158H57ZM78 159H79V158H78ZM85 159H86V158H85ZM99 159H98V160H99ZM121 159H122V158H121ZM187 159H185V160H187ZM205 159L207 160V162H205ZM253 159H254V158H253ZM10 160H11V159H10ZM18 160H19V159H18ZM46 160H47V157H46ZM46 160H45V161H46ZM48 160H49V159H48ZM48 160H47V161H48ZM69 160H70V159H69ZM87 160H88V159H87ZM167 160H168V159H167ZM170 160H171V159H169V161H170ZM245 160H246V158H245ZM251 160H252V158H251ZM260 160H261V159H260ZM11 161H12V160H11ZM28 161H29V160H28ZM45 161H44V162H45ZM113 161H114V160H113ZM117 161H118V160H117ZM169 161H168V162H169ZM262 161H263V160H262ZM36 162H35V163H36ZM180 162H181V161H180ZM187 162H188V161H187ZM214 162H215V163H214ZM253 162H254V161H253ZM0 163H1V162H0ZM4 163H5V162H4ZM11 163H12V162H11ZM17 163H18V162H17ZM17 163H16V165H15L16 167H17ZM41 163H42V162H41ZM114 163H115V161H114ZM116 163H117V162H116ZM119 163L121 164V162H119ZM119 163H117V164H119ZM163 163H162V164H163ZM173 163H174V162H173ZM243 163H244V162H243ZM256 163H258V162H256ZM5 164H6V163H5ZM30 164H31V163H30ZM74 164H75V163H74ZM86 164H87V163H86ZM117 164H116V165H117ZM165 164H166V162H165ZM182 164H183V163H182ZM188 164H190V163H188ZM206 164H205V166H206ZM253 164H254V163H253ZM261 164H262V163H261ZM263 164H264V163H263ZM1 165H3V164L1 163ZM36 165H39V168H40V166H41L40 164H36ZM44 165H45V164H44ZM44 165H43V166H44ZM99 165H100V164H99ZM116 165H115V166H116ZM121 165H122V164H121ZM158 165H159V164H158ZM158 165H157V166H158ZM167 165H169V164L167 163ZM230 165H229L228 167L225 166V167H227V168H225V169H230V168H229ZM233 165H232V166H233ZM240 165H241V167H243V166H242V163H241ZM11 166H12V165H11ZM13 166H14V164H13ZM43 166H42V167H43ZM48 166H49V165H47V167H48ZM54 166H56V165H54ZM66 166H67V165H66ZM113 166H114V164H113ZM115 166H114V167H115ZM162 166H164V165H162ZM162 166H161V168H164V167H162ZM259 166H260V168H261V165H259ZM3 167H4V166H3ZM5 167H6V166H5ZM19 167H20V166H19ZM32 167H33V165H32ZM71 167H73V166H71ZM111 167H112V163H111ZM111 167H109V168H111ZM188 167H189V168L192 167V168L189 170ZM234 167H236V166H234ZM0 168H1V167H0ZM9 168H11V167H9ZM13 168H14V167H13ZM13 168H12V169H13ZM130 168H131L132 170H131ZM135 168H137L139 171H138L137 169H135ZM165 168H167L166 165H165ZM168 168H169V167H168ZM168 168H167V169H168ZM223 168H224V167H223ZM231 168H232V167H231ZM237 168H238V167H237ZM237 168H236V169H237ZM251 168H252V167H251ZM256 168H258V166H257ZM256 168H255V169H256ZM3 169H4L3 171H6L5 168H3ZM19 169H23V168H19ZM40 169H41V171L43 170L42 168H40ZM40 169H39V170H40ZM113 169H114V168H113ZM113 169H112V170H113ZM116 169H117V168H116ZM157 169H160V168L158 167V168H156V170H157ZM167 169H166V170H167ZM175 169H176V168H175ZM175 169H172V170L175 171ZM225 169H224V170H225ZM236 169H234V171H235ZM241 169H242V168H241ZM241 169L239 168L238 170H241ZM261 169H262V168H261ZM15 170H16V169H15ZM75 170H77V169H75ZM95 170H96V169H95ZM188 170H189L190 172H192V174H190V177H188L189 174L187 175V173L189 172ZM191 170H192V171H191ZM231 170H232V169H230V171H231ZM238 170H237V172H239ZM248 170H249V169H248ZM257 170H259V169H257ZM262 170H263V169H262ZM19 171H20V170H19ZM27 171H28V170H27ZM27 171H26V172H27ZM35 171H36V170H35ZM70 171H71V170H70ZM72 171H74V170H72ZM97 171H98V168H97ZM97 171H96V172H97ZM101 171H102V170H101ZM158 171H159V172H158ZM160 171H162V170H161V169H160V170H157L158 173L156 172V175L154 174V178L157 177L156 179H157L158 181H159V179L162 178V174H163V173H160ZM163 171H164V170H163ZM169 171H170V170H169ZM169 171L167 170V172H169ZM187 171H188V172H187ZM193 171H194V172H193ZM198 171H199V172H198ZM214 171H215V172H214ZM218 171H220V174H219ZM230 171H229V173H228L227 171H226V172H227L228 174H230ZM243 171H244V170H243ZM246 171H247V170H246ZM246 171H245V172H246ZM6 172H8V171H6ZM10 172H11V171H10ZM14 172L17 173V171H14ZM31 172H32V171H31ZM112 172H113V171H112ZM128 172H129V171H128ZM154 172H155V170H154ZM175 172H176V171H175ZM222 172H223V171H222ZM237 172H236L235 174H237ZM257 172H258V171H257ZM257 172H256V173H257ZM261 172H262V171H261ZM263 172H264V171H263ZM2 173H3V172H2ZM22 173H23V172H22ZM36 173H37V172H36ZM36 173H34V175L29 173V174L31 175L30 178H32V175L34 176V178H36V176H35ZM49 173H50V172H49ZM57 173H58V172H57ZM59 173H60V172H59ZM72 173H73V172H72ZM78 173H79V172H78ZM99 173H100V171H99ZM107 173H108V172H107ZM169 173H172V172H169ZM169 173H168V175L173 176V175H172L173 173H172V174H169ZM202 173H203V172H202ZM215 173H216V174H215ZM239 173H240V172H239ZM242 173H243V172H242ZM253 173H254V172H253ZM0 174H1V173H0ZM41 174H42V173H41ZM44 174H45V173H44ZM53 174H54V173H53ZM96 174H97V173H96ZM128 174H129V173H128ZM174 174H175V173H174ZM205 174H204V175H205ZM257 174H259V173H257ZM263 174H264V173H263ZM3 175H5V174H3ZM8 175H9V174H7V176H8ZM17 175L19 176L20 174H17ZM17 175H16V176H17ZM21 175H22V174H21ZM24 175H25V174H24ZM27 175H28V174H27ZM37 175H38V174H37ZM51 175H52V174H51ZM103 175H104V174H103ZM107 175H109V174H107ZM149 175H150V174H149ZM151 175H150V177H151ZM168 175H166V176H168ZM175 175H176V174H175ZM186 175H187V177H186V179H185V176H186ZM195 175H196V176H195ZM224 175H226V174H224ZM238 175H241V174H238ZM246 175H247V174H246ZM255 175H256V174H255ZM1 176H2V175H1ZM11 176H12V175H11ZM14 176H15V175H14ZM28 176H29V175H28ZM58 176H59V175H58ZM70 176H71V175H70ZM96 176H97V175H96ZM176 176H177V175H176ZM182 176H183V177H182ZM227 176H229V175H227ZM234 176H235V175H234ZM234 176H233V173H232V177H234ZM263 176H264V175H263ZM22 177H23V175H22ZM38 177H39V176H38ZM41 177H42V176H41ZM49 177H50V176H49ZM64 177H65V176H64ZM64 177H63V178H64ZM68 177H69V176H68ZM124 177H125V176H124ZM126 177L128 178V175H127ZM150 177H149V179H150ZM164 177H165V176H164ZM168 177L170 178V176H168ZM199 177H201V174L199 175ZM202 177H204V176H202ZM220 177H221V176H220ZM244 177H245V176H244ZM253 177H254V176H253ZM5 178H6V177H5ZM14 178H15V177H14ZM79 178H80V177H79ZM102 178H103V177H102ZM118 178H119V177H118ZM122 178H123V177H122ZM152 178H153V176H152ZM154 178H153V179H154ZM195 178H196V179H195ZM205 178H206V175H205ZM205 178H202V180L205 179ZM235 178H236V177H235ZM263 178H264V177H263ZM6 179H7V178H6ZM11 179H12V178H11ZM39 179H40V178H39ZM145 179H146V178H145ZM153 179H152V180H153ZM156 179H154V181H155ZM163 179H164V178H163ZM166 179H168V178H166ZM171 179H172V177H171ZM212 179H210V180H212ZM220 179L223 180V175H222V177H221ZM236 179H237V178H236ZM251 179H252V178H251ZM254 179H256V178H254ZM257 179H258V178H257ZM0 180H1V179H0ZM24 180H25V179H24ZM27 180H28V179H27ZM36 180H37V179H36ZM57 180H58V179H57ZM63 180H64V179H63ZM98 180H99V179H98ZM119 180H121V179H119ZM126 180L128 181L129 179H126ZM133 180H135L134 177H133ZM152 180H150V181H152ZM195 180H196V181H195ZM198 180H200V179L198 178ZM206 180H207L208 183H211V182L208 181V179H206ZM206 180H205V182H206ZM231 180H233V179L231 178ZM237 180H238V179H237ZM239 180H240V179H239ZM4 181H6V180H4ZM7 181H8V183H9V180H7ZM7 181H6V182H7ZM11 181H12V180H10V182H11ZM28 181H29V180H28ZM31 181H32V180H31ZM93 181H94V180H93ZM127 181L124 180L125 183H126ZM154 181H152V183H155L154 185H156V184H160V183H158V182H154ZM163 181H164V180H163ZM167 181H168V180H167ZM187 181H188V182H187ZM200 181H201V180H200ZM200 181H198V182L200 183ZM203 181H204V180H203ZM203 181H202V183H203ZM241 181H242V180H241ZM6 182H5V183H6ZM52 182H53V181H52ZM78 182H79V181H78ZM97 182H98V181H97ZM132 182H133V183H132ZM160 182H161V181H160ZM165 182H166V181H165ZM168 182H169V181H168ZM171 182H172V181H170V183H171ZM198 182H197V184H198ZM235 182H236V181H235ZM235 182H234V183H235ZM243 182H244V181H243ZM255 182H256V181H255ZM12 183H13V182H12ZM17 183H18V182H17ZM27 183H28V182H27ZM35 183H36V182H35ZM74 183H75V182H74ZM79 183H80V182H79ZM83 183H85V182H83ZM121 183H122V182H121ZM127 183H128V182H127ZM127 183H126V184H127ZM149 183H150V182H149ZM170 183H169V184H170ZM226 183H227V182H226ZM228 183H229V182H228ZM234 183H233V184H234ZM236 183H237V182H236ZM240 183H241V182H240ZM3 184H4V183H3ZM31 184H34V183L32 182ZM52 184H53V183H52ZM77 184H78V183H77ZM81 184H82V183H81ZM81 184H80V185H81ZM90 184H91V183H90ZM119 184H120V182H119ZM161 184H162V183H161ZM204 184H207V183H204ZM204 184H201V183H200V187H202V185H204ZM237 184H238V183H237ZM13 185H14V184H13ZM17 185L20 186V184H17ZM17 185H16V187H19V186H17ZM24 185H25V184H24ZM50 185H51V184H50ZM121 185H124V187L126 186L125 184H121ZM121 185H120V189H121L122 192H124L122 189H125V190H126V189H129V188H124V187L121 186ZM127 185H128V184H127ZM151 185H152V184H151ZM154 185H153V186H154ZM207 185H208V184H207ZM211 185H213V184L208 185L209 188H210ZM227 185H228V184H227ZM7 186H8V185H7ZM14 186H15V185H14ZM74 186H75V185H74ZM78 186H79V185H78ZM117 186H118V185H117ZM117 186H116V188H117ZM157 186H158V185H157ZM162 186H163V185H162ZM162 186H161V187H162ZM204 186H205V185H204ZM204 186H203V188H204ZM253 186H254V185H253ZM0 187H1V186H0ZM25 187H26V186H25ZM80 187H81V186H80ZM121 187H122V188H121ZM128 187H129V186H128ZM166 187H167V186H166ZM168 187L170 188V187H172V186L169 185ZM200 187H199L198 190L203 189V188L200 189ZM228 187H229V186H228ZM232 187H233V186H232ZM238 187H239V186H238ZM241 187H242V185H241ZM262 187H263V185H262ZM5 188H6V187H5ZM13 188H14V187H13ZM23 188H24V186H23ZM46 188H47V187H46ZM57 188H58V187H57ZM83 188H84V186H83ZM116 188H115V189H116ZM169 188H168V189H169ZM206 188H208V187L205 186V190H202V191L206 192V190H207ZM217 188H218V187H217ZM235 188H237V186H236ZM258 188H259V187H258ZM7 189H8V188H7ZM24 189H25V188H24ZM47 189H48V188H47ZM70 189H71V188H70ZM72 189H73V188H72ZM120 189L118 188V191H119ZM170 189H171V188H170ZM214 189H215V188H214ZM214 189H213V190H214ZM238 189H239V188H238ZM4 190H5V189H4ZM25 190H26V189H25ZM41 190H42V189H41ZM68 190H69V189H68ZM159 190H160V188H159ZM159 190H158V191H159ZM162 190H163V189H162ZM162 190H161V191H162ZM52 191H54V190H52ZM66 191H67V190H66ZM69 191H70V190H69ZM71 191H72V190H71ZM127 191H128V190H126L125 192H127ZM166 191H167V190H166ZM195 191H196V193H195ZM210 191H211V194H212V192H213L212 189H211ZM231 191H232V190H231ZM233 191H234V190H233ZM0 192H1V191H0ZM21 192H22V191H21ZM58 192H59V191H58ZM58 192H57V193H58ZM63 192H64V191H63ZM72 192H73V191H72ZM76 192H77V191H76ZM76 192H75L74 194H76ZM101 192H102V191H101ZM116 192H117V191H116ZM119 192H120V191H119ZM119 192H117V193H119ZM154 192H155V191H154ZM156 192H157V190H156ZM204 192L202 193V194H204L203 196H202V194H201L202 197H204V196L206 197V193H204ZM228 192H230V191H228ZM235 192H236V191H235ZM253 192H254V191H253ZM2 193H3V191H2ZM16 193H17V192H16ZM27 193H28V192H27ZM29 193H30V192H29ZM97 193H98V192H97ZM99 193H100V192H99ZM200 193H201V192H200ZM240 193H241V192H240ZM263 193H264V192H263ZM7 194H8V193H7ZM113 194H114V193H113ZM113 194H112V195H113ZM153 194H154V193H152V195H153ZM158 194H160V193L157 192V193L155 194V196H156V195L158 196ZM163 194H167V193H164V192H163ZM216 194H217V197H218V199H219L218 204L220 205V202L222 201L221 204L223 205L224 199L227 198V197H225V196H226V194H228V193H226L225 196H224L223 191L220 190L219 192H216ZM20 195H21V194H20ZM20 195H19V196H20ZM119 195H120V194H119ZM119 195H118V194L116 195V198L118 199V203H119V200L122 199ZM124 195H127V196H124ZM161 195H162V193H161ZM199 195H200V194H199ZM218 195H219V196H218ZM229 195H230V194H229ZM0 196H1V195H0ZM93 196H94V195H93ZM117 196H118L119 198H118ZM153 196H154V195H153ZM153 196H151V198H152L151 202H153V200H154V198H155V196H154V198H153ZM166 196H167V195H166ZM187 196H186V197H187ZM231 196H232V195H231ZM234 196H235V195H234ZM234 196H233V197H234ZM10 197H11V196H10ZM111 197H112V196H111ZM113 197H114V196H113ZM161 197H162V196H161ZM169 197H170V196H169ZM197 197H198V196H197ZM197 197H196V198H197ZM199 197H200V196H199ZM199 197H198V198H199ZM228 197H229V196H228ZM236 197H237V196H236ZM263 197H264V196H263ZM116 198L113 199V200L116 201ZM120 198H121V199H120ZM125 198H124V200L122 199V200H123L122 203H124V204L126 203V204H127V202H125V200H126ZM167 198H168V196H167ZM167 198H166V199H167ZM210 198H211V197H210ZM223 198H224V199H223ZM229 198H230V197H229ZM243 198H244V197H243ZM256 198H257V197H256ZM10 199H11V198H10ZM53 199H54V198H53ZM67 199H68V197H67ZM157 199L159 200V199H160V196H159L158 198H156V200H157ZM162 199H164V198H162ZM235 199H236V198H235ZM235 199H234V200H235ZM246 199H247V198H246ZM246 199H245V200H246ZM11 200H12V199H11ZM68 200H69V199H68ZM88 200H89V198H88ZM156 200H155V201H156ZM185 200H186V199H185ZM194 200L196 201L197 199H194ZM198 200L200 201V199H198ZM220 200H221V201H220ZM231 200H232V199H231ZM258 200H259V198H258ZM97 201H98V200H97ZM146 201H148V202L146 203ZM237 201H238V200H237ZM28 202H29V201H28ZM37 202H38V201H37ZM54 202H55V201H54ZM68 202H69V201H68ZM85 202H86V200H85ZM159 202L161 203V202H165V201H161V200H160ZM159 202H158V203H159ZM166 202H167V201H166ZM240 202H241V201H240ZM240 202H239V203H240ZM56 203H57V202H56ZM69 203H70V202H69ZM76 203H77V202H76ZM96 203H97V202H96ZM106 203H107V202H106ZM112 203L114 204L115 202H112ZM120 203H121V202H120ZM120 203H119L118 205H120ZM145 203H146V204H145ZM155 203H156V202H155ZM155 203H154V204H155ZM160 203H159V206L161 207ZM167 203H170V202L168 201ZM167 203H166V204H167ZM187 203H188V202H187ZM196 203H197V201H196ZM229 203H230V202H229ZM239 203H238V206H239ZM253 203H254V202H253ZM25 204H26V203H25ZM73 204H74V203H73ZM110 204H111V203H110ZM113 204H111V205H113ZM154 204L152 205L151 203H149V205H152V206H154ZM183 204L186 205L185 202H183ZM198 204H199V203H198ZM198 204H197V206H198ZM231 204H232V203H231ZM231 204H230V206H231ZM233 204H235V201H234ZM260 204H261V203H260ZM77 205H78V204H77ZM106 205H107V204H106ZM115 205H117V202H116ZM163 205H164V203H163ZM167 205H168V204H167ZM167 205H166V206H167ZM185 205H184V206H185ZM187 205H189V204H187ZM208 205H209V204H208ZM211 205H212V204H211ZM213 205H214V204H213ZM215 205H216V203H215ZM225 205H226V204H225ZM228 205H229V204H228ZM253 205H254V204H253ZM75 206H76V205H75ZM103 206H104V205H103ZM122 206H124V205H122ZM128 206H129V207H128ZM147 206H148V205H147ZM152 206H151V207H152ZM155 206L158 208L157 204H155ZM155 206H154V208H149V207L145 208V209H147L146 213H147V212L149 213V210H150V209H151V211H152V209H153V211H154V209L156 208ZM173 206H172V207H173ZM197 206H196V207H197ZM217 206H218V205H217ZM238 206H237V207H238ZM240 206H242V204H240ZM46 207H47V206H46ZM70 207H72V206H70ZM114 207H116V206H114ZM160 207H159L158 209H160ZM185 207H187V206H185ZM190 207H191V206H190ZM194 207H195V206H194ZM194 207H193V208H194ZM207 207H208V206H207ZM211 207H212V206H211ZM215 207H216V206H215ZM215 207H212V208H215ZM221 207H223V206H220V208H221ZM235 207H236V205H235ZM256 207H257V206H256ZM62 208H63V207H62ZM76 208H77V207H76ZM78 208H79V206H78ZM98 208H99V207H98ZM110 208H111V206H110ZM110 208H109V209H110ZM116 208H117V207H116ZM140 208H141V207H140ZM148 208H149V210H148ZM157 208H156V209H157ZM162 208H163V206H162ZM162 208L160 209L161 212L166 211V210H165V207H164L163 209H162ZM187 208L189 209V207H187ZM187 208H186V209H187ZM218 208H219V207H218ZM220 208H219V209H220ZM225 208H226V207H225ZM231 208H232V206H231ZM233 208H234V207H233ZM238 208H239V207H238ZM241 208H242V207H241ZM10 209H11V208H10ZM69 209H70V208H69ZM86 209H87V208H86ZM94 209H95V208H94ZM107 209H108V208H107ZM112 209H113V213H114V210H115V209H114V208H112ZM112 209H110V210H111L110 212H112ZM158 209H157V211H158ZM170 209H169V210H170ZM183 209H185V208L183 207ZM186 209H185V210H186ZM188 209H187V211H188ZM190 209H191V208H190ZM219 209H218V210H219ZM223 209H224V208H223ZM228 209H229V208H228ZM56 210H57V209H56ZM74 210H75V209H74ZM74 210H73V211H74ZM116 210H117V209H116ZM116 210H115V211H116ZM120 210H121V209H120ZM141 210H143V211L145 212L144 208H142ZM141 210H140V212H141ZM185 210H183V211H185ZM206 210H207V209H206ZM214 210H215V209H214ZM230 210H231V209H230ZM234 210H235V209H234ZM234 210H233L232 212H234ZM33 211H35V210H33ZM71 211H72V208H71ZM77 211H78V210H77ZM87 211H88V210H87ZM101 211H102V210H101ZM101 211H100V212H101ZM117 211H118V210H117ZM224 211H225V210H224ZM224 211H222L221 214L224 213V214H223L224 216H223V215H222V216H223L224 218H226L225 215L227 216V212H228V210H227V212H226V211L224 212ZM235 211H236V210H235ZM88 212H89V211H88ZM103 212H104V210H103ZM108 212H109V211H108ZM205 212H206V211H205ZM208 212H209V210H208ZM216 212H217V211H216ZM229 212H231V211H229ZM26 213H27V212H26ZM72 213H73V212H72ZM76 213H78V212H76ZM76 213H75V214H76ZM91 213H92V212H91ZM105 213H106V211H105ZM113 213H112V214H113ZM148 213H147V214H148ZM150 213L153 214V212H150ZM156 213H157V212H156V210H155V214H156ZM159 213H160V212H159ZM167 213H169V211H168ZM170 213H171V212H170ZM184 213H185V212H184ZM213 213H214V212H213ZM218 213H219V211H218ZM225 213H226V214H225ZM68 214H69V213H68ZM75 214H74V216H75ZM88 214H89V213H88ZM110 214H111V213H110ZM110 214H109V217L111 216ZM116 214L119 215V213H117V212H116ZM136 214H137V215H136ZM142 214H144V213L142 212ZM155 214H153V215H154V217H155V219H156V216H157V215L155 216ZM157 214H158V213H157ZM187 214H188V212H187L186 215L184 216L185 218H188V215H187ZM202 214H203V213H202ZM204 214H206V213H204ZM211 214H212V213H211ZM211 214H210V216H211ZM215 214H216V213H215ZM215 214H214V215H215ZM238 214L240 215L241 213L238 212ZM28 215H29V214H28ZM56 215H57V214H56ZM70 215H71V213H70ZM72 215H73V214H72ZM101 215H102V214H101ZM113 215H114V214H113ZM145 215H146V214H145ZM148 215H149V214H148ZM148 215H147V217H148ZM153 215H152V216H153ZM181 215H182V214H181ZM191 215H192V214H191ZM197 215H198V214H197ZM214 215H213V216H214ZM219 215H220V214H218L217 216H219ZM229 215H230V214H229ZM10 216H11V215H10ZM17 216H18V215H17ZM31 216H32V215H31ZM43 216H44V215H43ZM78 216H79V215H78ZM104 216H105V215H104ZM106 216H107V214H106ZM141 216H142V215L140 214V215H139V218H140ZM159 216H160V215H159ZM189 216H190V214H189ZM192 216H193V215H192ZM213 216H212V217H213ZM217 216L215 215V217H217ZM222 216H221V217H222ZM232 216H233L234 218H236V217H240V216H234V215H232ZM260 216H261V215H260ZM14 217H15V216H14ZM72 217H73V216H72ZM75 217H76V216H75ZM80 217H82V216H80ZM80 217H78V218L80 219ZM87 217H88V216H87ZM111 217L114 218L113 216H111ZM115 217H116V215H115ZM137 217H138V216H137ZM147 217H146V218H147ZM154 217H153V218H154ZM157 217H158V216H157ZM200 217H201V216H200ZM212 217H211V218H212ZM215 217H214V218H215ZM223 217H222V219L224 220ZM229 217H230V216H229ZM229 217H228V218H229ZM31 218H32V217H31ZM69 218H71V217H69ZM69 218H68V219H69ZM73 218H74V217H73ZM88 218H89V217H88ZM112 218H111V219H112ZM148 218H149V217H148ZM148 218H147V219H148ZM150 218H151V216H150ZM180 218H181V217H180ZM182 218H183V217H182ZM182 218H181V219H182ZM194 218H195V215H194V217H192V218H191V216H190V218H188L187 220H188V221L191 220V219L193 220ZM198 218H199V217H198ZM198 218H197V219H198ZM203 218H204V220L206 219L205 217H203ZM211 218H210V219H211ZM219 218H220V216H219ZM219 218L217 217V219H219ZM240 218H241V217H240ZM53 219H54V218H53ZM71 219H72V218H71ZM76 219H77V217L75 218V220H76ZM89 219H90V218H89ZM91 219H92V218H91ZM97 219H98V218H97ZM100 219H102V218H100ZM131 219H132V221L130 222ZM142 219H143V218H141V221H140V222H141L142 224H141L140 226H139V223H138V225H137L136 222H134L135 224L133 223V225H137V226L141 227V226L144 225L145 222H146V221H144V224H143V220H142ZM144 219H145V218H144ZM151 219H152V218H151ZM151 219H150V220H151ZM155 219H154L155 223H157V221L159 222V220L156 221ZM172 219H173V221H172ZM197 219H194V220H197ZM199 219H200V218H199ZM222 219L220 220V221H221V225H220V226H222V221H223ZM72 220H73V219H72ZM77 220H78V219H77ZM98 220H99V219H98ZM107 220H108V219H107ZM113 220H114V219H113ZM150 220H148L149 223L151 222ZM192 220H191V221H192ZM202 220H203V219H202ZM204 220H203V222H204ZM207 220H209V219H207ZM211 220H212V219H211ZM211 220H210V221H211ZM259 220H260V219H259ZM2 221H3V220H2ZM31 221H32V220H31ZM67 221H68V220H67ZM80 221H81V220H80ZM82 221H83V220H82ZM104 221H105V220H104ZM115 221H116V220H115ZM115 221H114V223H113L115 229L112 228V229H111L110 231H108L107 233H104V236H105V235H108L112 230H116L115 232H118L117 229H116V227H115V225H116ZM138 221H139V220H138ZM154 221H153V222H154ZM161 221H162V220H161ZM163 221H164V220H163ZM191 221H190V222H191ZM213 221H215L214 223L216 224L217 220L214 219ZM224 221H226V219H225ZM224 221H223V224H225ZM232 221L236 222L235 219H232ZM240 221H242V219H241ZM69 222H70V221H68V223H69ZM73 222H74V221H73ZM77 222H79V220H78ZM89 222H90V221H89ZM97 222H98V221H97ZM109 222H110V221H109ZM111 222H113V221H111ZM128 222H130V223H128ZM181 222H182L183 224L180 225ZM190 222L188 223V225L191 224ZM197 222H199V224H200V221H197ZM197 222L195 221V223H197ZM205 222H206V221H205ZM227 222H228V220H227ZM227 222H226V224H227ZM246 222H247V221H246ZM39 223H40V222H39ZM57 223H58V222H57ZM74 223H75V225H79V224H77L76 222H74ZM74 223H73V224H74ZM85 223H86V222H85ZM98 223H99V222H98ZM98 223H97V224H98ZM102 223H103V221H102ZM102 223H101V227L104 225V224H102ZM106 223H107V222H106ZM160 223H161V222H160ZM162 223L165 224L164 222H162ZM169 223H168V225H167V224H166V225L169 226L170 230H168L169 228L167 229V228H164V227L158 225V223H157V225H158L159 227H162L163 229H160V228L158 229V228H156V226H154V228L158 229L157 231L162 230V231H160V232H158V233H163L164 231L170 233V231L172 232V230H173L172 227H173L174 225H173V226H172V225H169ZM209 223H210V222H209ZM209 223H208V224H209ZM211 223H212V222H211ZM219 223H220V222H219ZM219 223H218V224H219ZM238 223H239V222H238ZM240 223H241V222H240ZM13 224H14V223H13ZM32 224H33V223H32ZM32 224H31V225H32ZM60 224H61V223H60ZM82 224H83V223H82ZM94 224H95V223H94ZM153 224H154V223H153ZM153 224H152V225H153ZM192 224H193V222H192ZM202 224H204V223H202ZM208 224H207V225H208ZM226 224H225V225H226ZM235 224H236V223H235ZM250 224H251V223H250ZM257 224H258V223H257ZM71 225H72V224H71ZM107 225H109L110 227L113 226L112 224H111V225H112V226H111L109 223H108ZM107 225H106V227H108ZM133 225L128 226V229H129L130 231H133V230L130 229ZM145 225H146L147 227L151 226V225H147V223H146ZM154 225H156V224H154ZM166 225H165V227H167ZM186 225H187V224H186ZM212 225H213V223H212ZM216 225H217V224H216ZM237 225H238V224H237ZM239 225H240V224H239ZM239 225H238V226H239ZM253 225H254V224H253ZM72 226H73V225H72ZM95 226H96V225H95ZM176 226H175V227H176ZM194 226H195V224H194ZM197 226H198V225H197ZM204 226H205V225H204ZM220 226H218L219 230H221L223 227H225V228L227 227V225H226V226H223L222 228H220ZM234 226H235V225H234ZM19 227H20V226H19ZM75 227H76V226H75ZM101 227H100V228H101ZM104 227H105V225H104ZM104 227L101 228V231H103V229H105ZM110 227L106 228V229H105V232H106ZM152 227H153V226H152ZM205 227H206V226H205ZM210 227L212 228V226H210ZM214 227H215V225H214ZM232 227H233V226H232ZM235 227H236V226H235ZM239 227H240V226H239ZM5 228H6V227H5ZM52 228H53V227H52ZM63 228H64V227H63ZM66 228H67V226H66ZM77 228H82V229H83V226L81 227V225H79V227L77 226ZM77 228H76V229H77ZM86 228H87V227H86ZM91 228H92V226H91ZM96 228H97V227H96ZM133 228L136 229L137 227H136V226H135V227L133 226ZM142 228H143V226L141 227V229H138V228H137V230H140V232H143ZM179 228H180V229H179ZM191 228H193V227L191 226ZM191 228H190V229H191ZM194 228H195V227H194ZM201 228H202V227H201ZM211 228H210V229H211ZM215 228H216V227H215ZM230 228H231V227H230ZM262 228H263V227H262ZM76 229H75V230H76ZM82 229H79V230L82 231ZM144 229H146V228H144ZM150 229H151L150 232H152V230H154V229H152V228H150ZM164 229H165V230H164ZM166 229H167V231H166ZM171 229H172V230H171ZM175 229H176V228H175ZM175 229H174V230H175ZM186 229H189V226H187ZM186 229H184V230H186ZM198 229H199V228H198ZM210 229H209V230H210ZM213 229H214V228H213ZM234 229H235V228H234ZM234 229H233V230H234ZM79 230H78V231L76 230V232L78 233ZM147 230H149V229H147ZM147 230H146V231H147ZM163 230H164V231H163ZM178 230H176V232L174 231V233L176 234ZM181 230H182V229H181ZM191 230H193V229H191ZM191 230H190V231H191ZM202 230H203V229H202ZM205 230H206V229H205ZM205 230H204V231H205ZM211 230H212V229H211ZM216 230H218V229H216ZM216 230H214V231H216ZM219 230H218V231H219ZM222 230H223V231H225V230L227 231V229H224V228H223ZM230 230H231V229H230ZM251 230H252V229H251ZM66 231H67V230H66ZM86 231H87V230H86ZM93 231H94V230H93ZM96 231H97V229H96ZM101 231H100V232H101ZM134 231H135V230H134ZM134 231H133L132 233H135ZM157 231L155 230V232H157ZM187 231H188V230H187ZM261 231H262V230H261ZM76 232H75V233H76ZM83 232H84V230H83ZM83 232H81V233H83ZM88 232H89V230H88ZM88 232H86V235H89ZM119 232H118V233H119ZM198 232H199V231H198ZM200 232H201V231H200ZM202 232H203V231H202ZM208 232H209V231H208ZM216 232H217V231H216ZM231 232H232V231H231ZM237 232H238V231H237ZM241 232H242V231H241ZM4 233H5V232H4ZM32 233H33V232H32ZM65 233H66V232H65ZM73 233H74V232H73ZM81 233H80V234H81ZM87 233H88V234H87ZM94 233H95V232H94ZM101 233H102V232H101ZM111 233H112V232H111ZM125 233H126V232H125ZM128 233H129V232H128ZM128 233H126V235H127ZM147 233H148V232H147ZM179 233H181V231L178 232L177 236L174 234V235H172V237L174 238V236H175L176 239L179 241V239H180L181 237H180V238H177V237H179L180 235L182 236V234H179ZM187 233H188V232H187ZM194 233H195V232H194ZM194 233H193V234H194ZM211 233L214 234L213 230L211 231ZM220 233H221V232H220ZM223 233H224V232H223ZM223 233H222V234H223ZM225 233H226V232H225ZM227 233H228V232H227ZM233 233H234V231H233ZM257 233H258V232H257ZM259 233H260V232H259ZM10 234H11V233H10ZM70 234H71V232H70ZM78 234H79V233H78ZM78 234H77V235H78ZM90 234H91V233H90ZM92 234H93V232H92ZM119 234H120V233H119ZM135 234L137 235L138 233H135ZM151 234H152V233H151ZM153 234H154V237L157 236L156 233L153 232ZM153 234H152V235H153ZM155 234H156V236H155ZM195 234H196V233H195ZM195 234H194V235H195ZM206 234H207V232H205V235H206ZM208 234H209V233H208ZM208 234H207V235H208ZM212 234H209V235L214 236V235H212ZM216 234H217V233H216ZM228 234H229V233H228ZM235 234H236V233H235ZM235 234H234V235H235ZM7 235H8V234H7ZM60 235H61V234H60ZM93 235H94V234H93ZM99 235H100V234H99ZM101 235H102V234H101ZM113 235H114V232H113ZM115 235H117V234H115ZM115 235L113 236V239H114V237H116ZM123 235H124V233H123ZM123 235H122V236H123ZM126 235H125V236H126ZM129 235H130V233H129ZM129 235H128L127 237H128V238H131V240H133V239H132V236H133L134 234H133L132 236L130 235V237H129ZM138 235L141 236L140 233H139ZM148 235H149V234H148ZM168 235L171 236L170 234H168ZM168 235H166V234L164 233L163 236H166V238H167ZM178 235H179V236H178ZM191 235H192V234H191ZM197 235H199V234H197ZM197 235H196V236H197ZM209 235H208V236H209ZM217 235H218V234H217ZM226 235H227V234H226ZM262 235H263V234H262ZM82 236H84V233H83ZM82 236H80V237L82 238ZM91 236H92V235H91ZM104 236L102 235L103 238L106 237V236H105V237H104ZM111 236H112V235H109L108 237H110V238H108V237H107V238L110 239V240H113V239H111ZM119 236H121V235H119ZM125 236H124V238H125ZM140 236H138V237H140ZM142 236L144 237V234H143V233H142ZM145 236H147V235H146V232H145ZM149 236H151V235H149ZM159 236H160V235L158 234V237H159ZM163 236L161 235L162 240L165 241V240L163 239V238H164ZM208 236H207V238H208ZM211 236H210V237H211ZM220 236H221V235H220ZM222 236H223V235H222ZM228 236H229V235H228ZM232 236H233V235H232ZM236 236H237V235H236ZM239 236H240V235H239ZM241 236H242V235H241ZM247 236H248V235H247ZM260 236H261V233H260ZM14 237H15V236H14ZM59 237H60V236H59ZM65 237H66V236H65ZM75 237H76V236H75ZM94 237H95V236H94ZM94 237H93V238H94ZM100 237H101V236H100ZM138 237H136V239H137ZM172 237H171V238H172ZM194 237H195V236H194ZM197 237H199V236H197ZM216 237H217V236H216ZM218 237H219V235H218ZM251 237H253V236H251ZM25 238H26V236H25ZM51 238H52V237H51ZM73 238H74V237H73ZM97 238H98V237H97ZM118 238H119V237H118V235H117V238H116V239L118 240ZM124 238H123V239H124ZM133 238H135V237H133ZM141 238H142V237H141ZM189 238H190V236L188 237V239H189ZM199 238H200V237H199ZM207 238H205V239H207ZM224 238H226L225 235H224V237H223V242H224ZM227 238H228V237H227ZM229 238H230V237H229ZM229 238H228V239H229ZM233 238H234V237H233ZM258 238H259V237H258ZM38 239H39V238H38ZM60 239H61V238H60ZM82 239H83V240L85 239L84 242H86V238H82ZM98 239L100 240V238H98ZM98 239H97V240H98ZM105 239H106V238H105ZM116 239H115V240H116ZM121 239H122V237H121ZM121 239H119V240L121 241ZM136 239H134L133 242H134V241H138V240H139V241L145 240V238H144V239L142 238L141 240H140V239L136 240ZM148 239H149V238H148ZM150 239H151V237H150ZM150 239H149V240H150ZM167 239H168V240H166V241L169 242V238H167ZM196 239H197V238H196ZM200 239H201V238H200ZM205 239H204L203 241H205ZM212 239H214V237H212ZM217 239H218V238H217ZM217 239H216V240H217ZM231 239H232V237H231ZM234 239H235V238H234ZM259 239H261V238H259ZM4 240H5V239H4ZM54 240H55V239H54ZM65 240H66V239H65ZM67 240H68V239H67ZM71 240H72V239H71ZM75 240L77 241V239H75ZM80 240H81V239H80ZM87 240H88V239H87ZM94 240H96V238H95ZM94 240H93V241H94ZM97 240H96V241H97ZM103 240H104V239H103ZM106 240H107V239H106ZM117 240H116V241H117ZM119 240H118V241H119ZM129 240H130V239H129ZM129 240H128V241H129ZM131 240H130V241H131ZM153 240H155V238H152V241H153ZM156 240H157V238H156ZM160 240H161V238L158 239V243L161 242L160 244H162V245H163V243H164V244L167 243V242L165 243V242H163L162 240H161V241H160ZM177 240L175 241V240L172 239V240H171L172 242H170V243H172V245H173V242L175 241L176 244H177ZM180 240L182 241V238H181ZM208 240H209V238H208ZM225 240H226V239H225ZM235 240H236V239H235ZM253 240H254V239H253ZM61 241H62V240H61ZM90 241L93 242L91 239H90ZM96 241H95V242H96ZM123 241H124V240H123ZM123 241H122V242H123ZM126 241H127V239H126ZM126 241H125V242H126ZM146 241H147V240H145V243L148 242V241H147V242H146ZM159 241H160V242H159ZM189 241H190V240H189ZM199 241H200V240H199ZM199 241H198V242H199ZM211 241H214V240H211ZM219 241H220V239H219ZM232 241H234V240L232 239ZM244 241H245V240H244ZM42 242H43V241H42ZM51 242H52V241H51ZM82 242H83V241H82ZM84 242H83V243L79 242V243H81V245H82V244L84 245ZM88 242H89V240L87 241V243H88ZM91 242H89V243L92 244ZM98 242H100V241H98ZM104 242H105V241H102V243H104ZM108 242L110 243V241H108ZM112 242H113V241H112ZM175 242H174V244H175ZM179 242H180V241H179ZM193 242H194V241H193ZM193 242H192V243H193ZM221 242H222V241H221ZM221 242H220L219 244H221ZM225 242H227V241H225ZM235 242H237V241H235ZM235 242H234V243H235ZM245 242H246V241H245ZM74 243H76V242H74ZM74 243H73V244H74ZM87 243H86V245H87ZM105 243H106V242H105ZM105 243H104V244H105ZM120 243H121V242H120ZM142 243H144V242H142ZM142 243H138V244H141V245H142ZM150 243H151V240H150L149 244H150ZM153 243H154V242H153ZM188 243H190V242H188ZM204 243H205V244H207V243L210 244V242H207V241H205ZM216 243H217V242H216ZM237 243H238V242H237ZM237 243H236V244H237ZM239 243H242V242L239 241ZM239 243H238V245H239ZM251 243H252V242H251ZM115 244H116V243H115ZM123 244L126 246V248L128 247V246L126 245L127 243H126V244L123 243ZM134 244H135V242L133 243V247H134ZM138 244L136 243V245H138ZM149 244H148V243H147V245L145 244V245H146V246H145L146 249H147V247H148ZM155 244H156V243H155ZM178 244H180V243H178ZM178 244L175 245V246L177 247ZM190 244H191V243H190ZM193 244H194V243H193ZM196 244H197V243H196ZM199 244H201V243H199ZM205 244H204V245H205ZM225 244H226V243H224V245H225ZM232 244H233V243H232ZM28 245H29V244H28ZM53 245H54V244H53ZM86 245H84V246H86ZM111 245H112V246H111ZM118 245H119V244H118ZM121 245H122V243H121L119 246H121ZM124 245H123V246H124ZM128 245H132V243H131V244L129 243ZM151 245H152V243H151ZM153 245H154V244H153ZM153 245H152V246H153ZM184 245H185V247H188L187 244L184 243ZM184 245H182V246H184ZM197 245H198V244H197ZM211 245H212V244H211ZM215 245H216V244H215ZM215 245H214V246H215ZM229 245H230V244H229ZM238 245H237V246H238ZM96 246L98 247V246H100V245H97V244H96V245H95V249L97 248ZM103 246H104V245L101 244L100 248L103 247ZM108 246H109V245H108ZM116 246H117V245H116ZM116 246H115V245L113 246V243H112V244L110 243V248H111V249L114 248V247H115V248L118 247V246H117V247H116ZM138 246H139V245H138ZM169 246H171V245H169ZM175 246H174V247H175ZM180 246H181V244H180ZM194 246H195V245H194ZM206 246H207V245H206ZM254 246H255V245H254ZM77 247H78V246H76V248H77ZM86 247H89V246L87 245ZM92 247H93V245H92ZM136 247H137V246H136ZM140 247H141V246H140ZM143 247H144V245L142 246V248H143ZM150 247H151V246L149 245V248H150ZM165 247L169 248L168 246H165ZM172 247H173V246H172ZM195 247H196V246H195ZM195 247L192 246L193 249H194ZM203 247H204V246H203ZM211 247H212V246H211ZM211 247L209 246V248H211ZM225 247H226V246H225ZM238 247H239V246H238ZM251 247H253V246H251ZM50 248H51V247H50ZM52 248H53V247H52ZM58 248H59V247H58ZM68 248H69V247H68ZM76 248H75V250H76ZM83 248H84V247H83ZM110 248L103 249L101 252H97V250H96L97 255H96V257H94V259H95V258H96V259H95V261H93V262H90V260L86 259V257H85L86 254H85V253H84V254H85L84 257H85L86 260H84L82 257H81V258H82V259H81L80 256H81V253H83V252H81V251L79 250L81 253H79V254H80L79 259H78V257L76 256L77 259H78L77 262H79V260L81 259L80 261H82V263H85V262H86V264H87L88 262H90V263H88V264H93L94 262H97V264H98V263H99L98 261L100 260L99 257L102 255L103 259H101V260H103L104 263L106 264V262H108L110 259L112 260V257H113V256L111 257L112 252L116 250V249L114 248L115 250H113V251L111 252V249H110ZM124 248H125V247H124ZM124 248H123V249H124ZM128 248H131V246L128 247ZM137 248H139V247H137ZM137 248H136V249H137ZM142 248H140V249H142ZM145 248H144V249H145ZM152 248H153V247H152ZM152 248H151V249H152ZM156 248H159V247L157 246ZM156 248H155V250H156ZM160 248H163V247L160 245ZM183 248H184V247H183ZM183 248H182V249H183ZM188 248H190V247H188ZM192 248H191V249H192ZM196 248H198V246H197ZM221 248H222V246H221ZM227 248H228V247H227ZM78 249H79V248H78ZM91 249H92V248L90 247L89 250L91 251ZM97 249H99V248H97ZM121 249H122V248H121ZM121 249H120V250H121ZM140 249H139V251H140ZM144 249H143V250H144ZM163 249H164V248H163ZM163 249H162V250H163ZM170 249H172V248H169V250H170ZM179 249H180V248L178 247V250H179ZM186 249H187V248H186ZM193 249H192L191 253H189V255L192 254V253L194 252ZM212 249H213V248H212ZM223 249H224V247H223ZM231 249H232V248H231ZM241 249H242V248H241ZM54 250H55V249H54ZM63 250H64V249H63ZM81 250H82V249H81ZM87 250H88V249L86 248V251H87ZM124 250H126V249H124ZM127 250H128V249H127ZM130 250H131V249H130ZM130 250H129V251H130ZM132 250H135V247H134V249L132 248ZM132 250H131V251H132ZM143 250H142V252H144V253L148 251V249H147V251H146V250L143 251ZM153 250H154V249H153ZM162 250H161V251H162ZM173 250H174V248H173ZM176 250H177V248H176ZM188 250H189V249H188ZM197 250H198V249H197ZM202 250H203V249H202ZM205 250H206V249H205ZM217 250H219V249H217ZM49 251H50V250H49ZM51 251H52V250H51ZM68 251H69V250H68ZM68 251H67V252H68ZM77 251H78V250H76L75 252H77ZM90 251H89V252H90ZM131 251H130V252H131ZM135 251H136V250H135ZM135 251H133L131 254H132V255H133V253L136 254L137 251H136V253H135ZM139 251H138V252H139ZM150 251H151V250H150ZM150 251H149V253H150ZM156 251H157V250H156ZM174 251H175V250H174ZM174 251H173V252H174ZM179 251H181V250H179ZM184 251H185V248H184ZM198 251H199V250H198ZM198 251H197V252H198ZM223 251H224V250H222V252H223ZM230 251H231V250H230ZM235 251H237V250H235ZM235 251H234V252H235ZM257 251H258V250H257ZM261 251H262V250H261ZM64 252H65V251H64ZM89 252H88V253H89ZM92 252H93V254L95 253L94 248H93V251H91V253H92ZM116 252H117V251H116ZM130 252H128V253H130ZM157 252H158V251H157ZM163 252H164V251H163ZM165 252H167V250H166ZM168 252H169V251H168ZM168 252H167V255H168ZM170 252H171V251H170ZM173 252H172V256L169 255L171 258L173 257V255H174V257H175V253H173ZM175 252H176V251H175ZM177 252H178V251H177ZM177 252H176V253H177ZM187 252H188V251H187ZM204 252H206V251H204ZM217 252H218V251H217ZM225 252H226V251H225ZM241 252H242V250H241ZM241 252H240V253H241ZM6 253H7V252H6ZM59 253H60V252H59ZM119 253H120V252L118 251V254H119ZM149 253H148V254H149ZM151 253H152V252H151ZM151 253H150V254H151ZM153 253H156V252H153ZM179 253H182V252H178L176 255H178ZM220 253H221V251H220ZM223 253H224V252H223ZM228 253H229V252H228ZM235 253H236V252H235ZM240 253H239V254H240ZM242 253H243V252H242ZM250 253H251V252H250ZM62 254H63V253H62ZM100 254H101V255H100ZM131 254H128V255H131ZM140 254L145 255V254L140 253V252L137 253L136 255H139V257H140V256H141ZM148 254H147V257H148V258L146 257L147 259H149V257L152 255V254H151V255L149 254L150 256H148ZM156 254H159V256H163V255H164V253H163V255H162V254L160 255V252H158V253H156ZM193 254H194V253H193ZM208 254H209V253H208ZM208 254H207V255H208ZM226 254H227V253H226ZM226 254H225V255H226ZM8 255H9V254H8ZM56 255H57V254H56ZM60 255H61V254H60ZM116 255H117V254L115 253V256H116ZM136 255H135V257H136ZM153 255H154V254H153ZM165 255H166V253H165ZM200 255H201V254H200ZM203 255H204V254H203ZM205 255H206V254H205ZM218 255H219V254H218ZM227 255H229V254H227ZM233 255H234V254H233ZM235 255H236V254H235ZM240 255H241V254H240ZM26 256H27V255H26ZM63 256H64V255H63ZM117 256H118V255H117ZM120 256H121V255H120ZM169 256H167V257L169 258ZM190 256H191V255H190ZM190 256H188V257H190ZM195 256H196V255H195ZM195 256H193V257L191 256V259L194 258ZM201 256H202V255H201ZM209 256H210V255H209ZM222 256L224 257V255L221 254V257H222ZM230 256H232V255H229V257H230ZM236 256H237V255H236ZM246 256H247V255H246ZM249 256H250V255H249ZM45 257H46V256H45ZM128 257H129V256H128ZM139 257H138V258H139ZM156 257H157V256H156ZM167 257H166V259H164V260L162 259L163 261H165V263H166L167 260H168ZM182 257H183V256H182ZM185 257H187V256H185ZM188 257H187V259H189ZM210 257H211V256H210ZM225 257H226V256H225ZM50 258H51V257H50ZM56 258H57V257H56ZM67 258H68V257H67ZM88 258L90 259L89 254H88ZM92 258H93V257H92V254H91V260H93ZM116 258H117V257H116ZM121 258H122V257H121ZM124 258H125V257H124ZM136 258H137V257H136ZM141 258H142V257H141ZM154 258H155V255H154ZM154 258L152 257V259H154ZM161 258H163V257H161ZM176 258H177V257H176ZM180 258H181V257H179V259H178V258L176 259L177 262H178V260H183V258H182V259H180ZM199 258H200V257H199ZM207 258H208V257H207ZM214 258H215V257H214ZM219 258H220V257H219ZM227 258H228V256H227ZM234 258H235V257H234ZM247 258H248V257H247ZM252 258H253V257H252ZM54 259H55V258H54ZM75 259H76V258H75ZM125 259H126V258H125ZM129 259H130V260H128V258H127V261H128V262L130 261V264H132L131 262H132L133 260H135V259H133V260L131 261V259H132L131 256L129 257ZM152 259L150 258L149 260H150V261H153ZM157 259L160 260L159 258H157ZM187 259L185 258V261L183 260V261L185 262V263H183V264H187L186 262H188V264H189V263L191 264V261H193V262L195 263L194 260H195V259L197 260V258H194V259H192V260L189 262ZM224 259H226V258H224ZM224 259H223V260H224ZM232 259H233V258H232ZM248 259H249V258H248ZM83 260H84V261H83ZM96 260H97V261H96ZM111 260H110V262H111ZM114 260H115V258H114ZM114 260H113V261H114ZM119 260H120V259H119ZM158 260H157V261H158ZM207 260H208V259H207ZM221 260H222V259H221ZM255 260L257 261V259H255ZM87 261H88V262H87ZM103 261L100 262V263H101V264H104ZM120 261H121V260H120ZM136 261H137V259H136ZM136 261H135V262H136ZM140 261H141V260H140ZM143 261H145V257H144V260H143ZM143 261H142V262H143ZM201 261H202V260H201ZM204 261H205V259H204ZM211 261H212V259H211ZM253 261H254V260H253ZM44 262H45V261H44ZM61 262H63V261H61ZM73 262H74V261H73ZM116 262H117V260H116ZM122 262H124V261H122ZM147 262H148V260H147ZM154 262H155V261H153L152 263L149 262V264H155ZM158 262H159V261H158ZM160 262H161V261H160ZM160 262H159V264H160ZM169 262H170V264H171L172 261H170V259H169ZM169 262H167V263H169ZM179 262H180V261H179ZM179 262H178V263H179ZM206 262H207V261H206ZM208 262H209V261H208ZM218 262H219V259H218ZM227 262H228V261H227ZM231 262H232V261H231ZM240 262H241V261H240ZM240 262H239V263H240ZM244 262H245V261H244ZM53 263H54V262H53ZM66 263H67V262H66ZM112 263H113V264H117L118 262H117V263L112 262ZM138 263L141 264V262H139V261H138ZM138 263L136 262V264H138ZM143 263H144V262H143ZM145 263H146V262H145ZM156 263H157V262H156ZM163 263H164V262H163ZM163 263H162V264H163ZM165 263H164V264H165ZM174 263H175V262H174ZM181 263H182V262H181ZM197 263H198V262H197ZM204 263H205V262H204ZM204 263H203V264H204ZM220 263H221V262H220ZM239 263H238V264H239ZM17 264H18V263H17ZM40 264H41V263H40ZM54 264H55V263H54ZM56 264H57V263H56ZM63 264H64V262H63ZM78 264H79V263H78ZM95 264H96V263H95ZM118 264H119V263H118ZM126 264H127V262H126ZM133 264H134V263H133ZM147 264H148V263H147ZM157 264H158V263H157ZM172 264H173V262H172ZM192 264H193V263H192ZM201 264H202V263H201ZM212 264H213V263H212ZM214 264H215V263H214ZM227 264H228V263H227Z\"/></svg>",
  "mask_w": 264,
  "mask_h": 264
}]
</instances>
